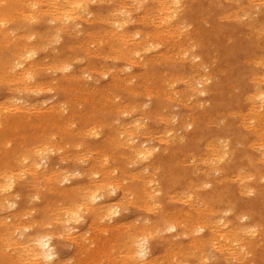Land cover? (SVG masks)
Segmentation results:
<instances>
[{
	"label": "rangeland",
	"instance_id": "374dc122",
	"mask_svg": "<svg viewBox=\"0 0 264 264\" xmlns=\"http://www.w3.org/2000/svg\"><path fill=\"white\" fill-rule=\"evenodd\" d=\"M95 2V3H93V2ZM102 1V2H101ZM87 0V5L85 6V7H87L88 6V11L87 10H85V12H83V11H80V12H78L77 13V16H78V18H76V20L75 21H73V22H75V25L73 24V22H70V26L72 27V29H71V27L69 26V23H67V25H68V30L65 28V30L63 31V32H61V31H59L58 32V30H57V28H55V30H54V27H56V25H55V23H52L49 19H46V18H40L41 20L39 21V18L38 19H36V20H34V19H29L27 16L29 15L28 13H23L24 15H25V17L26 18H24V15H22L21 13H16L15 11H12L13 13H12V16H11V13H10V16H11V20H9V21H12V22H7L8 23V26L7 25H4L5 27H4V29H6V30H9L8 32H13L12 33V36H13V34H14V36L12 37L9 33L7 34V31L6 30H2V32L3 33H5V31H6V35H3V33L0 35V42H3V44L2 43H0V51H1V49L3 50V52L2 53H5L6 55H9V57L11 56V54H9L10 52H11V49L13 48V44H15L16 43V41L18 40V38H15V37H18V35L20 34V36H19V38L21 37H23L24 35H26V33H28L29 31V34L31 33V34H33V36H31L30 37V39H29V41L28 42H30V44L31 45H33L34 46V48H35V50H36V52H38L37 50H39V48H40V50H39V52L38 53H35L33 56L35 57H32L33 59H35V60H33L32 61V58H31V60H28V62L26 63V65H28V63H32V64H34V63H36V65L38 64L39 66H40V64H41V66L39 67L38 65H37V70L39 71L41 68H43L40 72H36L37 70H36V68L34 67V70H35V72L36 73H34V78L33 79H35L36 81H33V79H32V85L33 86H31V83L30 82H28V83H30V84H28V83H23V81H21V80H18L17 78H16V76L15 75H17V74H19V72L21 71V69L22 68H17V70L16 71H14V70H12V72H10V69L8 68V66L6 65V67L5 68H3L4 66H2L1 64H0V72L1 71H3V72H5V75H4V77H3V75L2 74H4L3 72H1L0 73V76H2L4 79V81H3V83L2 82H0V111H3V113L2 112H0V118H1V120H0V126L2 127V128H0V130H1V133L2 132H4V133H2V136L3 137H1V133H0V183L2 182V183H4L6 180H8V179H6L8 176H10V175H12L13 176V178H18L17 179V181L15 182V185L14 186H16V188H14V186H13V190L11 189V190H9L8 191V193L6 192L5 193V195H6V197H5V195L4 196H0V202L2 201L3 203H0V204H2L1 206H0V210H2V207H5L6 206V203L7 202H9V201H16L17 203H18V206L16 207V208H13V209H10V208H3V210L2 211H0L1 213H0V224H2V226L0 225V235L1 234H4V235H6V232H5V230H6V228H5V225L4 224H6L7 223V225L9 224V223H14V218L16 217V216H20L21 215V213H22V215H21V218L20 217H17V219H16V222L15 223H17V222H22V220H23V222L22 223H24L25 221H27L26 223H24L23 225H24V227H25V224H27L26 226H30L31 225V223H30V221H38V223H37V225L35 224H33L34 226H36V227H34V226H32L31 225V227H30V229L28 228V229H25L24 227H22V224H21V226L19 227V231H20V229H21V231L23 232L24 230H26V231H24L25 232V234H24V232L22 233L21 231V233H19V231L17 230V234L19 233L20 235H18L17 236V234L15 233L14 234V236H13V240L15 239L16 241H18L19 239V242H21V239H22V241H23V239H24V236H27L28 234H30L32 231H35L36 229H38L37 231H39L38 233H42L43 231H51V232H53L55 235H54V239H53V241L55 242V245H56V249H57V251H58V254H59V259L57 258V260L58 261H61L60 262V264H74L75 262V264H91V262H94L93 264H97V262H98V255L102 258V262H101V260H99L100 262H98V264H100V263H102V264H111V262H112V264H116V261H118L119 263L121 262V258H123L124 257V260H122V263L124 262V264H126V263H128L127 261H128V259H127V261H125V258H127V256L125 257V251H126V249H124V251H122V245H124V244H121V243H124V242H126L125 244H127V241L126 240H129V239H127L128 237V235L131 233V232H133L132 230H134V231H139V230H137V229H140V228H142V225H141V222H143L144 223V225L147 223V227H148V230L151 228V230L154 228L155 229V231H157V232H159L160 234H159V236L162 234V237H163V239H160V237L158 236V233L157 232H155V234H157V235H155V234H153L154 232V230L153 231H151V230H149L148 232H150V233H152L153 235H155V236H153V238H152V240H153V242H152V255H154V256H152V258L155 260L156 259V261H152V263L151 264H157L158 262V264H160V262L162 261V258H163V260H164V264L165 263H167V264H171V263H169L170 262V260L172 261V264H177V262L180 260V258H182L181 260L182 261H186V259H187V262H183V263H181V262H179L180 264H236L235 263V259L236 260H238V261H236L237 262V264H240L241 262L243 263V264H264V259H263V254H264V240H263V236H264V174L262 175V173H264V164H263V162L261 163L259 160H261V161H263L264 160V148H262L264 145H259V144H257V146H256V143H260L261 144V142H262V140H263V136H262V133L264 134V123H262V121L264 120V110H262V108H259L258 109V112L256 111H253V110H251L252 108H253V106H258V101H259V99H258V97H256V95H257V91H258V88H260L262 91H263V89H264V83L262 82L263 80H264V67H262L263 65H264V54H263V52H264V49H262V47H264V6L262 5V4H264V0H232L231 2H230V0H219V2L221 3V5L219 4V2H217L218 0H216V2H214L215 0H213L212 2H210V0H179V1H182V3L181 2H179L180 4H176L175 6V9H177V11L174 9V6H171L172 5V1H169L168 2V4H166V5H169L170 7H172L173 8V11H174V15L176 16H174V20L173 19H171L172 21V23H170V21H168V22H159L160 21V18L158 17L157 19H156V17H157V14H158V12H159V10H158V12H157V6L153 3V1H148V0H146L145 2H146V4L144 3H142V1L141 0H138V2H134V1H137V0H134V1H130V0H127V2H125L126 0H113V2L111 1V3H109V1L110 0H105V3H104V0ZM239 1V2H238ZM254 1V2H253ZM258 1V2H257ZM98 2V3H97ZM130 2V3H129ZM133 2V3H132ZM139 2H141L142 3V5H140L139 4ZM151 2V3H150ZM171 2V3H170ZM191 2V3H190ZM242 2V3H241ZM251 4H250V3ZM255 3L253 6H252V4L253 3ZM116 3H119V4H117L116 5ZM121 3V4H120ZM122 3H128L127 5H129L128 6V8L129 7H131L133 4H136L133 8H136L137 7V11H136V9H133L134 10V12H132V17L130 18V20L132 21V22H130L129 24H128V26H127V28H128V30H133V31H135V30H137L136 32H138V30H141L143 33H146L147 34V38L149 37L150 39H151V41H152V45L154 44H156V46H152L151 45V41H150V39L148 38L147 40L149 41V44H148V46H152L153 48H151V46L150 47H145L144 49V51H143V49L141 50V54H138L139 56H140V58L139 57H137L138 55H136L135 54V56L133 55L132 57H135V59L133 58L132 59V57L130 58V60L128 59V58H123V59H121V56L120 55H123L122 53H123V51L124 50H126L127 48L124 46L123 48H120L119 49V44L121 45V43L118 41L117 42V40H115V37L114 36H107L106 35V38H104V35L105 34H108L109 32H110V30H108L109 29V27H108V25L104 22V20L102 21V19L101 18H106L107 16H110V14L111 13H113L114 14V11H115V13L117 14V16L118 17H121L120 15H122L123 14V4ZM132 3V4H131ZM148 3V4H147ZM170 3V4H169ZM174 3H176V1L175 2H173V5H174ZM190 3V4H189ZM210 3H211V5H210ZM215 5H214V4ZM238 3H239V6H238ZM260 3V4H259ZM111 4V6H108V5H110ZM152 4V5H151ZM188 4H189V6H188ZM217 4V5H216ZM245 5V6H243V5ZM248 4V5H247ZM251 6H250V5ZM115 5V6H114ZM118 5L120 6V8L122 7V9H120V8H118ZM131 5V6H130ZM138 5H139V10L140 11H138ZM154 5V6H153ZM180 5V6H179ZM184 5H186V6H184ZM190 5H193V6H190ZM220 5V6H219ZM257 5V6H256ZM259 5H260V7H259ZM141 6V7H140ZM168 6V7H169ZM177 6H179V7H177ZM184 7V9L182 8V7ZM195 6V7H194ZM247 6H249V7H247ZM256 6V7H255ZM149 7V8H148ZM152 7V8H151ZM168 7H166V8H168ZM183 9V11H185V9H186V11L185 12H183L182 11V9ZM208 7H210L209 9H210V11H208ZM221 7V8H220ZM245 7V8H244ZM112 8H113V10H112ZM145 8H148V9H145ZM172 8H168V10L167 11H172ZM234 8V9H233ZM255 8H257L256 10H255ZM260 8V9H259ZM132 9V8H131ZM151 9V10H150ZM154 9L156 10V13H155V11H154ZM203 9H205V10H203ZM250 9H252L251 10V13H250ZM117 10H121V12L120 11H117ZM145 10V11H144ZM149 10L152 12L151 14H149ZM153 10V11H152ZM232 10V11H231ZM243 10L245 11V12H243ZM79 11V10H78ZM99 11V12H98ZM102 12V14H101V12ZM148 11V12H147ZM170 11V12H171ZM173 11H172V13H173ZM204 11H206V13L204 12ZM226 11H228V12H226ZM235 11V12H234ZM252 11H254V13H252ZM257 11H260V12H257ZM15 12V13H14ZM97 12V13H96ZM108 12H109V15H108ZM111 12V13H110ZM118 12V13H117ZM148 13V14H146L145 16V19H144V23L142 22H139V20L138 19H140L141 17H142V15H144L145 13ZM166 12V11H165ZM181 12H183V13H181ZM205 14H204V13ZM209 12H210V15H209ZM212 12V13H211ZM234 13L236 16L234 17V15L233 16H230L231 15V13ZM250 13V15L248 16V13ZM85 13V15H86V17H85V15H83ZM100 13V14H99ZM106 13H107V16H106ZM120 13V14H119ZM154 13H155V17H153L154 16ZM161 13V12H160ZM158 14L161 18L163 17L162 15H164V13H161V14ZM181 13V14H180ZM225 13H228V15H227V17H222ZM246 13V14H245ZM28 14V15H27ZM81 16H80V15ZM99 16H98V15ZM153 14V15H152ZM178 14V15H177ZM208 14V16H210V18L208 17V16H206ZM239 15V17H238V15ZM23 16V18L25 19V24H23V26H22V23L24 22L23 20L24 19H21L19 16ZM222 15V16H221ZM13 16H17V17H19L20 19H19V21H17V17L16 18H14ZM83 16V17H82ZM90 16H91V18H90ZM104 16V17H103ZM150 16V17H149ZM207 17V19H206V17ZM79 17H82V18H79ZM97 19V20H95V18ZM153 17V18H152ZM180 17H182V18H180ZM197 17V18H196ZM230 17H232V18H230ZM237 17V18H236ZM241 17L243 18V20H241ZM13 18V19H12ZM85 18H86V20L87 21H89V22H87L86 20H85ZM153 19V20H151V19ZM199 18V19H198ZM202 18V21L200 20ZM204 18V19H203ZM220 18V19H219ZM222 18V19H221ZM226 18V19H225ZM234 18V19H233ZM240 18V19H239ZM14 19H15V21H14ZM26 19H27V21H26ZM89 19V20H88ZM135 19H137L138 20V22L139 23H136L137 22V20H135ZM148 19V20H147ZM154 19H156V20H154ZM205 19H206V22H205ZM214 19H215V21H214ZM219 19V20H218ZM232 19V20H231ZM236 19H239V20H236ZM257 19V20H256ZM20 20H21V22H20ZM31 20V21H30ZM33 20L34 21H36V23L35 22H33ZM37 20L39 21L38 23H37ZM92 20V21H91ZM93 20H95V21H93ZM101 20V21H100ZM159 20V21H158ZM177 20H179V22H182V23H179V24H181V26L179 25L178 26V22H177ZM236 20V21H235ZM17 21V22H16ZM29 21V22H28ZM50 21V22H49ZM91 21V22H90ZM97 21V22H96ZM100 21V22H99ZM146 21V22H145ZM148 21V22H147ZM184 21H185V23H184ZM195 21H197V22H195ZM199 21V22H198ZM239 21H241V22H239ZM18 22H20L19 24H18ZM32 23V25H31V23ZM158 23V24H156V23ZM175 22V23H174ZM200 22H201V24H200ZM215 22H216V25H215ZM34 23V24H33ZM132 23V24H131ZM146 23V24H145ZM152 23H153V25H152ZM167 24V23H169V24H167V25H169L168 26V28H166L167 26H164L165 24ZM197 23V24H196ZM253 23V24H252ZM257 23V24H256ZM262 25H261V24ZM31 25L30 27H31V29L30 30H28L29 29V27H28V25ZM54 24V25H53ZM76 24L77 25H79V26H77V27H75L76 26ZM164 24V25H163ZM173 24H175V26H173ZM185 24V25H184ZM212 24V25H211ZM251 24V25H250ZM17 25H18V28H17ZM25 25H27V27L25 26ZM183 25H184V27L185 26H188V27H185V28H182L183 27ZM198 25L200 26V27H198ZM214 25V26H213ZM248 25H250V27H246V26H248ZM262 26V28L260 27V28H258L259 26ZM1 26V25H0ZM13 26V27H12ZM19 26H20V29H19ZM82 26V27H81ZM103 26V27H102ZM164 28H163V27ZM172 26H173V29L175 30L174 32V34L171 32V31H173V29H171L172 28ZM203 26H205V27H203ZM70 27V28H69ZM159 27V28H158ZM171 27V28H170ZM176 27H178L177 28V30L175 29ZM179 27H181V29L179 28ZM189 27H190V29H189ZM193 27H195L193 30H192V28ZM197 27H198V29H197ZM254 28L255 30V32L258 34V37L256 38V33L254 32V33H252L253 32V29L252 28ZM17 29L18 30V33H17V30L15 31L14 29ZM26 28H27V30H26ZM48 28L49 29H51V31H49L48 30ZM83 28V29H82ZM98 30H97V29ZM99 28H101V29H99ZM155 28H158V30H157V32H156V35H157V33H158V36H156V38H155ZM163 28V29H162ZM204 28V29H203ZM215 28H216V30L218 29H220V31H218V32H216V33H221L220 35L219 34H216L214 31H215ZM222 28V29H221ZM251 28V29H250ZM1 29H3V25L0 27V30ZM23 29H24V32H23ZM70 29V30H69ZM76 29V30H75ZM95 29V30H94ZM102 29H104L103 31H102ZM165 29H167V30H169V29H171V33L169 34V31H166ZM178 29H180V31L181 32H178ZM187 29H189V31L187 30ZM257 29H258V31L259 30H262L261 32H263L262 34H261V32L259 31H257ZM12 30V31H11ZM48 30V31H47ZM75 30V31H74ZM86 30V31H85ZM96 31L97 30V34H96V37L94 36L95 35V33H94V31ZM187 30V31H186ZM199 30V31H198ZM209 30V31H208ZM223 30V31H222ZM252 32H251V31ZM37 31V32H36ZM53 31H56V32H58V34H59V39H61V40H57V38H56V36L58 35L57 33H54ZM72 33H71V32ZM77 31H79V32H77ZM91 31H93L92 32V34H94V35H92L91 34ZM99 31H101V32H99ZM107 31H109V32H107ZM140 31V32H141ZM147 31H148V33H147ZM154 31V32H153ZM163 31V32H162ZM184 31H186V32H188L189 33V35L186 33V32H184ZM193 31V32H192ZM198 31V32H197ZM204 31H206V32H204ZM212 31V32H211ZM249 33H248V32ZM15 32V33H14ZM34 32V33H33ZM39 32V33H38ZM42 32H43V34H42ZM48 32H49V34H48ZM52 32V33H51ZM61 32V33H60ZM67 32H69V33H67ZM77 32V33H76ZM80 32H82V33H80ZM90 32V33H89ZM104 32V33H103ZM106 32V33H105ZM149 32L151 33V34H149ZM152 32H153V34H152ZM176 32L177 33H180L179 34V37H178V35L176 34ZM195 32H196V34H195ZM214 32V33H213ZM245 32V33H244ZM17 33V34H16ZM40 33L42 34L41 36H42V39H43V37H45L46 35V37L42 40L40 37H39V39L37 38V34L38 35H40ZM76 33V34H75ZM85 33H87V34H85ZM91 34L92 35V37H91V35H89V34ZM100 33V34H99ZM161 33H164V34H161ZM166 33V34H165ZM167 33H168V36L167 37H165V38H168V40H170V41H173L174 39V41H173V43L174 44H176V45H174V44H172L170 41H168V40H166V39H163L164 37L163 36H165V35H167ZM182 33H183V35H182ZM190 33H193V35L192 34H190ZM200 33V34H199ZM251 33H252V35H251ZM23 34V35H22ZM54 34H56L55 35V37L54 36H51V35H54ZM69 34H71V35H69ZM102 34H104V35H102ZM175 34H176V37H175ZM224 34V35H223ZM244 34V35H243ZM261 34V35H260ZM8 35H10L9 36V38H7V36ZM61 35V36H60ZM99 35H102L103 36V38H100L99 39V37H101V36H99ZM151 35V36H150ZM174 35V36H173ZM188 35V36H187ZM205 35V36H204ZM215 35V36H214ZM249 35V36H248ZM181 36V37H180ZM182 36L183 37H186L187 36V38L189 37V39H185V38H182ZM191 36V37H190ZM196 36V37H195ZM5 39H3V38ZM36 37V38H35ZM111 39H110V38ZM160 37H162L161 39H160ZM171 37H172V39H171ZM178 37V38H177ZM229 37V38H228ZM250 37V38H249ZM261 37V38H260ZM6 38H7V40H6ZM11 38V39H10ZM20 38V39H21ZM35 38V39H34ZM51 39V41L53 42V45L51 44L52 42L49 40V39ZM92 38V39H91ZM96 38V39H95ZM180 38V39H179ZM181 38H182V40H181ZM192 38H194V39H191ZM196 38V39H195ZM201 38V39H200ZM231 38V39H230ZM258 38H259V41H257L258 40ZM4 41H3V40ZM47 39H48V41H50V42H48L47 41ZM55 41V39L57 40L56 42H54L53 40ZM106 39H109V42H108V40H106ZM158 40V41H156V40ZM177 39H179V40H177ZM261 39V40H260ZM8 40L10 41V43L8 42ZM31 40H33V41H31ZM81 40V41H80ZM86 40V44H84L83 43V41H85ZM89 40H91L90 42H89ZM97 40V42H95ZM98 40H100L101 41V43L100 42H98ZM104 42H103V41ZM135 40H139V38H137V39H135ZM154 40H155V43H154ZM177 40V41H176ZM180 40H181V42H180ZM185 40H188V42L186 41V43H187V47H186V43H185ZM199 40L201 41V42H199ZM231 40V41H230ZM93 41V42H92ZM105 41H107V43H105ZM166 41H168V42H166ZM197 41H198V43H199V45H198V43H197ZM47 42L48 43H50L49 45H47ZM88 42V43H87ZM116 44H115V43ZM179 42H180V44H179ZM184 42V43H183ZM189 42H193V43H189ZM202 42H203V44H202ZM256 42V43H255ZM6 43H8V45H6V46H9V50H8V47H6L5 46V44ZM46 43V44H45ZM55 43V44H54ZM58 43V44H57ZM94 43H97V44H93ZM100 43V44H99ZM102 43H103V45H102ZM112 43V44H111ZM160 43H162V44H160ZM166 43H168V45L166 44ZM189 43V44H188ZM194 43L195 44H197L198 45V47L199 48H196L195 47V45H194ZM201 43V44H200ZM35 44V45H34ZM39 46H38V45ZM40 44H41V46H40ZM82 44V45H81ZM114 44V45H113ZM181 44H183L184 46H182ZM190 44H192L193 46H191ZM5 47V48H7V50H5V48L3 47V46ZM45 45H47V46H45ZM75 45H79V46H75ZM101 45V46H100ZM111 45V46H110ZM114 47H113V46ZM159 45V46H158ZM161 45V46H160ZM164 45V46H163ZM179 45H181V48H180V46ZM188 45H190L191 47H189ZM196 45V46H197ZM208 45V46H207ZM255 45V46H254ZM263 45V46H262ZM38 46V48H36ZM46 47V51L44 50L45 49V47ZM70 46H72L71 48H70ZM74 46V47H73ZM81 46V47H80ZM98 46H99V48H98ZM109 46V47H108ZM116 46L118 47V48H116ZM169 47V48H166V47ZM172 46V47H171ZM176 48H175V47ZM80 47V48H79ZM85 47H87L86 49H85ZM96 47L98 48V49H96ZM104 49L103 51H102V49ZM155 47H158V49L157 48H155ZM185 47V48H184ZM259 47H261V48H259ZM11 48V49H10ZM73 48V49H72ZM84 48V49H83ZM111 48H112V50H111ZM114 48H116V49H114ZM126 48V49H125ZM150 50H149V49ZM155 48V49H154ZM166 48V49H165ZM180 48V49H179ZM190 48H192V49H190ZM194 48V49H193ZM55 49H58V50H55ZM81 49H83V50H81ZM123 49V50H122ZM154 49V50H153ZM167 49H168V52H167ZM169 49H170V51H169ZM179 49V50H178ZM185 49V50H184ZM260 49V50H259ZM48 50V51H47ZM55 50V52H53ZM61 51L60 53L58 52V51ZM114 50V51H113ZM116 50H118V52H115ZM147 50V51H146ZM149 50V51H148ZM166 50V51H165ZM174 52H173V51ZM184 50V51H183ZM189 50H191V53H192V55L194 54V55H196V56H192L191 55V53L189 52ZM193 50V51H192ZM45 51V52H44ZM50 51H52V52H50ZM57 51V52H56ZM87 51V52H86ZM89 51H91V52H89ZM97 52V54H96V52ZM102 51V52H101ZM149 52V53H146V52ZM177 51H179V52H177ZM181 51V52H180ZM186 51V52H185ZM188 51V52H187ZM208 51V52H207ZM261 52V54H259L260 52ZM7 52V53H6ZM89 52V53H88ZM121 52V53H120ZM162 52V53H161ZM171 52L174 54H171ZM176 52H177V54H176ZM2 53H0V54H2ZM93 53V54H92ZM101 54L100 56H99V54ZM120 53V54H119ZM165 54L164 56L163 55H161V54ZM166 53H168L169 54V56H168V54H166ZM178 53H179V56H178ZM186 54L185 56H183L184 57V59H185V61H183V57H181V55H183V54ZM36 54H37V56H36ZM78 54V55H77ZM97 56H96V55ZM104 56H103V55ZM113 54V55H112ZM118 54V55H117ZM154 54V55H153ZM158 54V55H157ZM171 54V55H170ZM208 54L210 55V57H208ZM6 55H4V56H6ZM53 55H54V57H53ZM57 55V56H56ZM94 55V56H93ZM116 55V56H115ZM143 55V56H142ZM145 55V56H144ZM159 56V58L161 57V58H163L164 57V59H159L157 56ZM192 57H191V56ZM207 55V56H206ZM260 55V56H259ZM263 57H262V56ZM2 56H3V54H2ZM56 56V57H55ZM78 56V60L79 61H77V59H76V57ZM99 56V57H98ZM107 57V59H106V57ZM113 56H114V58H117V57H119V59L117 58L116 60L115 59H113ZM124 56V55H123ZM122 56V57H123ZM163 56V57H162ZM167 56V58H165ZM251 56V57H250ZM258 56H259V58H258ZM73 57H75V59H76V61L75 60H71V58H73ZM142 57V58H141ZM155 57V58H154ZM176 58V59H173L172 60V58ZM179 57H181V58H179ZM188 58V60H189V62H190V64H189V62H188V60H187V58ZM189 57L190 58H194L195 59V57H201V58H196L195 60L193 59V62H191L192 60L191 59H189ZM255 57V58H254ZM7 58V57H6ZM12 58V57H11ZM49 59V58H51L49 61L47 60V59ZM56 60H55V59ZM58 58H59V60H58ZM61 58V59H60ZM81 59V61H80V59ZM103 58V59H102ZM104 58H105V60H104ZM152 58V59H151ZM213 58V59H212ZM250 58V59H249ZM256 58H258L257 59V61H256ZM45 59H46V61H45ZM52 59H54V60H52ZM64 59H65V62L66 63H68V64H70L72 61V63H71V66H72V68H70V69H72V70H68V72H66V71H63L62 72V70L59 68L58 70H57V67L59 66L60 67V65H57L56 66V64H58V63H60V62H62V61H64ZM68 59H69V61H68ZM82 59H83V61H82ZM84 59H86V60H84ZM88 59H90L89 60V63H88ZM124 59H126L129 63H133L132 61H134V60H136L137 59V61H134V63L132 64V67L130 68V69H128V68H126L127 66H128V62L126 61V60H124ZM143 59H145V60H143ZM168 59V60H167ZM179 59V60H178ZM181 59H182V61H181ZM44 60V61H43ZM112 60V61H111ZM142 60V61H141ZM149 60H150V62H149ZM160 60V63L158 62ZM163 60V61H162ZM167 60V61H166ZM177 60V61H176ZM196 60H198L197 62H196ZM199 60H200V62H202V60H203V62L202 63H204L203 65H202V67H201V63H199ZM210 60V61H209ZM212 60V61H211ZM246 60H248V61H253L252 63L251 62H246ZM30 61H32V62H30ZM40 63H39V62ZM43 61V62H42ZM143 61H145V62H143ZM147 61H148V63H147ZM51 62H53V64L51 63ZM92 62V63H91ZM170 63V64H167V63ZM55 63V64H54ZM87 63V64H86ZM103 63V64H102ZM136 63V64H135ZM143 63V64H142ZM147 63V64H146ZM151 63V64H150ZM158 63V64H157ZM198 64V66L196 67V65ZM263 63V64H262ZM61 64V63H60ZM92 66H91V65ZM135 64V65H134ZM144 64H146V65H148L147 67H145L144 66ZM161 64H163V66H161ZM192 64V65H191ZM207 64H209V65H207ZM258 64H261V65H259L258 66ZM26 65H25V67H26ZM46 65H48V66H52V67H48V66H46ZM88 65V66H87ZM95 65V66H94ZM100 65H101V68H100ZM109 65V66H108ZM152 65V66H151ZM193 65L195 66V67H193ZM54 66H56V67H54ZM84 66L87 68H84ZM103 66H104V68H103ZM115 66V68H113ZM145 68H144V67ZM151 66V67H150ZM191 66H192V68H191ZM207 66V67H206ZM46 67V68H45ZM54 67V68H53ZM88 67H90L91 69H89ZM93 67V68H92ZM96 67V68H95ZM121 67H122V69H121ZM170 67V68H169ZM260 67V68H259ZM262 67V68H261ZM39 68V69H38ZM49 68V69H48ZM82 68V69H81ZM84 68V69H83ZM99 70H98V69ZM117 68H119V70L117 69ZM194 68V69H193ZM196 68V69H195ZM198 68V69H197ZM200 68V69H199ZM202 68V69H201ZM205 68V69H204ZM5 69L7 70V71H5ZM20 71H19V70ZM45 69V70H44ZM96 70L97 72H99V73H97L96 71H94V72H92L93 70ZM106 69H107V71H106ZM109 69H111V71H112V73H111V71L109 72ZM114 69V70H113ZM126 69V70H125ZM130 70L129 72H128V70ZM49 71V72H47V71ZM53 70H55V71H53ZM60 70V71H59ZM86 70V71H85ZM101 70H102V72H101ZM104 70V71H103ZM118 70V71H117ZM166 70V71H165ZM195 70V71H194ZM198 70H200V71H198ZM212 70V72H210ZM15 73H14V72ZM18 71V72H17ZM43 71V72H42ZM45 71V72H44ZM85 71V72H84ZM88 71V72H87ZM123 71V72H122ZM125 71H127V72H125ZM145 73H144V72ZM6 72H8V73H6ZM56 72V74H54ZM72 72V73H71ZM106 73V72H109L110 74L109 75H106L105 76V74L104 75H102L101 73ZM117 72H119V73H117ZM154 72V74H152ZM158 72V73H157ZM164 72L166 73V74H164ZM169 72V73H168ZM182 72H183V74H182ZM195 72H198L197 73V75H196V73ZM204 72H206L207 74L205 75V73ZM11 73V74H10ZM17 73V74H16ZM39 73V76L37 75ZM85 73H88V75H90V76H88L87 74H85ZM116 73V74H115ZM121 73V74H120ZM128 73V74H127ZM136 73V74H135ZM138 73H140L139 75H138ZM147 73V74H146ZM164 74L163 76H162V74ZM193 73V74H192ZM195 73V74H194ZM13 74V75H12ZM69 74V75H68ZM86 76V77H84V75ZM125 74V75H124ZM131 74H133V76H131ZM145 74V75H144ZM152 74V75H151ZM161 74V75H160ZM170 74V75H169ZM172 74H174V75H172ZM181 74L183 75V76H186V77H183V76H181ZM192 76H191V75ZM208 74H210L211 75V77L208 75ZM255 74H256V77H255ZM261 74H262V79L260 78V80H262V81H260L259 80V78L258 77H261ZM8 75H10V76H8ZM35 75H37V77L35 76ZM63 75H65V76H63ZM71 75V77H69ZM72 75H74V76H72ZM78 75H80V76H78ZM104 77L105 76V78H102V76ZM115 75V76H114ZM127 75V76H126ZM128 75H130V79H129V77H128ZM150 77H149V76ZM153 75H154V77H153ZM196 75V76H195ZM203 75H204V77H207V81H205L206 79H204V77H203ZM208 75V76H207ZM258 75V76H257ZM75 76H78V77H75ZM134 76H136V77H134ZM138 76V77H137ZM143 76V77H142ZM169 76L171 77H173L174 78V81L172 80V78H171V80H169ZM175 76H177L176 78H178L177 80V83H175L176 81V78H175ZM179 76H180V78L182 79L183 78V81H185V82H180L181 81V79H179ZM8 79H7V78ZM62 77V78H61ZM63 77L64 78H66L67 80H69L68 78H70V80L69 81H67V80H62L63 79ZM68 77V78H67ZM93 77V78H92ZM95 77V78H94ZM100 77L102 78V79H100ZM120 77V78H119ZM126 77V78H125ZM147 77H149L148 78V80H147ZM165 77V78H164ZM190 78V79H186V78ZM193 77V78H192ZM203 77V78H202ZM209 77V78H208ZM250 77H252L251 78V80H249V78ZM12 78V80L10 81L11 82V86H10V82L8 81V80H10ZM72 78V79H71ZM78 79V78H80V80H75V79ZM82 78V79H81ZM115 78V80H113ZM117 78H119V79H117ZM122 78H124V80L122 79ZM135 78V79H134ZM153 78V79H152ZM186 80H188V81H186ZM195 78V79H194ZM198 78H200V79H198ZM203 80H202V79ZM255 78H257V80H259V81H257ZM2 78L0 77V81H2L1 80ZM48 79V80H47ZM60 79V80H59ZM130 81V80H132V81H130V84L128 83V80ZM151 79V80H150ZM191 79H193V80H191ZM236 79V80H235ZM42 80H43V82H45V80H47L46 82H50L51 80H53L54 82H55V80H56V82H57V80L59 81L58 83L59 84H57L56 82L54 83L53 81V83L52 82H50V84H52V85H50L49 83H45V84H47V86H48V90L45 88L44 89V87H47V86H45V85H43L44 83H41L42 82ZM75 80V83L76 84H74L73 83V81ZM109 80H111V81H109ZM123 80V81H122ZM142 80V81H141ZM151 82H150V81ZM162 80V81H161ZM166 80V81H165ZM180 80V81H179ZM196 80V81H195ZM201 81V83H199L198 81ZM7 81H8V83H7ZM15 81V82H14ZM116 81H118V82H116ZM121 81V82H120ZM168 81V82H167ZM170 81H173L174 82V84L173 85H175L176 87H172V82H170ZM256 81H257V83H256ZM13 82L14 83H17V82H19V83H17L18 85H16V84H13ZM60 82H62V83H60ZM72 82V83H71ZM78 82H80V83H78ZM113 82H115V83H113ZM122 82H126V84H122ZM154 83V85H153V83ZM165 82H167L166 84H165ZM187 82H189V83H187ZM195 82H197V86H196V84H195ZM261 82V83H260ZM34 83V84H33ZM71 83V84H70ZM78 83V84H77ZM81 83H82V85H81ZM109 83H110V85H109ZM113 85H112V84ZM138 85H137V84ZM145 85H144V84ZM146 83H148V85L146 84ZM187 83V84H186ZM206 83H208L207 84V86H205V84ZM254 83H256V84H254ZM259 83H260V86H259ZM7 84H9V86L7 85ZM36 84H38V86L39 85H42V86H40V87H38V89H37V86H36ZM118 84V85H117ZM127 84H129V85H127ZM133 84V85H132ZM135 84V85H134ZM164 84V85H163ZM192 84H194V85H192ZM199 84H201V85H199ZM232 84H234L233 86L235 87H232ZM14 85H15V87L16 86H18V87H16L17 88V90H16V88H14ZM19 85H21V86H19ZM30 85V86H29ZM34 85L36 86V88L34 87ZM58 87L57 89L55 88L56 86ZM60 85H62L63 86V89H65L64 91H65V93H63V89L62 90H60L61 89V87L62 86H60ZM73 85V86H72ZM76 85V86H75ZM79 85H80V87H79ZM139 85H142V86H139ZM152 85V86H151ZM169 85H171V87L169 86ZM192 85V87H190ZM257 85V90H256V88H255V86ZM50 86H51V88H50ZM52 86H55V87H52ZM66 86V87H65ZM77 88H75V87ZM115 86V87H114ZM121 86V87H120ZM131 86V87H130ZM136 86H137V88H136ZM154 86V87H153ZM189 86V88H185V87H188ZM193 86H195V87H193ZM201 87V88H199V87ZM204 86V87H203ZM259 86V87H258ZM11 87H13L12 89H11ZM69 87H70V89H69ZM72 87H74V88H72ZM104 87V88H103ZM109 89H108V88ZM122 87H125V88H123V90H122ZM143 87H146L145 89L143 88ZM151 87H153V91L151 90V91H149L150 90V88ZM182 87V88H181ZM199 88L200 90H198L197 88ZM237 87V88H236ZM7 88H9V89H7ZM18 88H22L21 90H22V92H21V90H20V94H19V90H18ZM23 88H25L26 90H25V92H24V89ZM29 88V89H28ZM43 88V89H42ZM50 88V89H49ZM53 88V89H52ZM60 88V89H59ZM78 88L79 89H81V91L79 90V91H77L78 90ZM117 88V89H116ZM121 88V89H120ZM133 88V89H132ZM171 88V90L173 89V91L172 92H170V91H168L169 89ZM181 88V89H180ZM196 89V90H193V89ZM204 88H206L207 89V91L204 89ZM232 88H234V89H238L237 91L236 90H232ZM10 89H11V91H10ZM15 89V92L13 91ZM32 90L33 89V91H29V90ZM38 91H37V90ZM102 89H103V91H102ZM104 89H105V91H104ZM107 89H108V91H107ZM111 89V90H110ZM132 89V90H131ZM148 89V90H147ZM156 89H158V90H156ZM165 89H166V91H165ZM174 89H176V90H174ZM179 89V90H178ZM205 90V92H207V93H205L204 95H201L200 94V92H201V90ZM212 89V90H211ZM9 90V91H8ZM43 90V91H42ZM66 90H68V91H70L71 93H69L68 92V94H66L67 93V91ZM76 90V91H75ZM109 90L110 91H112L113 93H111V92H109ZM131 90V91H130ZM134 90V91H133ZM143 90V91H142ZM181 90V91H180ZM189 90V91H188ZM193 90V91H192ZM198 90V91H197ZM256 90V92H254ZM29 92V94H28V92ZM35 91V92H34ZM38 93H37V92ZM41 91V92H40ZM54 91V92H53ZM56 91V92H55ZM99 91H101V92H99ZM138 91H141V93H143V94H141L140 92H139V94L137 93ZM146 91V92H145ZM156 91V92H155ZM158 91V92H157ZM174 91H177L176 93H178L179 91V95L177 94L176 96H173V97H170V96H172V95H175L176 93H173ZM184 91V92H183ZM192 91V92H191ZM194 91H196V92H194ZM200 91V92H199ZM215 91V92H214ZM32 92V93H31ZM76 92V93H75ZM96 92H98L97 94H96ZM102 92L103 93H105V94H102ZM108 92V93H107ZM116 92V93H115ZM129 92H131V93H129ZM135 92V93H134ZM147 92H150V93H152V94H154L153 96H151L152 94H148V95H150V96H148L146 93ZM155 92V93H154ZM167 92V93H166ZM181 92H183V94H181ZM187 92V93H186ZM197 92H198V94H197ZM253 92V93H252ZM23 93V94H22ZM26 93V94H25ZM34 93H37L36 95L34 94ZM73 93H75V94H73ZM133 93V94H132ZM138 95H137V94ZM159 95H158V94ZM169 94V97L171 98H169V100H167V98H168V95L166 96V94ZM172 95H171V94ZM230 93V94H229ZM21 94H22V96H21ZM25 94V95H24ZM76 94H77V96H76ZM117 94V95H116ZM134 94H135V96H134ZM155 94H157L158 96H155ZM191 94H192V96H193V98H192V96H191ZM228 94H229V96H228ZM15 97V99H17L16 100V102H15V99L13 98V96ZM67 95H69L70 96V98L71 99H69V96H67ZM109 97H108V96ZM112 95H114V97L112 96ZM116 95V96H115ZM122 97V98H120V96ZM129 95V96H128ZM220 95V96H219ZM246 95V96H245ZM8 96H11V97H9V98H7V99H9L8 101H10L11 100V102H13V104L14 105H17L16 107L15 106H13V104L11 103V106L9 107V105L10 104H7V102L8 101H6L7 99L5 98V97H8ZM25 96H26V99H25ZM28 96V97H27ZM76 96V97H75ZM119 96V97H118ZM166 96V97H165ZM178 96V98L176 99V97ZM197 96V98L195 99V97ZM252 96H254L253 98H252ZM19 97V98H18ZM22 97V98H21ZM53 97V98H52ZM74 97V98H73ZM93 97V98H92ZM105 97H107V98H110V99H106ZM119 99H118V98ZM180 97H182V99L180 98ZM248 99V100H246V98ZM250 97H251V99H250ZM45 98V99H44ZM51 99V102H50V100H48L49 102H48V104L49 105H44L43 104V106H42V104L41 103H43L45 100L47 101V99ZM90 98V99H89ZM98 100H97V99ZM116 98V99H115ZM151 98V99H150ZM184 98H185V100H184ZM189 98H191V100L189 99ZM258 99V100H255V99ZM5 99V100H4ZM14 99V100H13ZM19 99H21V101H23V103L24 104H22V102L19 100ZM43 101V99H44V101L43 102H41L40 103V101L41 100ZM67 99H68V101H67ZM78 99V101H76ZM85 99H89V100H85ZM96 99V100H95ZM103 99H105V101L103 100ZM118 99V100H117ZM122 99V100H121ZM176 99V100H175ZM195 99V100H194ZM253 99V101H251ZM5 101L4 103H2L3 101ZM60 100H61V102H63V103H61L60 102ZM80 100V101H79ZM94 102H93V101ZM113 102H112V101ZM120 100V101H119ZM178 100V101H177ZM180 100V101H179ZM182 100H183V103H182ZM187 100H189V102L187 101ZM198 100H200V101H198ZM202 100V101H201ZM205 102H204V101ZM251 102H250V101ZM2 101V102H1ZM26 102V104L27 103H29V104H25V102ZM34 101H35V103L37 102V104H34ZM59 101V102H58ZM67 103H72V104H70V106H69V104H65V102ZM76 101V102H75ZM96 101H100L99 103L98 102H96ZM107 101H109V102H107ZM111 101V102H110ZM115 101H116V104H115ZM119 101V102H118ZM130 101H133V102H130ZM175 101V102H174ZM194 101V102H193ZM59 103V105L57 104V103ZM137 102V103H136ZM173 102V103H172ZM187 102V103H186ZM193 102V103H192ZM197 102V103H196ZM199 102V103H198ZM203 102V103H202ZM207 102V103H206ZM220 102V103H219ZM252 102H253V104H252ZM254 102H255V104H254ZM9 103V102H8ZM21 103V104H20ZM61 103V104H60ZM99 104V106H98V104ZM107 105H106V104ZM112 103H114V104H112ZM125 103H128L127 105H125ZM134 103H136L137 105L135 106V104ZM171 103H172V105H171ZM194 103H196L195 105H194ZM209 103V104H208ZM257 103V104H256ZM6 104V105H5ZM32 104V105H31ZM56 104H57V106H56ZM65 106H64V105ZM78 104V105H77ZM96 104V105H95ZM103 104H105V105H103ZM110 104H112L113 106H109ZM122 104H124L123 106H122ZM133 104V105H132ZM164 104V105H163ZM189 104V106H187V105ZM190 104L193 106L192 108L190 107ZM204 104V105H203ZM208 104V105H207ZM249 104L251 105V106H249ZM8 105V107H6V108H8V109H2L1 110V106H3L2 108H4L5 106H7ZM29 105H31L30 107H29ZM36 105H41L40 106V109H38V106H36ZM52 106V107H49V106ZM67 105V106H66ZM72 105V106H71ZM89 105V106H88ZM93 105H94V107H93ZM116 105V106H115ZM121 105V106H120ZM129 105V106H128ZM131 105V106H130ZM141 105V106H140ZM163 105V106H162ZM198 105H199V107H200V105L202 106V107H198ZM36 106V107H35ZM59 106V107H58ZM91 106H92V108H91ZM104 106L106 107V108H104ZM120 108H119V107ZM126 106V107H125ZM133 106H135V107H133ZM140 106V107H139ZM145 107V108H141V107ZM162 106V107H161ZM168 106V107H167ZM197 108H196V107ZM204 106V107H203ZM248 106H249V110L248 111H246L247 109H248ZM15 107V108H14ZM18 107V108H17ZM27 107H29V109H27ZM42 107H43V109H42ZM48 107H49V109H48ZM61 107V108H60ZM101 107H103V108H101ZM123 107H124V109H123ZM131 107H132V109H131ZM138 109H137V108ZM167 107V108H166ZM189 107V108H188ZM11 108H14V110L13 109H11ZM25 108V109H24ZM32 108H33V110H32ZM35 108V109H34ZM36 108H37V110L38 111H40V116H38L39 114L37 113V111H36ZM55 108H57L58 110L56 111V109ZM63 108V109H62ZM65 108V109H64ZM69 110H68V109ZM77 108H79V112H78V110H77ZM97 108H99V109H97ZM116 108V109H115ZM118 108V109H117ZM127 109V111H126V109ZM131 110H130V109ZM137 109V111L135 110V109ZM164 108H166L164 111H163V109ZM46 109V110H45ZM51 109H52V111H51ZM53 109L55 110V111H53ZM63 110L62 112H60V113H58L60 110ZM75 109V110H74ZM89 111H88V110ZM92 109H94V112H92L93 110ZM96 109V110H95ZM130 111H129V110ZM149 109V111H147ZM9 110V111H8ZM18 110H20V111H18ZM43 110H45V111H48V112H46L45 113V111L44 112H42ZM49 110L51 111L50 112V114H49ZM100 110H101V112H100ZM107 111V112H103V111ZM116 110H117V112H116ZM119 110V111H118ZM143 110H144V112H143ZM161 112V118L159 117L160 115H159V111ZM167 110V111H166ZM224 110V111H223ZM232 110H234V111H232ZM238 110H241V112H242V114H241V116H240V114H239V112H238ZM8 111V112H7ZM11 111V112H10ZM14 113H13V112ZM31 113H30V112ZM34 111V112H33ZM77 111V112H76ZM84 111H87V112H85V113H83ZM99 111V112H98ZM109 111H111V112H109ZM114 111V112H113ZM133 111H134V113H133ZM229 111H231L232 113H236L235 115H233V117H232V115H231V117L229 116L230 115V113H228ZM238 113H237V112ZM6 112H7V115H6ZM17 114H16V113ZM20 112V113H19ZM24 112V113H23ZM28 112V113H27ZM63 112H65V114L63 113ZM71 112H73V113H71ZM89 112V113H88ZM91 112V113H90ZM122 112L124 113V114H122ZM129 114H128V113ZM190 112V116H188L187 114H185V113H189ZM191 112H193V113H191ZM218 112V113H217ZM221 112H223V113H221ZM254 113L255 115H257L259 112H260V114H258L257 115V117L254 115V114H250V115H254V117L252 118V116H251V118L249 119L248 118V120H246L247 119V117L248 116H250L248 113ZM262 112H263V114H262ZM2 113V114H1ZM5 113V114H4ZM10 113H12V114H10ZM33 113H34V115H33ZM37 113V114H36ZM44 113V114H43ZM53 113V114H52ZM77 113H79V114H77ZM82 113H83V115H82ZM94 113L96 114V115H94ZM103 113V116L101 115ZM117 113V114H116ZM127 113V114H126ZM130 113H131V115H130ZM133 113V114H132ZM151 113V114H150ZM164 113V114H163ZM172 113V115H170ZM205 113V114H204ZM208 113V114H207ZM246 113V114H245ZM257 113V114H256ZM9 114H10V118H9ZM14 114H16V115H14ZM22 116H20V115ZM23 114V115H22ZM28 114H30V115H28ZM32 114V115H31ZM47 114H49V115H47ZM62 114L65 116V117H63L62 116ZM74 114H76V115H74ZM110 114H113V115H110ZM118 114H120V115H118ZM138 114V115H137ZM144 115L145 114V116H141V115ZM157 114V115H156ZM181 114H183V115H181ZM184 114H185V116L186 117H184ZM202 114H204V115H202ZM216 114V115H215ZM217 114H220L219 116L221 117H223V119H222V117L220 118ZM239 114V115H238ZM4 115H6V117H4ZM17 115H19V116H17ZM44 115H46L47 117H44ZM50 115L52 116V117H50ZM56 115V116H55ZM74 117V119H73V117ZM79 115H81V116H79ZM86 115V116H85ZM89 115V116H88ZM98 115V116H97ZM122 115H124V116H122ZM126 115V116H125ZM130 115V116H129ZM181 115V116H180ZM194 115V116H193ZM227 115V116H226ZM260 115V116H259ZM263 115V116H262ZM3 116V117H2ZM8 116V117H7ZM14 116V118H12ZM17 116V117H16ZM42 116V117H41ZM54 116H55V118H54ZM63 117V119H59V121H58V119L57 118H60V117ZM66 116H68V117H66ZM69 116H71V118L73 119V120H70V122L68 121L69 119H71ZM88 116V117H87ZM119 116V117H118ZM133 116V117H132ZM157 116V117H156ZM163 116H166V117H163ZM173 116V117H172ZM179 116V117H178ZM183 116V118H181ZM197 118H196V117ZM214 116L216 117V118H218L217 119V123L213 120L212 121V117H213V119H214ZM21 119H20V118ZM29 117H31V124L29 123L28 124V122H30V119H29ZM36 117H38V118H36ZM49 117V118H48ZM57 117V118H56ZM61 117V118H62ZM83 118L84 117V119H80V118ZM100 117H103V118H100ZM135 117H138V118H135ZM139 117H141V118H139ZM149 117V119H147V118ZM154 117H156V118H154ZM159 117V118H158ZM170 117H172V121H170L169 119H170ZM189 117V118H188ZM210 117V118H209ZM243 117H244V119H243ZM257 119H256V118ZM262 118V119H260V120H262V121H260L259 120V118ZM5 118H7V120L5 119ZM20 120H19V119ZM39 118H41V119H39ZM47 118H48V120L50 121V124L49 125H47L49 122L47 121ZM67 118V119H66ZM69 118V119H68ZM95 120H94V119ZM106 118V120H103V119H105ZM133 118V119H132ZM145 118H146V120H145ZM163 118V119H162ZM164 118H166L167 120H165ZM179 118H180V121H179ZM192 118V119H191ZM193 118H194V120H193ZM196 118V119H195ZM211 120H209V119ZM216 118H215V120H216ZM254 118L256 119V121H253L254 120ZM2 119H4V120H2ZM8 119L10 120H12L11 122L10 121H8ZM44 119V120H43ZM98 119V121H99V123H98V121H96ZM121 120V121H114V120ZM135 119H138V120H140L139 121V123H141V124H146V126L144 125V127L147 129V130H149V128H150V130L147 132V130H145V128H144V130L143 129H141L142 131H140V130H137V131H135L134 129H135V123L133 122V124H130V125H134L133 126V128H131L132 126H129V123H132V120H135ZM162 119V122L160 121ZM222 119V120H221ZM253 119V120H252ZM15 120H16V122H17V124L15 125L14 123H15ZM19 121V123H18V121ZM100 120H102L101 122H100ZM144 120V121H143ZM149 120V121H148ZM166 121V122H168V121H170V122H168L169 124H168V126H167V123H165V122H163V121ZM188 120V121H187ZM190 120V121H189ZM192 120V121H191ZM197 120V121H196ZM218 120H220V121H218ZM226 120V121H225ZM244 120H246V121H248V122H251L250 124L247 122V123H245L246 121H244ZM249 120H251V121H249ZM5 121H7L6 122V124H5V122L3 123V122ZM43 121V122H42ZM56 122L57 124H55L54 123V125H56L55 127H54V125H51V124H53V122ZM58 121V122H57ZM71 124L73 121V124L71 125L72 126V128H71V126H70V124L68 123V122ZM72 121V122H71ZM77 121V122H76ZM79 121V122H78ZM83 121V122H82ZM103 121H104V123H103ZM108 121V122H107ZM131 121V122H130ZM145 121H146V123H145ZM183 121H185V122H183ZM194 121V123H192ZM241 121H243V123L245 124V126L247 127H244V124H242V122ZM254 122V124H253V122ZM259 121H260V123H259ZM38 122V123H37ZM40 122V123H39ZM42 122V123H41ZM44 122H47V124H45ZM65 122V123H64ZM76 122V123H75ZM94 122V123H93ZM100 124V127H101V125L102 124H104V125H102V127L101 128H99V125H98V127H97V124ZM115 125V126H113V124ZM125 123V124H127V122H128V124H127V126H128V130H129V132L131 131V132H133L134 133V131H135V136H137L138 138L136 139L137 141H135L134 142V145H136V144H139V143H142L143 141H146L145 143L147 144V146H152L153 147V149H156V150H154L155 152H154V154L152 155V157L149 159V160H147V161H141L140 159H138V161H139V164H138V161H136L137 162V165H136V167L134 166V163H135V158L132 156V155H130V151L126 148V147H121V148H119L120 147V145H119V141H121L123 138L125 139V136H121L119 133H118V131L117 130H119V132L121 131V129L119 128V126H122V124H120V123ZM158 122L159 123H161V124H158ZM188 123V124H185V123ZM189 122H191V124H189ZM207 122L208 123H212V124H209V125H207ZM226 122V123H225ZM264 122V121H263ZM9 123H10V125L11 126H13L12 128L11 127H8V125H9ZM13 123V124H12ZM20 123H22L21 125H20ZM43 123L46 125V126H48V128H46V126H44L43 125ZM81 123V124H80ZM106 123H108V124H106ZM110 123V124H109ZM157 123V124H156ZM215 123V124H214ZM241 123V124H240ZM255 123H257V124H255ZM26 126H25V125ZM41 124V126H39ZM58 124H59V127H58ZM63 124H64V126H63ZM90 124V125H89ZM92 124H94L93 126L94 127H92L91 125ZM119 126H118V125ZM170 124H171V126H170ZM181 124V125H180ZM197 124V125H196ZM239 124V125H238ZM247 124H249V125H247ZM259 124H261V125H259ZM6 125V130H8L7 132H6V130H5V127H4V130H3V126H5ZM9 125V126H10ZM34 125H35V128H34ZM37 125L39 126V127H37ZM77 125V126H76ZM81 125H83V126H81ZM85 125V126H84ZM243 125V126H242ZM251 125V126H250ZM252 125H254V126H252ZM31 126H33V128L34 129H32V127ZM49 126H50V128H51V126L52 127H54V128H49ZM60 126L61 127H63L62 129L60 128ZM65 126H67L68 128H65V129H68V130H64V127ZM74 126V127H73ZM88 128H87V127ZM110 126H112V127H110ZM116 126H117V128H116ZM148 126H149V128H148ZM164 126H165V128H164ZM167 126V127H166ZM207 126V127H206ZM248 126H250V127H248ZM17 127V129H15ZM26 127V128H25ZM29 127V128H28ZM37 127V128H36ZM43 127H44V129L45 130H43ZM57 127V128H56ZM95 127H97L96 128V131L95 130H92V131H90L92 128H94L95 129ZM130 127V128H129ZM170 128V131L171 132H169V128ZM174 127V128H173ZM253 127V128H252ZM255 127V128H254ZM260 127V128H259ZM9 128H11V130H14V133L12 132V131H10V129ZM20 128H21V130H20ZM25 128V129H24ZM74 128V129H73ZM76 128H77V130H76ZM81 128V129H80ZM91 128V129H90ZM103 128V129H102ZM173 128V130H171ZM36 129V130H35ZM37 129H39V131L37 130ZM47 129V130H46ZM49 129L53 132V133H51V131H50V133H49ZM83 129V130H82ZM100 129V130H99ZM163 129H164V131H163ZM168 129V130H167ZM248 129V130H247ZM250 129V130H249ZM257 129V130H256ZM261 129H263V131L261 130ZM17 130V131H16ZM58 130H60V131H58ZM62 130L64 131V132H62ZM70 130H72V132L70 131ZM76 130V131H75ZM89 130L90 131V133H86L87 131ZM99 130V131H98ZM134 130V131H133ZM254 130V131H253ZM256 130V131H255ZM34 131V132H33ZM47 131V132H46ZM66 131H68V133L66 132ZM78 131V132H77ZM86 131V132H85ZM88 131V132H89ZM96 132V134H94L95 132ZM97 131H98V133H100L101 132V134L102 135H100V134H97ZM110 131V132H109ZM117 131V132H116ZM139 131H140V135H139ZM144 131H146V133L144 132ZM157 131V132H156ZM161 131V132H160ZM167 131V132H166ZM259 131H262V132H259ZM9 132H11L10 134H9ZM19 132H20V134H19ZM33 132V133H32ZM43 132H44V134H43ZM45 132H46V134H45ZM60 132V133H59ZM70 132H71V134H70ZM76 132V133H75ZM91 132L95 135H93V134H91ZM151 132L153 133V134H151ZM162 132L163 133H165V135H166V137L164 136V134H162ZM25 133V134H24ZM27 133H28V135H27ZM34 136V135H36L35 136V139H34V137L31 135V134ZM36 133V134H35ZM41 133V135H37V134H40ZM50 134L51 136H52V134H54V136H52V138H55V139H52L51 137H50V135H48L47 136V134ZM56 133V134H55ZM61 133H65L66 134V136L65 137H63L62 138V136H64V135H62ZM118 133V134H117ZM138 133V134H137ZM143 133H145L144 135H143ZM158 133V134H157ZM202 133V134H201ZM256 133V134H255ZM260 133H261V135H260ZM24 134V135H23ZM30 134V135H29ZM45 136V138H44V136ZM58 134H60V135H58ZM73 134V135H72ZM81 134V135H80ZM82 134H83V136H82ZM91 134L92 136H94V137H90L89 135ZM108 136H107V135ZM111 134H112V136L114 135L115 137H119V138H115L114 136V138L113 137H109V136H111ZM116 134V135H115ZM158 136H157V135ZM5 135V136H4ZM10 135H12L13 136V138L12 137H10ZM19 135L21 136V135H23V138H22V136L21 137H19ZM25 135H27V136H25ZM70 135H72L73 137H75V138H73L72 136H70ZM78 135H80V137L78 138L77 136ZM97 135V136H96ZM143 135V136H142ZM146 135H148V136H146ZM150 135H152V136H150ZM154 135H155V138H154ZM258 137H256V136ZM260 135V136H259ZM32 136V137H31ZM38 136V137H37ZM41 136V137H40ZM47 136V137H46ZM61 136V137H60ZM86 136V137H85ZM157 136V137H156ZM8 137H9V139H8ZM77 137V138H76ZM83 137V138H82ZM97 137V138H96ZM123 137V138H122ZM160 139H159V138ZM162 137H163V139H162ZM167 138V140L168 141H165L164 139L165 138ZM215 137H216V139H215ZM219 137V138H218ZM15 138H21V139H23V141H24V139H25V141L24 142H27V143H24L21 139L18 141V142H16L17 141V139H15ZM62 138V139H61ZM106 138V139H105ZM169 138H172V139H170L169 140ZM192 138V139H191ZM202 138H204V139H202ZM212 138H214V139H212ZM225 139L224 140V142L223 141H219V140H221V139ZM229 138V139H228ZM254 138V139H253ZM261 138V139H260ZM14 139V140H13ZM83 142V140L82 139H84V141L86 142V144H84V143H81L80 142V140ZM121 139V140H120ZM151 139V140H150ZM161 139L162 140H164V141H161ZM202 139V140H201ZM210 139V141L208 142V140ZM218 139V140H217ZM222 139V140H223ZM261 140V142H258V140ZM3 140V141H2ZM5 140H7L8 142H9V140H10V142L8 143L7 141L5 142ZM14 141V142H11V141ZM16 140V141H15ZM42 140V141H41ZM45 140H47V141H45ZM67 140H68V142H67ZM106 140H108V141H106ZM177 140V141H176ZM230 141V143L227 145V141ZM253 140V141H252ZM259 140V141H260ZM31 141V142H30ZM36 141V142H35ZM51 141H53V142H51ZM57 143H56V142ZM124 141V140H123ZM153 141V142H152ZM171 141V142H170ZM173 141H175L176 143H174ZM217 141H219L218 143H217ZM226 141V142H225ZM236 143H235V142ZM256 141V142H255ZM23 142V143H22ZM41 142H43L42 144V146H41V144H39V143H41ZM51 142V143H50ZM60 142V143H59ZM75 142V143H74ZM80 142V143H79ZM110 142V143H109ZM115 142L117 143L116 144V146H115ZM162 142V143H161ZM170 142V143H169ZM199 142V143H198ZM224 143V145L226 146V148H225V146L223 145V143ZM240 142V144H238L237 146H236V144L237 143H239ZM3 143H5V144H3ZM8 143V144H7ZM10 143H11V147H10ZM29 143V144H28ZM35 143L39 146H36L35 145ZM46 143H48V144H55V145H57L56 147H62V151H58L57 150V152H54V151H50V150H48V151H45L43 154H42V156H44L45 155V157H39L38 156V160H39V162L41 163V162H43V163H46L47 165H46V168L48 169V168H51L52 166H53V168L54 169H58L59 168V170L60 171H62V172H58L59 170H56V173H55V170L53 171L55 174H60L61 176H59L58 177V179L57 178H54V180L53 181H51L50 183H47V184H45L46 182L45 181H42L40 178V180L39 179H36V178H34L33 177V175L30 173V172H27L26 170L28 169V167H26V166H28L29 165V167H30V164H31V162H29L28 163V161L26 162L25 160H24V157H26L31 151H30V149H33V148H35V149H41V147H42V149L43 148H45V146L47 147L48 146V144L46 145ZM67 144V147H68V144H69V146H71L72 148H69L68 147V149H63V147L65 148V146H66V144ZM80 145H78V144ZM89 143V144H88ZM111 143H113V144H111ZM207 143L209 144L210 143V145H208V146H210V147H208V148H206L205 146H207ZM211 143H213V144H211ZM231 143H235V144H232L233 146L230 148L229 146H231L230 144ZM250 143H253V144H251L250 145ZM7 144V145H6ZM22 145V146H20V145ZM24 144V145H23ZM28 144V145H27ZM58 144H60L59 146H58ZM61 144H63V145H61ZM216 144V145H215ZM219 146H218V145ZM220 144H222V146L223 147H221V145ZM242 144V145H241ZM9 145V146H8ZM15 147V148H13V146ZM15 145H17V146H15ZM26 145V146H25ZM73 145V146H72ZM77 145L79 146V148L77 147ZM82 145V146H81ZM88 145H90V147L88 146ZM103 145H105V146H103ZM213 145V146H212ZM235 145V146H234ZM248 145H250V146H248ZM8 146V147H7ZM19 146H20V148H19ZM32 146V147H31ZM34 146H36V147H34ZM41 146V147H40ZM76 146V147H75ZM91 146H94V147H91ZM115 148H114V147ZM168 146V147H167ZM217 146V148H219L218 150L219 151H217V149L215 148V147ZM253 146H255L254 148H253ZM16 147H18L19 149H17ZM28 147V148H27ZM31 147V148H30ZM38 147V148H37ZM109 147H111V148H109ZM154 147H156V148H154ZM212 147V148H211ZM229 147V148H228ZM234 147H235V149H234ZM5 148H8L7 150H10V151H8V153H7V150L5 149ZM23 148H26V149H23ZM92 148H94V149H92ZM162 148V149H161ZM164 148H166V150H164ZM227 150V148H228V151L229 150H231V151H226L227 153H224L223 151L225 150V149ZM259 149L260 148V150H258L257 151V149ZM85 149V150H84ZM98 149H100V150H98ZM103 149H108V150H104V151H102ZM117 149H119L118 151H117ZM168 149V150H167ZM180 149V150H179ZM224 149V150H223ZM234 149V150H233ZM262 149H263V151H262ZM28 150V151H27ZM56 150V149H55ZM82 150H84V151H82ZM91 150V151H90ZM96 150H98V151H96ZM121 150V151H120ZM176 150V151H175ZM213 150V151H212ZM215 150L218 152V154H216V152H215ZM222 150V151H221ZM15 151V152H14ZM17 151V152H16ZM82 151V153H84L83 155H82V153L81 154H79L80 152ZM87 151H89V152H87ZM94 151V152H93ZM96 151V152H95ZM100 151V152H99ZM114 153H113V152ZM122 152V153H120V152ZM157 151V152H156ZM164 151V152H163ZM205 151H206V153H205ZM208 151H209V153H208ZM210 151H212V152H215V153H211ZM260 151H262V156H261V153H258V152H260ZM3 152V153H2ZM47 152H48V154H47ZM51 152V153H50ZM60 152V153H59ZM63 154H62V153ZM73 154H72V153ZM99 152V153H98ZM116 152V153H115ZM182 152V153H181ZM219 152H220V154H219ZM221 152H222V154H221ZM20 153V154H19ZM28 153V154H27ZM46 153V154H45ZM76 153H78L77 154V156H73V155H76ZM92 153V154H91ZM103 153V154H102ZM105 153V154H104ZM120 154V156H119V154ZM174 153H175V155H174ZM190 153V154H189ZM200 153V154H199ZM9 156H8V155ZM15 154V155H14ZM19 154V155H18ZM26 156H25V155ZM60 154H61V156L63 157H61L60 156ZM85 154H88V155H85ZM91 154V155H90ZM98 154V155H97ZM109 154V155H108ZM118 154V155H117ZM169 154V155H168ZM189 154V155H188ZM199 154V155H198ZM216 155V159H213V158H215L214 156ZM224 154H225V156H224ZM229 154V155H228ZM231 154H233V156L231 155ZM244 154H248V156L251 158V161H252V165L250 164V158H248L247 157V155H246V158L244 157L245 155ZM250 154V155H249ZM13 155V156H12ZM17 155V156H16ZM22 155H24V156H22ZM68 155V156H67ZM79 155V156H78ZM89 155H90V157H89ZM94 155H97V157H96V159H95V156ZM104 155V156H106L107 158H101L102 156ZM122 155H124V156H122ZM188 155V156H187ZM193 155V156H192ZM205 155H209V157L208 156H205ZM213 155V156H212ZM220 155L222 156V157H220ZM244 155V156H243ZM2 156H3V158H2ZM16 156V157H15ZM81 156V157H80ZM85 156H87L88 158H86ZM94 156V157H93ZM102 159V160H100L99 159V161H98V158L99 157ZM110 156V157H109ZM126 156V157H125ZM127 156H129V157H127ZM198 157V158H196V157ZM211 156V157H210ZM223 156H224V158H223ZM229 156H231V157H229ZM61 157V159H59ZM78 157L80 158V159H78ZM91 157H92V159H91ZM134 159H133V158ZM187 157V158H186ZM208 157V158H207ZM213 157V158H212ZM227 157H229V158H227ZM259 157H260V159H259ZM263 158V160H262V158ZM11 158H12V160H11ZM19 158V159H18ZM21 158H23V160L21 159ZM43 159V160H40V159ZM44 158H46V160H47V162H45L44 161ZM110 158V159H109ZM111 158H113V159H111ZM129 158H131V160L132 161H130L129 160ZM182 158H183V160H182ZM196 160H195V159ZM242 158H244V159H242ZM248 158V159H247ZM3 159V160H2ZM5 159V160H4ZM17 159V160H16ZM22 161H21V160ZM63 159V160H62ZM82 159V160H81ZM87 159H88V161H87ZM108 160L107 161V163H105V164H103V166H106V167H103V166H100L101 164H102V162L104 163L105 161L104 160ZM114 159H116L117 161H119L120 159V161L119 162H117L116 160H114ZM128 159V160H127ZM173 161V162H171V160ZM191 159V160H190ZM198 159V160H197ZM202 159H206L205 161H206V163L208 162V163H210L211 162V164H213V163H216L217 165H214V166H212L211 164H208L207 163V165H204L203 163L205 162L204 160H202ZM212 159V160H211ZM218 159H219V162H222V163H217L218 162ZM229 159H231V160H229ZM14 160H15V163L13 164V162H14ZM94 160H95V162H94ZM115 161V162H112V161ZM137 160V159H136ZM158 162H157V161ZM208 160H210V161H208ZM222 160V161H221ZM224 160V161H223ZM85 161H87V163L85 162ZM98 161V162H97ZM102 161V162H101ZM126 161H127V163H126ZM134 161V162H133ZM182 161V162H181ZM195 161V162H194ZM201 161V162H200ZM212 161H214V162H212ZM217 161V162H216ZM228 161V162H227ZM250 161V162H249ZM255 161H257V162H255ZM7 162V163H6ZM84 162V163H83ZM97 162V163H96ZM101 162V163H100ZM123 162V163H122ZM227 162V163H226ZM4 163H5V165H4ZM8 163H10V164H8ZM19 163V164H18ZM22 163H24V164H22ZM26 163V164H25ZM43 163H41L42 165H41V169H46L44 166H45V164L43 165ZM86 163V164H85ZM94 165H93V164ZM131 163H133V165H130ZM167 163V164H166ZM169 163V164H168ZM178 163V164H177ZM193 163V164H192ZM195 163H197L198 165L201 163V166H199L198 168L196 167L197 166V164H195ZM205 163V164H206ZM28 164V165H27ZM96 164V165H95ZM97 164H99V166L97 165ZM109 165L110 164V166H107V165ZM122 164V165H121ZM130 166H132V167H130ZM142 164V165H141ZM146 164H148V166L146 165ZM7 165L9 166V168L7 167ZM20 165V166H19ZM116 165H119V166H116ZM121 165V166H120ZM126 165H128V167L126 166ZM171 165V166H170ZM196 165V166H195ZM207 166L206 168H203L202 166ZM210 165V166H209ZM243 166V167H240V166ZM256 165V166H255ZM12 166V167H11ZM15 166H17V167H15ZM48 166V167H47ZM90 166V167H89ZM94 166V167H93ZM96 166V167H95ZM128 168H126V167ZM143 166V167H142ZM157 166H159L158 168H157ZM209 166V167H208ZM221 166H223L222 168H221ZM237 166H238V169H237ZM11 167V168H10ZM25 167V168H24ZM100 169V167H101V169H102V171L101 170H98V168ZM112 167H114V169H117V170H115V172H114V169L112 170ZM118 167H119V169H118ZM121 167V168H120ZM142 167V168H141ZM147 167H149V169H147ZM171 167V168H170ZM211 167V168H210ZM213 167V168H212ZM214 167H217L216 168V170L218 169V167H219V169H218V171H219V173L217 174V172H216V170H215V168ZM15 168V169H14ZM21 168V169H20ZM67 170V169H69L70 171H66V172H63L65 169ZM97 168V169H96ZM111 168V169H110ZM144 168H146L147 169V173H151V175H149V174H147L146 173V170L144 169ZM156 168V169H155ZM194 168V169H193ZM199 169L198 171L197 170H195V169ZM201 168V169H200ZM202 168H203V170H202ZM212 169V170H209L208 171V169ZM245 168V169H244ZM256 168V169H255ZM3 169H6V170H4L3 171ZM22 169H24L25 170V172H24V170H23V172L22 173H20L21 171H22ZM93 169H95L94 171H100V173L102 174V172H104V173H106V172H111V178L113 177V180H115V181H117L118 180V177H121L120 179H119V181H121V179L123 180V181H121V182H119V184L121 183V184H124L125 182H126V187L127 188H124V190H125V192L126 193H128V194H124L123 196H124V198H123V196L122 197H120V198H118L120 195H122L123 193H121V191L119 190V189H117V191H114L113 193H112V191H110L111 190V188L110 187H105V189L103 188L102 190V192L101 193H103L104 191H106V193L104 194V196H106L105 198H104V201L106 202V205H111L112 204V201H113V204H117V205H119L120 206V208L122 209H120V215L119 216H116V217H114L112 220H105L104 222L105 223H102V221H101V223H102V225H100V221H96V222H94L93 220H92V218L93 217H91V214L90 213H86L85 214V219H84V221L82 222V221H80L78 224H76V226L78 227L77 228V230H74L75 232H73V234L71 235V237H73L74 235V238H80V237H83V236H85L86 238H85V241H81V240H79V243H78V240H75V241H77V242H74V240H72V239H69L67 236L68 235H66V236H64V237H66L67 238V240L65 239L64 240V238L62 239V238H60V236H56V235H58V233L57 232H61L62 231V229H63V227H61V226H64V225H66V224H68V228L70 227V225L71 224H69V223H66V224H64V225H62V224H59L58 222H56L57 220L55 219L54 220V218H57V217H55V215H57L58 216V214H54V212L53 211H57L55 208L56 207H59L58 205L61 203V201L64 203V201H65V203L63 204V203H61V205L64 207V205H65V207L68 205V201L67 200H65V198H62L60 195H59V193H60V191H61V189L62 188H68V187H70V186H74L75 188H84V187H86L87 185H88V183H89V185L91 184V182H93L92 180L96 177V176H93L92 174H90V175H88L89 174V172L91 173V171H92V173H94L93 172ZM120 169H123L122 171L120 170ZM141 170V172H140V170ZM143 169L145 170V171H143ZM155 169V170H154ZM158 169V170H157ZM169 169V170H168ZM207 169V170H206ZM9 170V171H8ZM10 170H11V172H10ZM20 172H19V171ZM105 170V171H104ZM109 170V171H108ZM112 170V171H111ZM125 170V171H124ZM132 170V171H131ZM137 170V172H135ZM157 170V171H156ZM200 170H202L203 172L206 170L207 172H201ZM213 170H215V171H213ZM222 170H224V172L222 171ZM247 170V171H246ZM3 171V172H2ZM42 171V170H41ZM72 171V172H71ZM154 171H156V172H154ZM171 173H173V174H171ZM200 171V172H199ZM262 172V173H258V172ZM3 174H2V173ZM4 172H8V173H6V175H8L7 177L4 175L5 173ZM13 172V174H11ZM78 172H80V173H83L84 172V175H81L80 173H78ZM131 172V173H130ZM132 172L135 174V177L137 176L136 174H138V176L136 177V179H135V177L134 176H132V175H134V174H132ZM140 172V173H139ZM144 172H145V174L147 175H145L144 174ZM154 172V173H153ZM166 172V173H165ZM184 172V173H183ZM208 172H209V174H208ZM212 172V173H211ZM247 174H246V173ZM248 172H250L251 174H253V172H255L256 173V175H255V173L253 174L254 176H255V179H254V176L251 178V175H250V177H249V175H248ZM17 173V174H16ZM63 173L66 175V176H68V177H72L71 179H70V182L68 181V182H63V181H61L62 182V184H61V182L58 184V181L59 180H63V178L62 177H64V176H62L63 175ZM74 175H73V174ZM113 173V174H112ZM127 173L129 174V175H127ZM156 173V174H155ZM168 173V174H167ZM197 173V174H196ZM215 173V174H214ZM237 173H240V174H238L237 175ZM243 173V174H242ZM10 174V175H9ZM23 176H22V175ZM28 174V175H27ZM30 174V175H29ZM80 174V176H78ZM86 174V175H85ZM116 174V175H115ZM125 174V175H124ZM142 176V177H140V178H138L140 175ZM144 174V175H143ZM166 174V175H165ZM183 174V175H182ZM206 174V175H205ZM216 174H217V176H216ZM257 174H261L260 176L258 175V177H256L257 176ZM14 175H15V177H14ZM77 177H76V176ZM119 175V176H118ZM123 175V176H122ZM154 177H153V176ZM165 175V176H164ZM171 175H174L175 177H173V176H171ZM209 177H208V176ZM235 176V178H233V177H230V176ZM244 175H246L245 177H246V180H245V177H244ZM19 176H22V177H20L19 178ZM25 176H31L30 178L29 177H25ZM82 176V177H81ZM115 176H117V178H115ZM152 176V177H151ZM163 176V177H162ZM169 176V177H168ZM185 176V177H184ZM187 176V177H186ZM238 176H240V177H238ZM6 177V178H5ZM73 177H75V178H73ZM88 177H90V178H88ZM94 177V178H93ZM125 177V178H124ZM134 177V178H133ZM148 177H151V178H149V180H148ZM229 177V178H228ZM242 177V179H243V181L245 182V184H244V182L242 181V179L241 180H239V178H241ZM261 177V178H260ZM4 178H5V181H3L4 180ZM24 178V179H23ZM62 178V179H61ZM100 177H97L96 179H94V181L95 180H98ZM124 178V179H123ZM132 178V179H131ZM145 178H147V179H145ZM152 178H155L153 181L154 182H151L150 183V185L151 186H149V185H147V187H149V188H147L146 187V189H148V190H146L145 188H142L143 186V183L145 182V181H152L151 179ZM191 178H193V179H191ZM227 178V179H229V180H227L226 179V181H225V179ZM230 178H233V179H231V180H233L232 182H230ZM250 180V181H248V179ZM34 179V181H32ZM36 179V180H35ZM131 180V182H130V180ZM133 179H134V181H135V183H134V185H133ZM144 179V182H142V180ZM187 179H189V180H191L190 182H193V180H194V182L193 183H190L189 182V180H187ZM237 179V180H236ZM27 180H28V182L30 183H28L27 182ZM39 180V182L41 183V184H39V182H37ZM127 180V181H126ZM128 180H129V182L131 183H129L128 182ZM234 180H236V181H234ZM239 180V181H238ZM252 180V181H251ZM57 181V182H56ZM136 181H137V183H136ZM159 181V182H158ZM201 181H204V182H201ZM206 181V182H205ZM217 181V182H216ZM240 181H242V182H240ZM263 181V182H262ZM7 182V181H6ZM45 182V183H44ZM124 182V183H123ZM157 182V183H156ZM198 184H196V183ZM32 183H34L33 184V186L35 187H32L31 185H32ZM35 183H38V184H35ZM187 183H189V184H187ZM204 183H210V184H208L207 186H205L204 185ZM217 183V184H216ZM221 183H223V184H221ZM241 183V184H240ZM25 184V185H24ZM51 185L50 187L49 186H47V187H45V185ZM52 184H54V186H52ZM64 184V185H63ZM121 184H120V187H121ZM159 184V185H158ZM201 184V185H200ZM239 184V185H238ZM37 185H38V187H37ZM44 185V186H43ZM56 185H58V186H56ZM62 185V186H61ZM129 185H131L132 187L134 186L135 187V189H133V188H131V186L130 187H128ZM192 185H193V187H192ZM195 185H196V187H195ZM205 187H204V186ZM211 185V186H210ZM241 185V186H240ZM245 186V187H248L249 189L251 188V190H249L248 188H245V190L243 189L242 190V186ZM249 185V186H248ZM39 186H41V189L39 188ZM56 186V187H55ZM142 186V187H141ZM154 186H159L158 188L157 187H154ZM197 186H198V188L200 187V186H203V187H200L199 189L197 188ZM211 188H210V187ZM225 186V187H224ZM18 187V188H17ZM31 187V188H30ZM42 187H45L44 189H45V191H44V189L42 188ZM58 187V188H57ZM123 187H125L124 185H122V189H123ZM152 187H153V189H152ZM192 187V189H190ZM195 187V188H194ZM207 187V188H206ZM229 187H230V189H229ZM37 188H39V189H37ZM49 188V189H48ZM57 188V189H56ZM108 188V190L110 191V194H109V196H108V198H107V195H108V193H109V191L108 190H106ZM110 188V189H109ZM130 188H131V190L132 191H130ZM140 188H141V190H140ZM159 188H160V191H159V193H161L160 195H158L159 193H155V192H152V191H155V190H159ZM186 188H188V193H192L191 195H189L188 193H186ZM193 188H194V190H193ZM197 188V189H196ZM214 188V189H213ZM222 188V189H221ZM224 188V189H223ZM43 189V190H42ZM52 189H53V191L54 192H52ZM54 189H56V190H54ZM144 189V190H143ZM152 191H151V190ZM181 189H185L184 190V192H182V195H184V196H181V198L179 197L180 196V193H181ZM248 189V190H247ZM256 189V190H255ZM38 190V191H37ZM57 190H58V192H57ZM129 192H128V191ZM152 192V194H153V196H155V195H157V196H155L154 198L155 199H158V200H154V198H152V197H149V195H148V193L150 194V191ZM176 190V191H175ZM182 190V191H183ZM223 190V191H222ZM49 191V192H48ZM56 191V192H55ZM138 191H139V194H138ZM143 191H145V192H143ZM174 191H175V193H174ZM195 191H197V192H195ZM229 192V194H228V192ZM245 192V193H243V192ZM254 191V193H253V195L251 194L252 192ZM44 192V193H43ZM108 192V193H107ZM130 192H131V194H130ZM172 192L174 193V194H172ZM196 193V195H199V196H195L194 194ZM216 192H218V194L216 193ZM219 192H221V193H219ZM224 192H225V194H224ZM246 192H251V193H246ZM1 194H2V192H0ZM4 193V192H3ZM10 193V194H9ZM14 193H16V194H14ZM33 193V194H32ZM34 193H35V195L37 194L38 195V198L34 195ZM43 193V194H42ZM112 193V194H111ZM133 193V194H132ZM143 193H145V194H147V196H144L143 195ZM169 195H168V194ZM184 193V194H183ZM240 193H242V194H240ZM0 194V195H1ZM41 194V195H40ZM115 194V195H114ZM167 194V195H166ZM172 194V195H171ZM175 194H177L176 195V197H175ZM179 194V195H178ZM188 194V195H187ZM247 194V195H246ZM250 194V195H249ZM7 195H11V196H7ZM32 195V196H31ZM77 195V196H76ZM76 195H74V198H76V197H79L80 195H78V194H76ZM125 195H126V197H125ZM130 196L132 199H131V201H130V197H128V196ZM133 195V196H132ZM137 195V196H136ZM143 195V197H141ZM170 195H171V198H170ZM224 195H226V196H224ZM249 195V196H248ZM260 195V196H259ZM22 196V197H21ZM27 196H29V197H27ZM36 197V198H34L35 200H33V197ZM191 196L193 197L192 199H194V197H195V199H194V203H192L193 202V200L191 199ZM6 199H5V198ZM8 197V198H7ZM14 197H15V199H14ZM145 197V198H144ZM179 198V200L181 199V201L179 202V200H177L176 198ZM183 197L185 198V199H183ZM190 198L191 200H189V199H187V198ZM205 197V198H204ZM212 197L213 198H216V199H212ZM1 198H3V199H5L7 202H5L4 200H1ZM28 198V199H27ZM32 198V199H31ZM73 198V199H74ZM122 198H123V201H122ZM129 198V199H128ZM144 198V199H143ZM146 198H149V199H151V200H153V201H151V200H148V199H146ZM171 200H170V199ZM173 198H175L174 200H173ZM198 198H201V199H199V200H201V201H203L205 204H207L206 206H205V204L203 203V202H199V200H198ZM204 198V199H203ZM19 199V200H18ZM26 199V200H25ZM32 200V202H31V200ZM53 199L54 200H56V201H54L53 203H52V201H53ZM117 199V200H116ZM121 199V200H120ZM143 199V200H142ZM168 199L170 200V201H168ZM197 199V200H196ZM206 199V200H205ZM230 199V200H229ZM9 200V201H8ZM58 200H60V202L58 201ZM75 201H78V202H80V197L79 198H76V199H74ZM120 200V201H119ZM126 200V201H125ZM130 201V202H127V201ZM133 200V201H132ZM134 200H136V205H135V203H133L134 202ZM144 200H145V202H144ZM186 200H189V201H191V203L193 204V205H195V206H191L190 205V202L189 201H187L186 202ZM195 200H196V202H195ZM205 200V201H204ZM233 200V201H232ZM28 201H30V202H28ZM35 201V202H34ZM48 201V202H47ZM115 201H117L116 203H114ZM124 202V203H122V202ZM157 201V202H156ZM168 201V202H167ZM185 201V202H184ZM214 201V202H213ZM221 201V202H220ZM237 201V202H236ZM5 202V203H4ZM78 202H77V204H78ZM109 202V203H108ZM122 204H121V203ZM148 202H149V204H148ZM156 202V204L154 205V203ZM220 202V203H219ZM228 203L229 202V204H227V205H225L224 203ZM108 203V204H107ZM128 203H130V204H128ZM142 203V204H141ZM144 203L145 204H147V205H151L153 208L157 205V203H158V206L160 205V207H158V206H156L155 207V209L153 210V209H149V207H147V205H144ZM151 203H153V205L151 204ZM182 203H184V204H182ZM187 203V204H186ZM196 203H198L197 205L199 206L198 207V209H196ZM233 203V204H232ZM236 203V204H235ZM3 204H4V206H3ZM46 204V205H45ZM126 204V205H125ZM140 204V208H138L137 207V205H139ZM188 204H189V206H191V207H189L188 206ZM204 204V205H203ZM221 204H223V205H221ZM49 207H48V206ZM56 205V206H55ZM105 205V204H104ZM143 205L146 207H143ZM203 205V206H202ZM210 205V206H209ZM233 205H235V206H233ZM62 206H60L61 208H63ZM207 206L208 207H210L211 208V206L213 207L212 209L214 210V211H216V212H213L214 214H211L210 213V208H207ZM6 207H8V206H6ZM22 207V208H21ZM36 207H39V208H36ZM48 209H50L51 211H52V214H51V211L50 210H48ZM59 207V208H60ZM64 207V208H65ZM144 209H143V208ZM195 207V208H194ZM201 207H205V208H207V209H205V208H201ZM231 207V209H232V213L230 212V210H229V208ZM19 208V209H18ZM20 208H21V210H20ZM27 208H29V209H27ZM33 208V209H32ZM46 208V209H45ZM51 208H54V210H52ZM59 208H57L58 210H60ZM64 208L61 210L62 212H63V210H64ZM147 208H148V210L150 211H148L147 210ZM161 208H163L162 210H161ZM181 208V209H180ZM217 208H219V209H217ZM220 208H222V209H220ZM224 208V209H223ZM226 208V209H225ZM10 209V210H9ZM40 209V210H39ZM45 209V210H44ZM175 209V211H173ZM179 209V210H178ZM28 210H30V211H28ZM35 210V211H34ZM42 210V211H41ZM46 210L48 211V212H46ZM151 210L153 211V212H151ZM164 210V211H163ZM167 210L169 211L168 212V214H167ZM177 210V211H176ZM181 210H183L182 211V213L181 212H179V211H181ZM185 210H186V212H188V210H189V212H191L190 213V217H187V216H189V213H186L185 212ZM194 210H196L198 213H200V215H198V213L196 212V211H194ZM200 210H201V212H205V210H207L208 212H206V214L207 213H209V214H211V215H209V214H207L209 217L211 216V219H213V220H218V218H220L221 216H225V217H228V218H230V220H231V222L235 225V226H237V225H241V227H239V226H237L238 228H241V229H243L242 228V225L244 226L245 225V227H249V228H245V229H248V230H246V231H242V232H238V233H233V232H231V235H230V232H229V228L227 229V228H223V230L222 231H219L220 232V234H227V236L229 237V240H228V237L226 236V234H225V236L224 237H219L218 235H220L219 233H216V234H218L217 236H215V234L214 235H212L210 238H209V235L208 236H206V231H201V232H198V234L196 233H194L193 234V236H192V234H188L189 235V237H187V236H184L185 234H183V232H185V233H188V232H186L187 231V226L188 227H190V225H192L193 226V228L192 229H196L199 225H197V222L198 223H200L201 221V219H203V218H205L207 215H204V213H201L200 212ZM217 210L219 211L218 213H217ZM226 210H227V212H226ZM229 210V211H228ZM242 210V211H241ZM247 210H249V213H248V211ZM18 211V212H17ZM25 211V212H24ZM26 211H28L27 213V215H26ZM32 211V212H31ZM34 211V212H33ZM45 211V212H44ZM155 211L156 212H158V213H156L155 214ZM162 213H161V212ZM172 211V212H171ZM241 211V212H240ZM58 212V211H57ZM163 212H164V214H163ZM171 212V213H170ZM185 212V213H184ZM16 213V214H15ZM33 215H32V214ZM144 213H146V214H144ZM181 213V214H180ZM217 213V214H216ZM223 213V214H222ZM240 213V215H241V217H242V215L243 216H247L248 215V217H249V219L248 220H242L241 219V217H240V219H238L237 220V218L236 217H239V215L238 214ZM242 213H244V214H242ZM8 214V215H7ZM13 214V215H12ZM25 214V215H24ZM51 214V215H50ZM169 214H172V216L171 215H169ZM177 214L178 215H181V217H179L178 218V216H177ZM182 214H183V216H184V219L185 220H187L188 219V221H185L182 217ZM187 216H186V215ZM191 214H192V216H191ZM203 214V217L201 216ZM236 214V215H235ZM24 215V216H23ZM32 215V216H31ZM43 215V216H42ZM48 215H50L49 217H48ZM143 215V216H142ZM161 215H165L164 217H167V218H169V220H170V222L173 220V219H175L174 221H180L181 220V222L183 221V224L181 223V225H183V226H180V230L179 231H181V232H179L180 234L179 235H176V232L175 231H170V230H168V232H167V228H166V225L161 221L162 220V217L163 216H161ZM198 215V216H197ZM7 216H11V218H12V220L10 221V222H8V221H6L5 223H3L4 221H5V219L4 218H6ZM62 216V215H61ZM138 216H139V218H138ZM145 216V218H143ZM176 216H177V218H176ZM186 216V217H185ZM200 216V217H199ZM205 216V217H204ZM253 216V217H252ZM4 217V218H3ZM22 217H24V218H22ZM32 217V218H31ZM41 217V218H40ZM20 218V219H19ZM31 220H30V219ZM42 218L43 219H45V220H43L42 221ZM47 218H49V220L47 219ZM53 218V219H52ZM131 218V219H130ZM133 218V219H132ZM135 218H136V220H135ZM142 218H143V220H142ZM187 218V219H186ZM192 219V221H191V219ZM195 218H196V220L197 219H199V218H201V219H199L197 222L195 221ZM39 219V220H38ZM137 219H138V221L139 220H141V221H139L140 222V224L139 223H137L138 221H137ZM183 219V220H182ZM2 220V221H1ZM49 222H48V221ZM52 220V221H51ZM54 220V221H53ZM92 220V221H91ZM129 220V221H128ZM153 220V221H152ZM241 220V221H240ZM13 221V222H12ZM47 221V222H46ZM65 221V220H64ZM94 222V223H89V222ZM123 221V223H124V225H123V223H119V222H122ZM133 221V222H132ZM135 221H136V223H135ZM145 221V222H144ZM191 221V222H190ZM195 221V222H194ZM200 221V222H199ZM39 222H40V224L42 225V227H41V225L39 224ZM47 223V224H49V223H51V222H53V224H51V225H49L50 227H48V225L47 224H44V223ZM56 222V224H54ZM97 222H99V223H97ZM110 222L112 223L111 224V226H110ZM115 224H114V223ZM119 223L118 225H117V223ZM125 222H126V224L127 225H129V223L131 222V224H130V227L129 226H126V224H125ZM156 222V227L157 228H159V229H156L155 228V225H153L152 226V224H154V223ZM190 222V223H189ZM258 222V223H257ZM29 223H30V225H29ZM83 223V224H82ZM135 223V225H133ZM142 223V224H143ZM150 223V226H148V224ZM152 223V224H151ZM193 223V224H192ZM196 223V224H195ZM38 224H39V226H38ZM60 226H59V225ZM89 224V225H88ZM93 224V225H92ZM95 224V225H94ZM139 224V225H138ZM249 226H248V225ZM254 226H256V227H253V225ZM257 224H260V225H257ZM56 225H58L59 227L58 228H56L55 226ZM89 227H88V226ZM98 225H99V227H98ZM119 225H122V226H120V227H118ZM158 225V226H157ZM186 226V228H184L185 226ZM195 225V226H194ZM252 225V226H251ZM38 226V227H37ZM45 228H44V227ZM52 226V227H51ZM94 226V227H93ZM100 226H102V227H100ZM104 226V227H103ZM109 226H110V230H108L109 229ZM123 226H124V228H123ZM126 226V227H125ZM134 226V227H133ZM139 226V227H138ZM41 227V228H40ZM48 227V228H47ZM53 227H55L54 228V230H53ZM66 227V226H65ZM87 227V228H86ZM95 228V229H93V228ZM106 227V228H105ZM117 227V228H116ZM137 227V228H136ZM150 227V228H149ZM260 227V228H259ZM261 227L263 228L262 229V231H260L261 230ZM22 228H24V230L22 229ZM59 228H61V230L59 229ZM92 228V229H91ZM106 230H104V229ZM108 228V229H107ZM120 228V229H119ZM125 228H128L129 229V231H130V233H129V231L128 230H124ZM131 228V229H130ZM133 228H135V229H133ZM143 228H146V226H144ZM142 228V229H143ZM221 228H222V226H221ZM250 228H252V229H250ZM254 228V229H253ZM2 229V230H1ZM4 229V230H3ZM51 229V230H50ZM93 231H91V230ZM96 229H100V232H98L97 233V231L98 230H96ZM104 230V232L105 233H107V234H105V233H103V230ZM142 229H140V230H142ZM166 229V230H165ZM255 229H256V231H255ZM55 230H57V232L55 231ZM58 230H60V231H58ZM94 230H95V232H94ZM101 230H102V232H101ZM120 231V232H118V231ZM123 230H124V232H123ZM159 230V231H158ZM164 230H165V232H164ZM221 230V229H220ZM227 230V231H226ZM255 231V233L254 234H252L253 232H248V231ZM81 231V233H79ZM88 233H86V232ZM260 232L259 234H258V232ZM83 232H85L83 235H78V234H82ZM90 232H92V233H90ZM121 232H122V237H121ZM162 232V233H161ZM222 232H225V233H222ZM229 234H228V233ZM77 233V234H76ZM90 233V234H89ZM94 233H96L95 235H94ZM100 233V234H99ZM101 233H103V234H101ZM117 233H118V235H117ZM129 233V234H128ZM135 233V232H134ZM200 233V234H199ZM240 233H242L241 235H240ZM244 233H245V237H244ZM249 235H248V234ZM257 233V234H256ZM86 234L88 235V236H86ZM114 235V236H110V235ZM237 234L241 237V239H240V237H237ZM251 234L252 235H254V236H251ZM24 235V236H23ZM90 235V236H89ZM103 237H102V236ZM106 235V236H105ZM132 235V233L129 235V238H130V236ZM171 235V236H170ZM233 235H235V237L233 236ZM243 235V236H242ZM257 235H261L260 237L259 236H257ZM263 235V236H262ZM3 236V235H2ZM0 236V239L2 238V240H0V245H1V243H2V246H0V264H17V262H18V258H16L17 256V254H16V251L15 250H17L18 251V249H15V245L14 246H12V244H10V242L8 241V243L11 245H8V243H7V241L6 240H4L5 239V236ZM78 236V237H77ZM80 236V237H79ZM94 236H97V238L96 237H94ZM101 236V237H100ZM115 236H117L115 239H114V237ZM123 236H125V237H123ZM177 236V237H176ZM179 236H180V238H179ZM195 236H199V237H197V238H200L201 240H202V238H203V240L205 241V242H207V240H208V238H209V241H208V243L207 244H209L208 246H205V247H203L204 246V243L203 244H201V245H198V246H201L200 248H201V250L202 249H204V250H200V248L197 246V245H195V244H197V243H200V241L201 240H199L198 239V241H196L197 239H195L196 237ZM201 236V237H200ZM248 236V240L247 241H250L249 239H251V241L252 242H254V241H256V242H254V243H257V244H255V246H253V243L251 244V248H250V244L249 245H247V243L248 242H245V240H244V238H246ZM250 236V237H249ZM20 237V238H19ZM90 237H92L93 238V241H91L90 239H88L89 241H87L86 242V239L87 238H90ZM111 238V240L109 239V238ZM195 237V238H194ZM217 238V237H219V239L217 238V240H218V242H217V240L215 239V240H213V238ZM234 237V238H233ZM256 237V238H255ZM84 238V237H83ZM91 238V239H92ZM177 238H179L178 239V241H177ZM191 238V239H190ZM192 238H194V239H192ZM225 238H227L226 239V241L224 240ZM255 238V239H254ZM258 238H259V240H261V241H259L258 240ZM95 239V240H94ZM97 239V240H96ZM114 239V240H113ZM126 239V240H125ZM166 239H168V241L169 242H167V240ZM173 239H175V241H176V243L173 241ZM207 239V240H206ZM222 239L224 240L223 242H222ZM240 241H239V240ZM14 240V241H15ZM102 240V241H101ZM103 240H104V242H103ZM105 240H109L108 242L107 241H105ZM192 240H195L194 241V243H192L191 241ZM202 240V241H203ZM211 240H212V242L213 243H215V244H213V246L211 245ZM231 240H237V241H232L233 243L231 244ZM4 241H6L4 244H3V242ZM81 241V242H80ZM114 241H115V243L116 242H118V243H120L119 245H118V243H116V245H114L115 243H114ZM187 241L189 242H191V243H188V244H185V243H187ZM220 241V242H219ZM228 241H229V243H228ZM250 241V242H251ZM83 242V243H82ZM90 242V243H89ZM93 242H94V244H93ZM103 242V243H102ZM113 242V243H112ZM177 244V242H179L178 243V245L176 246L175 244ZM196 242V243H195ZM227 242V243H226ZM235 242V243H234ZM243 242V243H242ZM259 242V243H258ZM84 243H89V244H84ZM97 243V244H96ZM171 243V244H170ZM182 243V244H181ZM202 243V242H201ZM219 243V244H218ZM225 243V244H224ZM239 243H241V244H244V249L246 248H250L251 249V252H248V250L246 251V249H245V251L246 252H243V250L242 251H240L239 252V247H240V244ZM5 244H7V246H5ZM75 244H77V246L75 245ZM90 244H92V247H91V245ZM107 244V245H106ZM185 245L186 247H188V248H186L185 246H183V248H182V246H180V245ZM194 244L195 245V247L197 248V250H198V253L196 252L197 250H195L196 248H194V245L192 246V245ZM221 244H223L224 245V247H226V248H224L223 246H221ZM231 245V247H230V245ZM233 244H235V246L233 245ZM237 244L239 245V246H237ZM260 244V246H258ZM65 245H66V247H65ZM81 245V246H80ZM82 245H84V246H82ZM98 245V246H97ZM117 245H118V247H117ZM170 245V246H169ZM172 245V246H171ZM188 245V246H187ZM219 245H220V247H219ZM229 245V246H228ZM256 245H257V247H256ZM262 245V246H261ZM8 246H9V248H8ZM85 246H89L88 248H90L89 250H88V248L87 247H85ZM94 246V247H93ZM97 246V247H96ZM102 246L103 247H106L105 248V250H104V248H102ZM121 248H120V247ZM125 246V245H124ZM127 246V245H126ZM125 246V248H127ZM166 246H167V248H166ZM180 246V247H179ZM219 248H218V247ZM235 248L236 246V249H234L233 247ZM5 247V248H4ZM10 247H12V248H10ZM14 247V248H13ZM80 247V248H79ZM96 247V248H95ZM99 247V248H98ZM118 248L119 250H120V253L121 252H123V253H118V250H116V248ZM169 247V248H168ZM174 248V249H172V248ZM177 247V248H176ZM190 247V248H189ZM209 247V248H208ZM211 247H212V249H211ZM223 247V248H222ZM254 247L256 248L255 250H254ZM262 247V248H261ZM7 248V249H6ZM77 248H79V249H77ZM83 248L84 249H86L87 250V252H86V250L84 251L83 250ZM97 248H98V250H102V251H104V253L106 252L107 254L105 255H103V252H102V254H101V252L99 253V251L97 250ZM124 248V247H123ZM165 248H166V250H165ZM193 248V249H192ZM221 248V249H220ZM230 248V249H229ZM231 248H233V249H231ZM108 249V250H107ZM177 249H179V250H177ZM206 249V250H205ZM217 249V250H216ZM227 249H229L228 250V252H226L227 251ZM250 249H249V251H250ZM253 249V250H252ZM260 249H261V251H260ZM2 250V251H1ZM5 250H7L6 251V254H4L5 252ZM82 250V252H80ZM92 250H94L93 252H92ZM112 251V253L114 252V253H116V254H114L113 253V255L111 254V252L110 251ZM176 250H177V252H176ZM184 250V251H183ZM186 250H188V251H190V253L189 254H192L193 252H194V255H189L188 253H186ZM213 252V250H214V254L211 252V251ZM219 250V251H218ZM235 250H238V251H236L235 252ZM10 251H11V254L14 252V254H15V256L13 257L12 255H10ZM91 251V252H90ZM166 251H167V253H166ZM174 252V254H173V252ZM192 251V252H191ZM199 251H201V252H199ZM206 251L207 252H209V255H208V253H206ZM230 251H231V253L232 254H235V255H232L231 253H230ZM8 252V253H7ZM80 252V253H79ZM97 252L99 253V254H97ZM110 252V253H109ZM180 254H179V253ZM239 252V253H238ZM260 252V253H259ZM263 254H262V253ZM82 253H83V255H82ZM158 253V254H157ZM195 253H196V255H200V256H198V258H197V256L195 255ZM220 253V254H219ZM223 253V254H222ZM228 253H230V255H228ZM243 255H242V254ZM251 254V253H253V254H249V255H247V254ZM83 256H81V255ZM86 255V257H85V255ZM97 254V255H96ZM110 254V255H109ZM120 254V255H119ZM125 254V255H124ZM166 254V255H165ZM173 254V255H172ZM178 254V255H177ZM244 254H246L247 255V257H246V255L244 256ZM90 255V256H89ZM96 255V256H95ZM108 255H109V257H108ZM123 255V256H122ZM155 255H156V257H155ZM162 255V256H161ZM165 255V256H164ZM179 257V258H177V259H175L177 256ZM179 255H181V256H179ZM187 255V256H186ZM204 255V256H203ZM207 255L209 256L208 258H207ZM218 257H216V256ZM228 255V256H227ZM238 255V256H237ZM252 255L254 256V258L252 257ZM4 256V257H3ZM11 256V257H10ZM75 256H78V257H75ZM81 256V257H80ZM89 256V257H88ZM93 256V257H92ZM97 258H95V257ZM104 257V259H103V257ZM113 257V260H112V257ZM120 257V259H118L119 257ZM159 256V258L157 259V257ZM167 256H168V258H167ZM171 256V257H170ZM185 256V257H184ZM211 256V257H210ZM233 256V257H232ZM239 256H241V258H242V260L244 261H240L239 260ZM249 256H251L250 258H249ZM260 256V257H259ZM75 257V258H74ZM99 257V258H100ZM110 257H111V259H110ZM116 258V260H115V258ZM155 257V258H154ZM174 257V258H173ZM194 257V258H193ZM203 257V258H202ZM214 257V258H213ZM223 257V258H222ZM226 257H230V258H226ZM236 257V258H235ZM247 258V260L246 259H244V258ZM7 258V259H6ZM10 258V259H9ZM65 258L66 259H68V261L67 260H65ZM80 260H78V259ZM85 258V259H84ZM89 258H94L93 259V261L91 260V259H89ZM100 258V259H101ZM171 258V259H170ZM172 258L173 259H175V260H172ZM185 258V259H184ZM196 258V259H195ZM204 258H205V260H204ZM215 258H216V260H215ZM240 258V259H241ZM261 258L263 259V261L261 260ZM4 259V260H3ZM6 259V260H5ZM14 260V262H12L13 260ZM70 259V260H69ZM89 260V262H87L88 260ZM96 259V260H95ZM165 259H166V261H165ZM169 259V260H168ZM179 259V260H178ZM184 259V260H183ZM202 259V260H201ZM213 259V260H212ZM234 259V260H233ZM2 260H3V262H2ZM176 260H178L177 262H175ZM200 260V261H199ZM211 260V261H210ZM225 260H230L229 262H226ZM63 261H64V263H63ZM70 261V262H69ZM71 261H72V263H71ZM80 263H79V262ZM82 261V262H81ZM108 261V262H107ZM175 263H174V262ZM201 261H205V263L204 262H201ZM206 261H208V263L206 262ZM215 261V262H214ZM239 261H240V263H239ZM251 261H253V262H251ZM78 262V263H77ZM87 262V263H86ZM96 262V263H95ZM118 262H117V264H118ZM155 262V263H154ZM163 262V261H162ZM161 262V264H163ZM200 262V263H199ZM211 262V263H210ZM231 262V263H230ZM121 263V264H122ZM27 264V263H26Z\"/></svg>",
	"mask_w": 264,
	"mask_h": 264
},
{
	"label": "bare ground",
	"instance_id": "6f19581e",
	"mask_svg": "<svg viewBox=\"0 0 264 264\" xmlns=\"http://www.w3.org/2000/svg\"><path fill=\"white\" fill-rule=\"evenodd\" d=\"M88 1H89V0H88ZM100 1H101V0H100ZM111 1L113 2V0H110L109 3H111ZM130 1H131V0H130ZM132 1H134V0H132ZM141 1H142V3L144 2V3L146 4V2H145L146 0H141ZM148 1H153V3L157 6V12H158V10H159L158 14H159L160 12H161V13H164V15H162V16H163L162 18L157 14L156 19L159 17V18H160V21H159V20H158V21H159L160 23H161V22H168V21H170V23H172V22H171V21H172L171 19H173L174 16H175V15H174L173 8L170 7L169 5H166V4H168L169 1H172V5H171V6H174V9H175V7H176V6H175L176 4H180L179 2L182 3V1H179V0H148ZM175 1H176V3H174V5H173V2H175ZM178 1H179V2H178ZM212 1H213V0H210V2H212ZM231 1H232V0H230V2H231ZM234 1H235V0H234ZM248 1H249V0H248ZM254 1H255V0H254ZM254 1H253V2H254ZM260 1H261V0H260ZM92 2H93V1H92ZM101 2H102V1H101ZM125 2H127V0H126ZM134 2H138V0H137V1H134ZM214 2H216V0H215ZM217 2H219V0H218ZM238 2H239V1H238ZM253 2H252V3H253ZM257 2H258V1H257ZM93 3H95V2H93ZM97 3H98V2H97ZM104 3H105V0H104ZM129 3H130V2H129ZM132 3H133V2H132ZM132 3H131V4H132ZM142 3L139 2L140 5H142ZM144 3H143V4H144ZM150 3H151V2H150ZM170 3H171V2H170ZM170 3H169V4H170ZM190 3H191V2H190ZM190 3H189V4H190ZM241 3H242V2H241ZM249 3H250V2H249ZM255 3H256V2H255ZM255 3H253L252 6H253ZM117 4H119V3H116V5H117ZM120 4H121V3H120ZM122 4H123V10H124V11H123V14L120 15L121 17H118L117 14H116L115 11H114V14L110 12V13H111L110 16H107V13H106V16H107V17H106L105 19H104V18H101L102 21L104 20V22L108 25V27H109L108 30H110V32L107 31V32H109L108 34H105V35L102 34V35H104V38H106V35H107V36H110V37H111V36H114V37H115V40H117V42L119 41V42L121 43V45L119 44L120 47L118 46L119 49H120V48H123L124 46L127 48V49L125 48L126 50H124L123 53H122L124 56H123V55H120V56H121V59H123V58H128V59L130 60V58H131L133 55L135 56V54H136V55L141 54V53H140L141 50L143 49V51H144V50L146 49L145 47H150V46L152 45V41H151V39L148 37V38L150 39V41H151V45L148 46L149 41L147 40L148 38H147V34H146V33H143L141 30H138V32H136L137 30H135V31H133V30H128V28H127L128 24H129L130 22L133 21V20H132V21L130 20V18L132 17V12H134L133 9H136V11H137V7H136V8H133L136 4H133L134 6H133V5H132V6L130 5L131 7H129V8H128L129 5H127L128 3H125V4L122 3ZM147 4H148V3H147ZM189 4H188V6H189ZM213 4H214V3H213ZM219 4L221 5L220 2H219ZM250 4H251V3H250ZM250 4H249V5H250ZM256 4H257V3H256ZM259 4H260V3H259ZM86 5H87V0H0V25H1V26L3 25V29L0 30V35L3 33L2 30H6V29H4V27H5L4 25H7V26H8V23H7V22H12V21H13V20H12V21H9V20H11L10 18H11L12 13H13L12 11H15L16 13H21L22 15H24L23 13H25V14L28 13L29 15L27 14V15H28L27 17H28L29 19H34V20H36V19L39 18V21L41 20L40 18H46V19H49L52 23H55V25H56V27H54V30H55V28H57L58 32H59V31L63 32V31L65 30L66 27L68 28L67 23H69V26H70V22H73V21L76 20V18H78V16H77V13H78V12H80V11L85 12V10L88 11V9H87L88 6L85 7ZM151 5H152V4H151ZM210 5H211V3H210ZM214 5H215V4H214ZM216 5H217V4H216ZM220 5H219V6H220ZM242 5H243V4H242ZM247 5H248V4H247ZM257 5H258V4H257ZM257 5H256V6H257ZM262 5L264 6V4H262ZM108 6H111V4L108 5ZM114 6H115V5H114ZM136 6H137V5H136ZM153 6H154V5H153ZM168 6H169V7H168ZM179 6H180V5H179ZM179 6H177V7H179ZM184 6H186V5H184ZM190 6H193V5H190ZM238 6H239V3H238ZM243 6H245V5H243ZM250 6H251V5H250ZM256 6H255V7H256ZM140 7H141V6H140ZM166 7H168V8H172L173 13H172L171 10H170L171 12H170V11H167L168 8H166ZM181 7H182V6H181ZM181 7H180V8H181ZM194 7H195V6H194ZM247 7H249V6H247ZM259 7H260V5H259ZM118 8H120L119 5H118ZM131 8H132V9H131ZM148 8H149V7H148ZM148 8H145V9H148ZM151 8H152V7H151ZM182 8L184 9V7H182ZM182 8H181V9H182ZM209 8H210V7H208V11H210ZM220 8H221V7H220ZM244 8H245V7H244ZM120 9H122V7H121ZM183 9H182V11H183ZM233 9H234V8H233ZM256 9H257V8H255V10H256ZM259 9H260V8H259ZM78 10H79V11H78ZM112 10H113V8H112ZM150 10H151V9H150ZM150 10H149V14L152 13ZM175 10L177 11V9H175ZM203 10H205V9H203ZM251 10H252V9H250V13H251ZM117 11H120V12H121V10H117ZM138 11H140V10H139V5H138ZM144 11H145V10H144ZM152 11H153V10H152ZM154 11H155V13H156V10H155V9H154ZM165 11H166V12H165ZM185 11H186V9H185ZM185 11H183V12H185ZM231 11H232V10H231ZM263 11H264V10H263ZM15 12H14V13H15ZM98 12H99V11H98ZM100 12H101V11H100ZM147 12H148V11H147ZM183 12H181V13H183ZM204 12L206 13V11H204ZM204 12H203V13H204ZM226 12H228V11H226ZM234 12H235V11H234ZM243 12H245V11L243 10ZM257 12H260V11H257ZM10 13H11V16H10ZM80 13H81V12H80ZM96 13H97V12H96ZM117 13H118V12H117ZM121 13H122V12H121ZM144 13H145V12H144ZM155 13H154V16H153V17H155ZM161 13H160V14H161ZM181 13H180V14H181ZM205 13H204V14H205ZM211 13H212V12H211ZM228 13H229V12H228ZM228 13H225L223 16H222V15H221V16H222V17H224V16L227 17ZM247 13H248V12H247ZM250 13H248V16L250 15ZM252 13H254V11H252ZM99 14H100V13H99ZM101 14H102V12H101ZM119 14H120V13H119ZM146 14H148V13H145L144 15H142V17H141L140 19H138L139 22H141V23L143 22V23H144V19H145V17H146V16H145ZM149 14H148V15H149ZM245 14H246V13H245ZM22 15H21V16L18 15V16H19L20 18L22 17L21 19L26 18L25 15H24V18H23ZM79 15H80V14H79ZM81 15H82V14H81ZM81 15H80V16H81ZM83 15H85V13H84ZM97 15H98V14H97ZM102 15H103V14H102ZM108 15H109V12H108ZM152 15H153V14H152ZM177 15H178V14H177ZM209 15H210V12H209ZM233 15H234V17L236 16V15L232 12L230 16H233ZM237 15H238V14H237ZM98 16H99V15H98ZM206 16H208V14H207ZM206 16H205V17H206ZM13 17L16 18L17 16H16V17L13 16ZM19 17H17V18H18L17 21H19V19H20ZM82 17H83V16H82ZM82 17H79V18H82ZM85 17H86V15H85ZM103 17H104V16H103ZM149 17H150V16H149ZM153 17H152V18H153ZM175 17H176V16H175ZM208 17L210 18V16H208ZM238 17H239V15H238ZM86 18H87V17H86ZM86 18H85V20H86ZM90 18H91V16H90ZM94 18H95V17H94ZM96 18H97V17H96ZM96 18H95V20H97ZM180 18H182V17H180ZM196 18H197V17H196ZM230 18H232V17H230ZM236 18H237V17H236ZM12 19H13V18H12ZM150 19H151V18H150ZM156 19H154V20H156ZM198 19H199V18H198ZM203 19H204V18H203ZM206 19H207V17H206ZM206 19H205V22H206ZM219 19H220V18H219ZM219 19H218V20H219ZM221 19H222V18H221ZM225 19H226V18H225ZM233 19H234V18H233ZM239 19H240V18H239ZM239 19H236V20H239ZM34 20H33V22L36 23V21H34ZM88 20H89V19H88ZM95 20H93V21H95ZM135 20H137V19H135ZM138 20H137L136 23H139ZM147 20H148V19H147ZM151 20H153V19H151ZM173 20H174V19H173ZM200 20L202 21V18H201ZM231 20H232V19H231ZM236 20H235V21H236ZM241 20H243L242 17H241ZM256 20H257V19H256ZM14 21H15V19H14ZM17 21H16V22H17ZM23 21H24V22L22 23V26H23V24L26 23V22H25V19H24ZM26 21H27V19H26ZM30 21H31V20H30ZM39 21L37 20V23H38ZM50 21H49V22H50ZM76 21H77V20H76ZM86 21H87V20H86ZM91 21H92V20H91ZM91 21H90V22H91ZM100 21H101V20H100ZM100 21H99V22H100ZM214 21H215V19H214ZM20 22H21V20H20ZM20 22H18V24H19ZM28 22H29V21H28ZM87 22H89V21H87ZM96 22H97V21H96ZM145 22H146V21H145ZM147 22H148V21H147ZM177 22H178V26H179V25L181 26V24H179V23H182V22H179V20H177ZM195 22H197V21H195ZM198 22H199V21H198ZM239 22H241V21H239ZM30 23H31V22H30ZM155 23H156V22H155ZM174 23H175V22H174ZM184 23H185V21H184ZM33 24H34V23H33ZM73 24L75 25V22H73ZM131 24H132V23H131ZM145 24H146V23H145ZM156 24H158V23H156ZM164 24H165V23H164ZM164 24H163V25H164ZM167 24H169V23H167ZM167 24L164 25V26H167L166 28H168V26H169V25H167ZM196 24H197V23H196ZM200 24H201V22H200ZM252 24H253V23H252ZM256 24H257V23H256ZM260 24H261V23H260ZM27 25H28V24H27ZM27 25H25V26L27 27ZM31 25H32V23H31ZM31 25H28V27H29L28 30L31 29V27H30ZM53 25H54V24H53ZM152 25H153V23H152ZM184 25H185V24H184ZM184 25H183L182 28L188 27V26H185V27H184ZM211 25H212V24H211ZM215 25H216V22H215ZM250 25H251V24H250ZM250 25H248V26H246V27H250ZM261 25H262V24H261ZM261 25H260L258 28H260V27L262 28ZM1 26H0V27H1ZM77 26H79V25L76 24L75 27H77ZM173 26H175V24H173ZM173 26H172V28H171V27H170V28L173 29ZM200 26H201V25H200ZM200 26L198 25V27H200ZM213 26H214V25H213ZM216 26H217V25H216ZM12 27H13V26H12ZM23 27H24V26H23ZM28 27H27V28H28ZM70 27H71V26H70ZM70 27H69V28H70ZM81 27H82V26H81ZM102 27H103V26H102ZM162 27H163V26H162ZM198 27H197V29H198ZM203 27H205V26H203ZM17 28H18V25H17ZM27 28H26V30H27ZM67 28H66V29H67ZM158 28H159V27H158ZM158 28H155V30H156V31H155V38H156V36H158V33H157V35H156V32H157ZM163 28H164V27H163ZM163 28H162V29H163ZM177 28H178V27H176L175 29L177 30ZM179 28L181 29V27H179ZM194 28H195V27H193L192 30H193ZM251 28H252V27H251ZM251 28H250V29H251ZM19 29H20V26H19ZM71 29H72V27H71ZM82 29H83V28H82ZM96 29H97V28H96ZM99 29H101V28H99ZM171 29H169V30L165 29V30H166V31H169V34H170L171 32L174 34V33H175V32H174L175 30L173 29V31H171ZM180 29H178V32H181V31H182V30L180 31ZM189 29H190V27H189ZM189 29H187V30L189 31ZM203 29H204V28H203ZM221 29H222V28H221ZM252 29H253V32H252L251 30H250V31H251L252 33H254V32H255V31H254L255 29H254V28H252ZM14 30L16 31L17 29L15 28ZM48 30L51 31V29H49V28H48ZM48 30H47V31H48ZM67 30H68V29H67ZM69 30H70V29H69ZM72 30H73V29H72ZM75 30H76V29H75ZM75 30H74V31H75ZM94 30H95V29H94ZM94 30H93V31H94ZM97 30H98V29H97ZM97 30L94 31V33L96 32L95 35L92 34L93 31H91V34L94 35L95 37H96V34H97ZM103 30H104V29H102V31H103ZM187 30H186V31H187ZM217 30H218V29H217ZM217 30H216V28H215V31H214V32L216 33V32H218V31H220V29H219L218 31H217ZM6 31H7V34L9 33V34L12 36V33H13V32H12V33H11V32H8L9 30H6ZM6 31H5V33H6ZM11 31H12V30H11ZM85 31H86V30H85ZM140 31H141V32H140ZM170 31H171V32H170ZM186 31H184V32H186ZM198 31H199V30H198ZM198 31H197V32H198ZM208 31H209V30H208ZM222 31H223V30H222ZM257 31H258V29H257ZM259 31L261 32L262 30H259ZM259 31H258V32H259ZM263 31H264V30H263ZM23 32H24V29H23ZM29 32H30V31H29ZM29 32L26 33V35H24L22 38L20 37L21 39L19 38L20 34L18 35V37H15V38H18V40L16 41L15 44H13V48H12V49L10 48V49H11V52L9 53V54H11L10 57H9V55H6L5 53H2V52H3L2 49H1V51H0V53L3 54V56H2V54H0V64H1L2 66H4L3 68H5L6 65H7L8 68L10 69V72H12V70L16 71L17 68H19V69L22 68L21 71L18 69L20 72H19V74L16 73L17 75H15V76H16V78H17L18 80L23 81V83H28V82H30V81L32 82V79L34 78V73H36V72H40V71L43 69V68H41V69L38 71L37 68H36L38 64L36 65V63H34V64H32V63H28V65H26V63L28 62V60H31V58L34 57L33 55H34L35 53H38L39 50H40V48H39V50H37L38 52H36L34 46L31 45L30 42H28L29 39H30V37L33 36V34H31V33L29 34ZM36 32H37V31H36ZM53 32L58 34V32H56V31H53ZM61 32H60V33H61ZM70 32H71V31H70ZM72 32H73V31H72ZM72 32H71V33H72ZM77 32H79V31H77ZM77 32H76V33H77ZM99 32H101V31H99ZM153 32H154V31H153ZM153 32H152V34H153ZM162 32H163V31H162ZM189 32H190V31H189ZM192 32H193V31H192ZM204 32H206V31H204ZM211 32H212V31H211ZM214 32H213V33H214ZM247 32H248V31H247ZM5 33H3V35H6ZM14 33H15V32H14ZM17 33H18V30H17ZM17 33H16V34H17ZM33 33H34V32H33ZM38 33H39V32H38ZM51 33H52V32H51ZM67 33H69V32H67ZM76 33H75V34H76ZM80 33H82V32H80ZM89 33H90V32H89ZM89 33H88V34H89ZM103 33H104V32H103ZM105 33H106V32H105ZM147 33H148V31H147ZM172 33H171V34H172ZM186 33L189 35L188 32H186ZM244 33H245V32H244ZM248 33H249V32H248ZM252 33H251V35H252ZM255 33H256V32H255ZM262 33H263V32H261V34H262ZM42 34H43V32H42ZM42 34H41V33H40V35L37 34V38L39 39V37H40ZM48 34H49V32H48ZM85 34H87V33H85ZM91 34H89V35H91ZM99 34H100V33H99ZM149 34H151V33L149 32ZM161 34H164V33H161ZM165 34H166V33H165ZM176 34H177L178 37H179V34H180V33H177V32H176ZM176 34H175V37H176ZM190 34L193 35V33H190ZM195 34H196V32H195ZM199 34H200V33H199ZM216 34H219V35H220L221 33L219 32V33H216ZM261 34H260V35H261ZM10 35H8L7 38H9ZM22 35H23V34H22ZM55 35H56V34L51 35V36H54V37H55ZM69 35H71V34H69ZM92 35H91V37H92ZM102 35H99V36H101V37H99V39H100V38H103ZM182 35H183V33H182ZM188 35H187V36H188ZM223 35H224V34H223ZM243 35H244V34H243ZM256 35H257V36H256V38H257V37H258V34L256 33ZM1 36H2V35H1ZM13 36H14V34H13ZM13 36H12V37H13ZM46 36H47V35H46ZM46 36H45V37H46ZM60 36H61V35H60ZM71 36H72V35H71ZM150 36H151V35H150ZM167 36H168V33H167V35L163 36V37H164L163 39L168 40V38H165V37H167ZM173 36H174V35H173ZM187 36H186V37H183V36H182V38L189 39V37L187 38ZM204 36H205V35H204ZM214 36H215V35H214ZM248 36H249V35H248ZM45 37H43V39H44ZM57 37H58V38H57ZM97 37H98V36H97ZM97 37H96V38H97ZM110 37H109V38H110ZM178 37H177V38H178ZM180 37H181V36H180ZM190 37H191V36H190ZM195 37H196V36H195ZM2 38H3V37H2ZM7 38H6V40H7ZM35 38H36V37H35ZM35 38H34V39H35ZM40 38L42 39V36H41ZM56 38H57V40L60 38V37H59V34L56 36ZM96 38H95V39H96ZM137 38H139V40H135V39H137ZM161 38H162V37H160V39H161ZM182 38H181V40H182ZM228 38H229V37H228ZM249 38H250V37H249ZM260 38H261V37H260ZM3 39H4V38H3ZM3 39H2V40H3ZM10 39H11V38H10ZM43 39H42V40H43ZM48 39H49V38H48ZM48 39H47V41H48ZM91 39H92V38H91ZM110 39H111V38H110ZM171 39H172V37H171ZM179 39H180V38H179ZM179 39H177V40H179ZM190 39H191V38H190ZM192 39H194V38H192ZM192 39H191V40H192ZM195 39H196V38H195ZM200 39H201V38H200ZM230 39H231V38H230ZM4 40H5V39H4ZM4 40H3V41H4ZM49 40L51 41V39H49ZM52 40H53V39H52ZM57 40L55 39V41H54V40H53V41L56 42ZM59 40H61V39H59ZM100 40H101V39H100ZM100 40H98V42L101 43ZM106 40H108V42H109V39H106ZM155 40H156V39H155ZM155 40H154V43H155ZM174 40H175V39H174ZM174 40H173V41H174ZM177 40H176V41H177ZM181 40H180V42H181ZM260 40H261V39H260ZM31 41H33V40H31ZM43 41H44V40H43ZM50 41H48V42H50ZM80 41H81V40H80ZM90 41H91V40H89V42H90ZM102 41H103V40H102ZM156 41H158V40H156ZM168 41H170V40H168ZM168 41H166V42H168ZM173 41H170V42H171L172 44H174L175 42L173 43ZM186 41L188 42V40H185V43H186ZM192 41H193V40H192ZM230 41H231V40H230ZM257 41H259V38H258ZM8 42L10 43L9 40H8ZM48 42H47V45H49L52 41H51L50 43H48ZM84 42H85V43H84ZM92 42H93V41H92ZM95 42H97V40H96ZM103 42H104V41H103ZM117 42H116V43H117ZM180 42H179V44H180ZM193 42H194V41H193ZM193 42H189V43H193ZM199 42H201V41L199 40ZM0 43L3 44V42H0ZM83 43L86 44V40L83 41ZM87 43H88V42H87ZM100 43H99V44H100ZM105 43H107V41H105ZM114 43H115V42H114ZM116 43H115V44H116ZM183 43H184V42H183ZM189 43H188V44H189ZM197 43H198V41H197ZM255 43H256V42H255ZM4 44H5V43H4ZM10 44H11V43H10ZM45 44H46V43H45ZM51 44L53 45V42H52ZM54 44H55V43H54ZM57 44H58V43H57ZM92 44H93V43H92ZM94 44H97V43H94ZM94 44H93V45H94ZM107 44H108V43H107ZM111 44H112V43H111ZM160 44H162V43H160ZM166 44L168 45V43H166ZM200 44H201V43H200ZM202 44H203V42H202ZM6 45H8V43H6L5 46H6ZM34 45H35V44H34ZM37 45H38V44H37ZM47 45H45V46H47ZM81 45H82V44H81ZM102 45H103V43H102ZM113 45H114V44H113ZM113 45H112V46H113ZM153 45H154V44H153ZM153 45H152V46H153ZM174 45H176V44H174ZM181 45L184 46L183 44H181ZM181 45H179L180 48H181ZM190 45L193 46L192 44H190ZM190 45H188V46L191 47ZM194 45H195L196 48H199V47H198L199 43H198V45L194 43ZM196 45H197V46H196ZM2 46H3V45H2ZM38 46H39V45H38ZM38 46H37L36 48H38ZM40 46H41V44H40ZM45 46H44V47H45ZM75 46H79V45H75ZM100 46H101V45H100ZM110 46H111V45H110ZM152 46H151V48H153L154 46H156V44H155L153 47H152ZM158 46H159V45H158ZM160 46H161V45H160ZM163 46H164V45H163ZM207 46H208V45H207ZM254 46H255V45H254ZM262 46H263V45H262ZM3 47H4V46H3ZM6 47H8V50H9V46H6ZM71 47H72V46H70V48H71ZM73 47H74V46H73ZM80 47H81V46H80ZM80 47H79V48H80ZM108 47H109V46H108ZM113 47H114V46H113ZM118 47L116 46V48H118ZM171 47H172V46H171ZM174 47H175V46H174ZM176 47H177V46H176ZM176 47H175V48H176ZM186 47H187V43H186ZM4 48H5V47H4ZM86 48H87V47H85V49H86ZM98 48H99V46H98ZM98 48L96 47V49H98ZM100 48H101V47H100ZM116 48H114V49H116ZM144 48H145V49H144ZM151 48H150V49H151ZM155 48L158 49V47H155ZM155 48H154V49H155ZM166 48H169V47L167 46ZM166 48H165V49H166ZM180 48H179V49H180ZM184 48H185V47H184ZM259 48H261V47H259ZM72 49H73V48H72ZM83 49H84V48H83ZM83 49H81V50H83ZM87 49H88V48H87ZM101 49H102V48H101ZM148 49H149V48H148ZM150 49H149V50H150ZM154 49H153V50H154ZM179 49H178V50H179ZM190 49H192V48H190ZM193 49H194V48H193ZM262 49H264V47H262ZM5 50H7V48H5ZM44 50L46 51V47H45ZM55 50H58V49H55ZM55 50H54L53 52H55ZM88 50H89V49H88ZM103 50H104V49H102V51H103ZM111 50H112V48H111ZM122 50H123V49H122ZM149 50H148V51H149ZM184 50H185V49H184ZM184 50H183V51H184ZM259 50H260V49H259ZM40 51H41V50H40ZM45 51H44V52H45ZM47 51H48V50H47ZM102 51H101V52H102ZM113 51H114V50H113ZM146 51H147V50H146ZM146 51H145V52H146ZM165 51H166V50H165ZM169 51H170V49H169ZM172 51H173V50H172ZM192 51H193V50H192ZM50 52H52V51H50ZM56 52H57V51H56ZM58 52L60 53L61 51L59 50ZM86 52H87V51H86ZM89 52H91V51H89ZM89 52H88V53H89ZM95 52H96V51H95ZM103 52H104V51H103ZM115 52H118V50H116ZM167 52H168V49H167ZM173 52H174V51H173ZM177 52H179V51H177ZM177 52H176V54H177ZM180 52H181V51H180ZM185 52H186V51H185ZM187 52H188V51H187ZM189 52L191 53V50H189ZM207 52H208V51H207ZM259 52H260V51H259ZM6 53H7V52H6ZM120 53H121V52H120ZM120 53H119V54H120ZM146 53H149V52H146ZM161 53H162V52H161ZM161 53H160V54H161ZM192 53H193V52H192ZM192 53H191V55H192ZM92 54H93V53H92ZM96 54H97V52H96ZM96 54H95V55H96ZM98 54H99V53H98ZM166 54H168V53H166ZM171 54H173V53L171 52ZM171 54H170V55H171ZM186 54H187V53H186ZM186 54L184 53L183 55H181V57L185 56ZM188 54H189V53H188ZM188 54H187V55H188ZM259 54H261V52H260ZM263 54H264V52H263ZM4 55H6V56H4ZM77 55H78V54H77ZM100 55H101V54H99V56H100ZM102 55H103V54H102ZM112 55H113V54H112ZM117 55H118V54H117ZM153 55H154V54H153ZM157 55H158V54H157ZM157 55H156V56H157ZM161 55L164 56L165 54H161ZM173 55H174V54H173ZM191 55H190V56H191ZM36 56H37V54H36ZM56 56H57V55H56ZM56 56H55V57H56ZM93 56H94V55H93ZM96 56H97V55H96ZM99 56H98V57H99ZM103 56H104V55H103ZM115 56H116V55H115ZM120 56H119V57H120ZM122 56H123V57H122ZM142 56H143V55H142ZM144 56H145V55H144ZM159 56H160V55H159ZM159 56H157V57L159 58ZM163 56H162V57H163ZM168 56H169V54H168ZM178 56H179V53H178ZM192 56H196V55L193 54ZM192 56H191V57H192ZM206 56H207V55H206ZM259 56H260V55H259ZM259 56H258V58H259ZM261 56H262V55H261ZM6 57H7V58H6ZM11 57H12V58H11ZM53 57H54V55H53ZM75 57H76V56H75ZM75 57L71 58V60H75V61H76V59L78 58V56L76 57V59H75ZM105 57H106V56H105ZM119 57H117V58L119 59ZM137 57L140 58L139 55H138ZM181 57H179V58H181ZM208 57H210L209 54H208ZM250 57H251V56H250ZM262 57H263V56H262ZM34 58H35V57H34ZM117 58H114V56H113V59L116 60ZM133 58L135 59V57H132V59H133ZM141 58H142V57H141ZM154 58H155V57H154ZM165 58H167V56H166ZM171 58H172V57H171ZM186 58H187V57H186ZM196 58H201V57H195V59H196ZM210 58H211V57H210ZM254 58H255V57H254ZM258 58H256V61H257ZM263 58H264V57H263ZM46 59H47V58H46ZM46 59H45V61H46ZM50 59H51V58H49V59H47V60L49 61ZM54 59H55V58H54ZM54 59H52V60H54ZM60 59H61V58H60ZM79 59H80V58H79ZM102 59H103V58H102ZM106 59H107V57H106ZM151 59H152V58H151ZM159 59H160V60H161V59H164V57H163V58L160 57ZM173 59H176V58L174 57V58H172V60H173ZM189 59H191V60H192L191 62H193V59H194V58L192 59V58L189 57ZM195 59H194V60H195ZM212 59H213V58H212ZM249 59H250V58H249ZM33 60H35V59L32 58V61H33ZM55 60H56V59H55ZM58 60H59V58H58ZM84 60H86V59H84ZM89 60H90V59H88V63H89ZM104 60H105V58H104ZM124 60H126V59H124ZM129 60H128V61H129ZM143 60H145V59H143ZM160 60L158 61L159 63H160ZM167 60H168V59H167ZM167 60H166V61H167ZM178 60H179V59H178ZM187 60H188V58H187ZM32 61H30V62H32ZM43 61H44V60H43ZM43 61H42V62H43ZM68 61H69V59H68ZM77 61H79V60L77 59ZM80 61H81V59H80ZM82 61H83V59H82ZM111 61H112V60H111ZM126 61H127V60H126ZM128 61H127V62H128ZM134 61H137V59L134 60ZM134 61H132V62L134 63ZM141 61H142V60H141ZM162 61H163V60H162ZM176 61H177V60H176ZM181 61H182V59H181ZM183 61H185L184 57H183ZM197 61H198V60H196V62H197ZM209 61H210V60H209ZM211 61H212V60H211ZM247 61H248V60H246V62H247ZM38 62H39V61H38ZM72 62H73V61H72ZM72 62H71V63H72ZM129 62H130V61H129ZM129 62H128V63H129ZM143 62H145V61H143ZM149 62H150V60H149ZM188 62H189V60H188ZM202 62H203V60H202ZM202 62H200V60H199V63H201V67H202V65L204 64V63H202ZM248 62H251V61H248ZM248 62H247V63H248ZM252 62H253V61H252ZM252 62H251V63H252ZM263 62H264V61H263ZM39 63H40V62H39ZM51 63L53 64V62H51ZM60 63H61V64H60ZM60 63L56 64V66H57V65H60V67H59V66L57 67V70L60 68V69L62 70V72H63V71L68 72V70H69L70 68H72L71 63H70V64L66 63V62H65V59H64V61H62V62H60ZM91 63H92V62H91ZM133 63H129L128 66H127L126 68L130 69V68L132 67V64H133ZM147 63H148V61H147ZM147 63H146V64H147ZM166 63H167V62H166ZM54 64H55V63H54ZM86 64H87V63H86ZM102 64H103V63H102ZM135 64H136V63H135ZM135 64H134V65H135ZM142 64H143V63H142ZM146 64H144V66H145ZM150 64H151V63H150ZM157 64H158V63H157ZM167 64H170V63H167ZM189 64H190V62H189ZM196 64H197V63H196ZM262 64H263V63H262ZM25 65H26V67H25ZM34 65H35L36 67H35ZM90 65H91V64H90ZM191 65H192V64H191ZM204 65H205V64H204ZM207 65H209V64H207ZM259 65H261V64H258V66H259ZM38 66H39V65H38ZM40 66H41V64H40ZM40 66H39V67H40ZM46 66H48V65H46ZM56 66H54V67H56ZM87 66H88V65H87ZM91 66H92V65H91ZM94 66H95V65H94ZM108 66H109V65H108ZM144 66H143V67H144ZM147 66H148V65H146L145 67H147ZM151 66H152V65H151ZM151 66H150V67H151ZM161 66H163V64H161ZM197 66H198V64L196 65V67H197ZM261 66H262V65H261ZM34 67H35L36 70H37L36 72H35V70H34ZM48 67L50 68V67H52V66H48ZM54 67H53V68H54ZM145 67H144V68H145ZM193 67H195V66L193 65ZM206 67H207V66H206ZM262 67H264V65H263ZM262 67H261V68H262ZM45 68H46V67H45ZM49 68H48V69H49ZM84 68H86V67L84 66ZM84 68H83V69H84ZM88 68L91 69L90 67H88ZM92 68H93V67H92ZM95 68H96V67H95ZM100 68H101V65H100ZM103 68H104V66H103ZM113 68H115V66H114ZM169 68H170V67H169ZM191 68H192V66H191ZM259 68H260V67H259ZM38 69H39V68H38ZM81 69H82V68H81ZM86 69H87V68H86ZM97 69H98V68H97ZM117 69L119 70V68H117ZM121 69H122V67H121ZM128 69H127V70H128ZM193 69H194V68H193ZM195 69H196V68H195ZM197 69H198V68H197ZM199 69H200V68H199ZM201 69H202V68H201ZM204 69H205V68H204ZM44 70H45V69H44ZM70 70H72V69H70ZM70 70H69V71H70ZM98 70H99V69H98ZM113 70H114V69H113ZM118 70H117V71H118ZM125 70H126V69H125ZM130 70H131V69H130ZM130 70H128V72H129ZM5 71H7V70L5 69ZM14 71H13V72H14ZM46 71H47V70H46ZM49 71H50V70H49ZM49 71H47V72H49ZM53 71H55V70H53ZM59 71H60V70H59ZM85 71H86V70H85ZM85 71H84V72H85ZM94 71H96V70L94 69L92 72H94ZM103 71H104V70H103ZM106 71H107V69H106ZM110 71H111V69H109V72H110ZM165 71H166V70H165ZM194 71H195V70H194ZM198 71H200V70H198ZM1 72H3V71H1ZM1 72H0V73H1ZM17 72H18V71H17ZM42 72H43V71H42ZM44 72H45V71H44ZM87 72H88V71H87ZM96 72H97V71H96ZM101 72H102V70H101ZM101 72H100V73H101ZM109 72L104 73L105 76H106V75H109V74H110ZM122 72H123V71H122ZM125 72H127V71H125ZM143 72H144V71H143ZM145 72H146V71H145ZM145 72H144V73H145ZM210 72H212V70H211ZM3 73H4V74H2V75H3V77H4L5 72H3ZM6 73H8V72H6ZM14 73H15V72H14ZM49 73H50V72H49ZM71 73H72V72H71ZM97 73H99V72H97ZM111 73H112V71H111ZM117 73H119V72H117ZM129 73H130V72H129ZM157 73H158V72H157ZM168 73H169V72H168ZM195 73H196V75H197L198 72H195ZM195 73H194V74H195ZM204 73H205V75L207 74L206 72H204ZM10 74H11V73H10ZM54 74H56V72H55ZM85 74L88 75V73H85ZM101 74L104 75L103 73H101ZM115 74H116V73H115ZM120 74H121V73H120ZM127 74H128V73H127ZM135 74H136V73H135ZM139 74H140V73H138V75H139ZM146 74H147V73H146ZM152 74H154V72H153ZM152 74H151V75H152ZM161 74H162V73H161ZM161 74H160V75H161ZM164 74H166V73L164 72ZM164 74H162V76H163ZM182 74H183V72H182ZM182 74H181V76H183ZM192 74H193V73H192ZM6 75H7V74H6ZM6 75H5V76H6ZM12 75H13V74H12ZM37 75L39 76V73H38ZM37 75H35V76L37 77ZM68 75H69V74H68ZM83 75H84V74H83ZM102 75H101V76H102ZM124 75H125V74H124ZM140 75H141V74H140ZM144 75H145V74H144ZM169 75H170V74H169ZM172 75H174V74H172ZM190 75H191V74H190ZM196 75H195V76H196ZM208 75L211 77L210 74H208ZM208 75H207V76H208ZM8 76H10V75H8ZM63 76H65V75H63ZM72 76H74V75H72ZM78 76H80V75H78ZM78 76H75V77H78ZM88 76H90V75H88ZM105 76H104V77L102 76V78H105ZM114 76H115V75H114ZM126 76H127V75H126ZM131 76H133V74H131ZM148 76H149V75H148ZM186 76H187V75H186ZM186 76H183V77H186ZM191 76H192V75H191ZM257 76H258V75H257ZM0 77L2 78V79H1L2 81H0V82L3 83V81H4L3 79H4V78H3L2 76H0ZM10 77H11V76H10ZM69 77H71V75H70ZM84 77H86V76L84 75ZM128 77H129V79H130V75H128ZM134 77H136V76H134ZM137 77H138V76H137ZM142 77H143V76H142ZM149 77H150V76H149ZM149 77H147V80H148ZM153 77H154V75H153ZM176 77H177V76H175V78H176ZM203 77H204V75H203ZM203 77H202V78H203ZM255 77H256V74H255ZM263 77H264V76H263ZM6 78H7V77H6ZM61 78H62V77H61ZM67 78H68V77H67ZM92 78H93V77H92ZM94 78H95V77H94ZM102 78L100 77V79H102ZM119 78H120V77H119ZM119 78H117V79H119ZM125 78H126V77H125ZM164 78H165V77H164ZM171 78H172V80L174 81V78H173L172 76H171V77L169 76V80H171ZM190 78H191V77H190ZM190 78L188 77V78H186V79H190ZM192 78H193V77H192ZM202 78H201V79H202ZM208 78H209V77H208ZM251 78H252V77H250L249 80H251ZM258 78H259V80H260V78L262 79V74H261V77H258ZM7 79H8V78H7ZM35 79H36V78H35ZM35 79H33V81H36ZM68 79L70 80V78H68ZM71 79H72V78H71ZM74 79H75V78H74ZM81 79H82V78H81ZM122 79L124 80V78H122ZM134 79H135V78H134ZM152 79H153V78H152ZM177 79H178V78H176V80H175L176 82H175V83H177V81H178ZM179 79H181L180 76H179ZM184 79H185V78H184ZM186 79H185V80H186ZM194 79H195V78H194ZM198 79H200V78H198ZM204 79H206L205 81H207V77H204ZM252 79H253V78H252ZM255 79L257 80V78H255ZM11 80H12V78H11L10 80H8V81L10 82ZM47 80H48V79H47ZM47 80H45V82H43V80H42L41 83H44L43 85L47 86V84H45V83H49V84H50V82L53 81V80H51L50 82H46ZM59 80H60V79H59ZM62 80H67V79L63 77ZM69 80H67V81H69ZM75 80H80V78L75 79ZM75 80L73 81L74 84H76V83H75ZM113 80H115V78H114ZM123 80H122V81H123ZM127 80H128V79H127ZM132 80H133V79H132ZM132 80H130V81H132ZM150 80H151V79H150ZM150 80H149V81H150ZM191 80H193V79H191ZM202 80H203V79H202ZM235 80H236V79H235ZM259 80H257V81H259ZM5 81H6V80H5ZM5 81H4V82H5ZM8 81H7V83H8ZM109 81H111V80H109ZM130 81L128 80V83H129V84H130ZM141 81H142V80H141ZM161 81H162V80H161ZM165 81H166V80H165ZM173 81H170V82H172V83H171V84H172V87H176V86H175L176 84L173 85V84H174ZM179 81H180V80H179ZM182 81H183V78L181 79L180 82H182ZM186 81H188V80H186ZM193 81H194V80H193ZM195 81H196V80H195ZM197 81H198V80H197ZM257 81H256V83H257ZM260 81H262V80H260ZM14 82H15V81H14ZM14 82H13V84H16V85H18L17 83H19V82H17V83H14ZM31 82H30V83H31ZM36 82H37V81H36ZM53 82H54V81H53ZM53 82H52V83H53ZM55 82H56V80H55ZM55 82H54V83H55ZM58 82H59V81L57 80L56 83L59 84ZM116 82H118V81H116ZM120 82H121V81H120ZM150 82H151V81H150ZM167 82H168V81H167ZM167 82H165V84H166ZM183 82H185V81H183ZM198 82L201 83V81H198ZM262 82L264 83V80H263ZM30 83H28V84H30ZM37 83H38V82H37ZM60 83H62V82H60ZM71 83H72V82H71ZM71 83H70V84H71ZM78 83H80V82H78ZM78 83H77V84H78ZM113 83H115V82H113ZM123 83H124V82H122V84H123ZM152 83H153V82H152ZM187 83H189V82H187ZM187 83H186V84H187ZM256 83H254V84H256ZM260 83H261V82H260ZM260 83H259V86H260ZM19 84H20V83H19ZM33 84H34V83H33ZM111 84H112V83H111ZM115 84H116V83H115ZM124 84H126V82H125ZM124 84H123V85H124ZM129 84H127V85H129ZM136 84H137V83H136ZM143 84H144V83H143ZM146 84L148 85V83H146ZM195 84H196V86H197V82H195ZM207 84H208V83H206L205 86H207ZM7 85L9 86V84H7ZM50 85H52V84H50ZM81 85H82V83H81ZM109 85H110V83H109ZM112 85H113V84H112ZM117 85H118V84H117ZM132 85H133V84H132ZM134 85H135V84H134ZM137 85H138V84H137ZM144 85H145V84H144ZM153 85H154V83H153ZM163 85H164V84H163ZM192 85H194V84H192ZM192 85H191L190 87H192ZM199 85H201V84H199ZM233 85H234V84H232V87H234ZM10 86H11V82H10ZM19 86H21V85H19ZM29 86H30V85H29ZM31 86H33L32 83H31ZM36 86H37V89H38V87H40V86H42V85H39V86H38V84H36ZM36 86L34 85L35 88H36ZM48 86H49V85H48ZM48 86H47V87H44V89L46 88V89L48 90ZM55 86H56V85H55ZM55 86H52V87H55ZM57 86H58V85H57ZM57 86L55 87L56 89L58 88ZM60 86H62V85H60ZM72 86H73V85H72ZM75 86H76V85H75ZM75 86H74V87H75ZM124 86H125V85H124ZM139 86H142V85H139ZM148 86H149V85H148ZM151 86H152V85H151ZM169 86L171 87V85H169ZM259 86H258V87H259ZM16 87H18V86H16ZM16 87H15V85H14V88H16ZM65 87H66V86H65ZM74 87H72V88H74ZM79 87H80V85H79ZM114 87H115V86H114ZM120 87H121V86H120ZM130 87H131V86H130ZM153 87H154V86H153ZM153 87H151L149 91H151V90L153 91ZM193 87H195V86H193ZM198 87H199V86H198ZM203 87H204V86H203ZM256 87H257V85L255 86V88H256ZM12 88H13V87H11V89H12ZM40 88H41V87H40ZM50 88H51V86H50ZM50 88H49V89H50ZM75 88H76V87H75ZM103 88H104V87H103ZM107 88H108V87H107ZM123 88H125V87H122V90H123ZM136 88H137V86H136ZM143 88L145 89L146 87H143ZM181 88H182V87H181ZM181 88H180V89H181ZM185 88L187 89V88H189V86H188V87H185ZM196 88H197V87H196ZM199 88H201V87H199ZM199 88H197V89L200 90ZM234 88H235V87H234ZM234 88H232V90H233ZM236 88H237V87H236ZM7 89H9V88H7ZM11 89H10V91H11ZM21 89H22V88H21ZM21 89L18 88V90H19V94H20V90H21ZM23 89H24V92H25L26 89H25V88H23ZM28 89H29V88H28ZM37 89H36V90H37ZM42 89H43V88H42ZM52 89H53V88H52ZM59 89H60V88H59ZM62 89H63V86L61 87L60 90H62ZM65 89H66V88H65ZM65 89H63V93H65V91H64ZM69 89H70V87H69ZM76 89H77V88H76ZM108 89H109V88H108ZM108 89H107V91H108ZM116 89H117V88H116ZM120 89H121V88H120ZM132 89H133V88H132ZM132 89H131V90H132ZM137 89H138V88H137ZM201 89H202V88H201ZM204 89L207 91L206 88H204ZM204 89L201 90V92L199 91L201 95H204L205 93H207V92H205ZM16 90H17V88H16ZM57 90H58V89H57ZM79 90L81 91V89L78 88L77 91H79ZM110 90H111V89H110ZM110 90H109V92L113 93V92L110 91ZM131 90H130V91H131ZM145 90H146V89H145ZM147 90H148V89H147ZM156 90H158V89H156ZM170 90H171V88H170L168 91H170ZM174 90H176V89H174ZM178 90H179V89H178ZM193 90H196V89L194 88ZM193 90H192V91H193ZM198 90H197V91H198ZM211 90H212V89H211ZM234 90L237 91L238 89H234ZM256 90H257V88H256ZM256 90H255L254 92H256ZM8 91H9V90H8ZM13 91L15 92V89H14ZM29 91H33V89H32V90L30 89ZM37 91H38V90H37ZM37 91H36V92H37ZM42 91H43V90H42ZM66 91H67L66 94H68V92L71 93V92H70L71 90H70V91L66 90ZM75 91H76V90H75ZM102 91H103V89H102ZM104 91H105V89H104ZM123 91H124V90H123ZM133 91H134V90H133ZM142 91H143V90H142ZM165 91H166V89H165ZM172 91H173V89H172L170 92H172ZM180 91H181V90H180ZM180 91H179V92H180ZM188 91H189V90H188ZM192 91H191V92H192ZM21 92H22V90H21ZM27 92H28V91H27ZM34 92H35V91H34ZM40 92H41V91H40ZM53 92H54V91H53ZM55 92H56V91H55ZM99 92H101V91H99ZM136 92H137V91H136ZM139 92L141 93V91H138L137 93L139 94ZM145 92H146V91H145ZM155 92H156V91H155ZM155 92H154V93H155ZM157 92H158V91H157ZM176 92H177V91H174L173 93H176ZM179 92L176 93L175 95H172V94L170 93V94L172 95V96H170V97L176 96L177 94L179 95ZM183 92H184V91H183ZM183 92H181V94H183ZM194 92H196V91H194ZM214 92H215V91H214ZM257 92H258V93H257ZM257 92H256V93H257L256 97H258V99H259V101H258V102H259V103H258V106H253V108L251 109V110H253V111H255V112H256V111L258 112V109H259V108H262V110H264V89H263V91H262L260 88H258V91H257ZM31 93H32V92H31ZM37 93H38V92H37ZM37 93H34V94L36 95ZM75 93H76V92H75ZM75 93H73V94H75ZM97 93H98V92H96V94H97ZM107 93H108V92H107ZM115 93H116V92H115ZM129 93H131V92H129ZM134 93H135V92H134ZM137 93H136V94H137ZM149 93H150V92H147L146 94L148 95ZM166 93H167V92H166ZM166 93H165V94H166ZM186 93H187V92H186ZM252 93H253V92H252ZM22 94H23V93H22ZM22 94H21V96H22ZM25 94H26V93H25ZM25 94H24V95H25ZM28 94H29V92H28ZM102 94H105V93L102 92ZM132 94H133V93H132ZM138 94H137V95H138ZM141 94H143V93H141ZM150 94H152V93H150ZM157 94H158V93H157ZM157 94H155V96H158V95H159V94H158V95H157ZM197 94H198V92H197ZM229 94H230V93H229ZM229 94H228V96H229ZM105 95H106V94H105ZM116 95H117V94H116ZM116 95H115V96H116ZM153 95H154V94H152L151 96H153ZM167 95H168L167 100H169V98H170V97H169V94H166V96H167ZM12 96H13V95H12ZM67 96H69V95H67ZM76 96H77V94H76ZM76 96H75V97H76ZM107 96H108V95H107ZM112 96L114 97V95H112ZM119 96H120V95H119ZM119 96H118V97H119ZM128 96H129V95H128ZM134 96H135V94H134ZM148 96H150V95H148ZM166 96H165V97H166ZM191 96H192V94H191ZM219 96H220V95H219ZM245 96H246V95H245ZM9 97H11V96H8V97H5V98L7 99V98H9ZM27 97H28V96H27ZM77 97H78V96H77ZM108 97H109V96H108ZM118 97H117V98H118ZM135 97H136V96H135ZM194 97H195V96H194ZM253 97H254V96H252V98H253ZM11 98H12V97H11ZM13 98L15 99L14 96H13ZM18 98H19V97H18ZM21 98H22V97H21ZM52 98H53V97H52ZM52 98H51V99H52ZM73 98H74V97H73ZM92 98H93V97H92ZM105 98H106V99H110V98H107V97H105ZM120 98H122V97L120 96ZM177 98H178V96L176 97V99H177ZM180 98L182 99V97H180ZM192 98H193V96H192ZM196 98H197V96L195 97V99H196ZM245 98H246V97H245ZM247 98H248V97H247ZM247 98H246V100H248ZM14 99H13V100H14ZM25 99H26V96H25ZM44 99H45V98H44ZM44 99H43V101H44ZM51 99L49 98V99H47V101L45 100L44 102L40 99V100H41L40 103L43 102V103H41L42 106H43V104L47 106V105L50 104V103L48 104V102H49L48 100H50V102H51ZM69 99H71L70 96H69ZM89 99H90V98H89ZM89 99H85V100H89ZM96 99H97V98H96ZM96 99H95V100H96ZM115 99H116V98H115ZM118 99H119V98H118ZM118 99H117V100H118ZM150 99H151V98H150ZM170 99H171V98H170ZM176 99H175V100H176ZM189 99L191 100V98H189ZM195 99H194V100H195ZM250 99H251V97H250ZM258 99L256 98L255 100H258ZM4 100H5V99H4ZM8 100H9V99H7L6 101H8ZM16 100H17V99H15V102H16ZM19 100L21 101V99H19ZM97 100H98V99H97ZM103 100L105 101V99H103ZM121 100H122V99H121ZM184 100H185V98H184ZM2 101H3V100H2ZM2 101H1V102H2ZM67 101H68V99H67ZM76 101H78V99H77ZM76 101H75V102H76ZM79 101H80V100H79ZM92 101H93V100H92ZM111 101H112V100H111ZM111 101H110V102H111ZM119 101H120V100H119ZM119 101H118V102H119ZM177 101H178V100H177ZM179 101H180V100H179ZM187 101L189 102V100H187ZM198 101H200V100H198ZM201 101H202V100H201ZM203 101H204V100H203ZM249 101H250V100H249ZM251 101H253V99H252ZM251 101H250V102H251ZM4 102H5V101H3L2 103H4ZM8 102H9V103H8ZM8 102H7V104H10V105H9V107H10V106H11V103L13 104V102H11V100L8 101ZM21 102H22V104H24L23 101H21ZM24 102H25V101H24ZM58 102H59V101H58ZM60 102H61V100H60ZM64 102H65V101H64ZM93 102H94V101H93ZM96 102H98V101H96ZM99 102H100V101H99ZM99 102H98V103H99ZM107 102H109V101H107ZM112 102H113V101H112ZM130 102H133V101H130ZM174 102H175V101H174ZM193 102H194V101H193ZM193 102H192V103H193ZM204 102H205V101H204ZM56 103H57V102H56ZM61 103H63V102H61ZM61 103H60V104H61ZM98 103H97V104H98ZM100 103H101V102H100ZM136 103H137V102H136ZM136 103H134L135 106L137 105ZM172 103H173V102H172ZM172 103H171V105H172ZM182 103H183V100H182ZM186 103H187V102H186ZM189 103H190V102H189ZM196 103H197V102H196ZM196 103H194V105H195ZM198 103H199V102H198ZM202 103H203V102H202ZM206 103H207V102H206ZM219 103H220V102H219ZM0 104H1V103H0ZM20 104H21V103H20ZM25 104H26V102H25ZM27 104H29V103H27ZM27 104H26V105H27ZM34 104H37V102L35 103V101H34ZM57 104L59 105V103H57ZM57 104H56V106H57ZM65 104H69V106H70V104H72V103H68V102L66 103V102H65ZM105 104H106V103H105ZM105 104H103V105H105ZM112 104H114V103H112ZM112 104H110L109 106H113ZM115 104H116V101H115ZM127 104H128V103H125V105H127ZM208 104H209V103H208ZM208 104H207V105H208ZM252 104H253V102H252ZM254 104H255V102H254ZM256 104H257V103H256ZM5 105H6V104H5ZM31 105H32V104H31ZM31 105H29V107H30ZM63 105H64V104H63ZM72 105H73V104H72ZM72 105H71V106H72ZM77 105H78V104H77ZM95 105H96V104H95ZM106 105H107V104H106ZM123 105H124V104H122V106H123ZM132 105H133V104H132ZM163 105H164V104H163ZM163 105H162V106H163ZM186 105H187V104H186ZM192 105H193V104H192ZM192 105L190 104V107H191V108L193 107ZM203 105H204V104H203ZM13 106L16 107L17 105H14V104H13ZM36 106H38V109H40V106H41V105H36ZM36 106H35V107H36ZM52 106H53V105H52ZM52 106L50 105L49 107H52ZM64 106H65V105H64ZM66 106H67V105H66ZM88 106H89V105H88ZM98 106H99V104H98ZM115 106H116V105H115ZM120 106H121V105H120ZM128 106H129V105H128ZM130 106H131V105H130ZM135 106H133V107H135ZM140 106H141V105H140ZM140 106H139V107H140ZM162 106H161V107H162ZM187 106H189V104H188ZM249 106H251V105L249 104ZM249 106H248V109H247L246 111L249 110ZM2 107H3V106H1V110H2V109H5L6 107H8V105L5 106L4 108H2ZM15 107H14V108H15ZM29 107H27V109H29ZM31 107H32V106H31ZM49 107H48V109H49ZM58 107H59V106H58ZM93 107H94V105H93ZM118 107H119V106H118ZM125 107H126V106H125ZM139 107H138V108H139ZM167 107H168V106H167ZM167 107H166V108H167ZM195 107H196V106H195ZM198 107H199V105H198ZM200 107H202V106L200 105ZM200 107H199V108H200ZM203 107H204V106H203ZM14 108H11V109L14 110ZM17 108H18V107H17ZM60 108H61V107H60ZM91 108H92V106H91ZM101 108H103V107H101ZM104 108H106V107L104 106ZM119 108H120V107H119ZM136 108H137V107H136ZM138 108H137V109H138ZM141 108L143 109V108H145V107L142 106ZM166 108H164L163 111H164ZM188 108H189V107H188ZM196 108H197V107H196ZM6 109H8V108H6ZM24 109H25V108H24ZM34 109H35V108H34ZM42 109H43V107H42ZM55 109H56V111L58 110L57 108H55ZM62 109H63V108H62ZM62 109H61L58 113L62 112V111H63ZM64 109H65V108H64ZM67 109H68V108H67ZM97 109H99V108H97ZM115 109H116V108H115ZM117 109H118V108H117ZM123 109H124V107H123ZM125 109H126V108H125ZM129 109H130V108H129ZM129 109H128V110H129ZM131 109H132V107H131ZM131 109H130V110H131ZM134 109H135V108H134ZM137 109H135V110L137 111ZM139 109H140V108H139ZM200 109H201V108H200ZM32 110H33V108H32ZM45 110H46V109H45ZM45 110H43L42 112H44ZM68 110H69V109H68ZM74 110H75V109H74ZM77 110H78V112L80 111L79 108H77ZM87 110H88V109H87ZM92 110H93L92 112H94V109H92ZM95 110H96V109H95ZM130 110H129V111H130ZM259 110H260V109H259ZM3 111H4V110H3ZM3 111H0V112L3 113ZM8 111H9V110H8ZM8 111H7V112H8ZM18 111H20V110H18ZM36 111H37V113H38V112L40 113L41 110L38 111L37 108H36ZM51 111H52V109H51ZM51 111L49 110V114H50ZM53 111H55V110L53 109ZM88 111H89V110H88ZM118 111H119V110H118ZM126 111H127V109H126ZM147 111H149V109H148ZM158 111H159V110H158ZM166 111H167V110H166ZM223 111H224V110H223ZM232 111H234V110H232ZM260 111H261V110H260ZM7 112H6V115H7ZM10 112H11V111H10ZM12 112H13V111H12ZM29 112H30V111H29ZM33 112H34V111H33ZM46 112H48V111H45V113H46ZM76 112H77V111H76ZM85 112H87V111H84L83 113H85ZM98 112H99V111H98ZM100 112H101V110H100ZM103 112L105 113V112H107V111L105 110V111H103ZM109 112H111V111H109ZM113 112H114V111H113ZM116 112H117V110H116ZM143 112H144V110H143ZM164 112H165V111H164ZM230 112H231V111H229L228 113H230ZM236 112H237V111H236ZM238 112H239V114H240V116H241V114H242L241 110H238ZM238 112H237V113H238ZM2 113H1V114H2ZM13 113H14V112H13ZM15 113H16V112H15ZM19 113H20V112H19ZM23 113H24V112H23ZM27 113H28V112H27ZM30 113H31V112H30ZM37 113H36V114H37ZM39 113H38V114H39ZM63 113L65 114V112H63ZM71 113H73V112H71ZM83 113H82V115H83ZM88 113H89V112H88ZM90 113H91V112H90ZM127 113H128V112H127ZM127 113H126V114H127ZM133 113H134V111H133ZM133 113H132V114H133ZM191 113H193V112H191ZM217 113H218V112H217ZM221 113H223V112H221ZM4 114H5V113H4ZM10 114H12V113H10ZM10 114H9V118L11 117ZM16 114H17V113H16ZM16 114H14V115H16ZM43 114H44V113H43ZM49 114H47V115H49ZM52 114H53V113H52ZM60 114H61V113H60ZM77 114H79V113H77ZM116 114H117V113H116ZM122 114H124V113L122 112ZM128 114H129V113H128ZM150 114H151V113H150ZM160 114H161V112L159 111V115H160ZM163 114H164V113H163ZM185 114H187L188 116H190V115H189L190 112H189V113H185ZM185 114H184V117H186ZM204 114H205V113H204ZM204 114H202V115H204ZM207 114H208V113H207ZM232 114L235 115L236 113H235V112H234V113L231 112L229 116L231 117ZM239 114H238V115H239ZM245 114H246V113H245ZM248 114L250 115V114H254V113H251V112H250V113H248ZM256 114H257V113H256ZM258 114H260V112H259ZM258 114H257V115H258ZM262 114H263V112H262ZM6 115H4V117H6ZM12 115H13V114H12ZM19 115H20V114H19ZM19 115H17V116H19ZM22 115H23V114H22ZM28 115H30V114H28ZM31 115H32V114H31ZM33 115H34V113H33ZM74 115H76V114H74ZM94 115H96V114L94 113ZM101 115L103 116V113H102ZM110 115H113V114H110ZM118 115H120V114H118ZM130 115H131V113H130ZM130 115H129V116H130ZM137 115H138V114H137ZM140 115H141V114H140ZM156 115H157V114H156ZM170 115H172V113H171ZM181 115H183V114H181ZM181 115H180V116H181ZM215 115H216V114H215ZM217 115L219 116L220 114H217ZM233 115H232V117H233ZM242 115H243V114H242ZM254 115H255V114H254ZM254 115H250V116H248L246 120H248L249 117L251 118V116H252V118H253ZM257 115H255V116L257 117ZM17 116H16V117H17ZM20 116H21V115H20ZM38 116H40V114H39ZM55 116H56V115H55ZM55 116H54V118H55ZM62 116L65 117L63 114H62ZM62 116H61V117H62ZM71 116H72V115H71ZM71 116H69V117L71 118ZM79 116H81V115H79ZM85 116H86V115H85ZM88 116H89V115H88ZM88 116H87V117H88ZM97 116H98V115H97ZM122 116H124V115H122ZM125 116H126V115H125ZM141 116H145V114H144V115H141ZM193 116H194V115H193ZM226 116H227V115H226ZM259 116H260V115H259ZM262 116H263V115H262ZM2 117H3V116H2ZM7 117H8V116H7ZM21 117H22V116H21ZM41 117H42V116H41ZM44 117H47V116L44 115ZM50 117H52V116L50 115ZM61 117H60V118H57V117H56V118H57L58 121H59V119H63V117H62V118H61ZM66 117H68V116H66ZM72 117H73V116H72ZM118 117H119V116H118ZM132 117H133V116H132ZM156 117H157V116H156ZM156 117H154V118H156ZM159 117L161 118L162 116L160 115ZM159 117H158V118H159ZM163 117H166V116H163ZM172 117H173V116H172ZM172 117H170V119H169L170 121L173 120ZM178 117H179V116H178ZM190 117H191V116H190ZM195 117H196V116H195ZM197 117H198V116H197ZM197 117H196V118H197ZM219 117H220V116H219ZM221 117H222V116H221ZM221 117H220V118H221ZM256 117H255V118H256ZM12 118H14V116H13ZM19 118H20V117H19ZM19 118H18V119H19ZM36 118H38V117H36ZM48 118H49V117H48ZM48 118H47V121H48L49 123L47 124V122H44V123L47 124V125L50 124V121L48 120ZM100 118H103V117H100ZM135 118H138V117H135ZM139 118H141V117H139ZM146 118H147V117H146ZM146 118H145V120H146ZM181 118H183V116H182ZM188 118H189V117H188ZM196 118H195V119H196ZM209 118H210V117H209ZM209 118H208V119H209ZM215 118H216L215 116H214V119H213V117H212V121L214 120V121L217 123V119H218V118H216V120H215ZM250 118H249V119H250ZM255 118H254V120H253V119H252V120H253V121H256L257 118H256V119H255ZM263 118H264V117H263ZM5 119L7 120V118H5ZM14 119H15V118H14ZM20 119H21V118H20ZM20 119H19V120H20ZM29 119H30V122H28V124H29V123L31 124V117H29ZM39 119H41V118H39ZM66 119H67V118H66ZM68 119H69V118H68ZM73 119H74V117H73ZM73 119L71 118V119H69L68 121L70 122V120H73ZM80 119H84V117H83V118L81 117ZM93 119H94V118H93ZM132 119H133V118H132ZM147 119H149V117H148ZM162 119H163V118H162ZM162 119L160 120L161 122H162ZM164 119L167 120L166 118H164ZM191 119H192V118H191ZM222 119H223V117H222ZM222 119H221V120H222ZM243 119H244V117H243ZM260 119H262V118L260 117L259 120H260ZM0 120H1V118H0ZM2 120H4V119H2ZM43 120H44V119H43ZM84 120H85V119H84ZM94 120H95V119H94ZM103 120H106V118L103 119ZM165 120H164L163 122L167 123V126H168V124H169L168 122H170V121L166 122ZM193 120H194V118H193ZM209 120H210V119H209ZM223 120H224V119H223ZM246 120H244V121H246ZM8 121L11 122L12 120H11V119H10V120L8 119ZM17 121H18V120H17ZM58 121H57V122H58ZM68 121H67V122H68ZM96 121H98V119H97ZM101 121H102V120H100V122H101ZM114 121L117 122V121H121V120H118V119H117V120H114ZM139 121H140V120H138V119L132 120V123H129V126H132V125H130V124H133V122H134V123H135V129H134L135 131H137V130L142 131L141 129L144 130V128H145L144 125L146 126V124H147L146 121H145L146 124H144V125L141 124V123H139ZM143 121H144V120H143ZM148 121H149V120H148ZM179 121H180V118H179ZM187 121H188V120H187ZM189 121H190V120H189ZM191 121H192V120H191ZM194 121H195V120H194ZM194 121H193L192 123H194ZM196 121H197V120H196ZM210 121H211V120H210ZM218 121H220V120H218ZM225 121H226V120H225ZM249 121H251V120H249ZM253 121H252V122H253ZM260 121H262V120H260ZM260 121H259V123H260ZM263 121H264V120H263ZM263 121H262V123H264ZM2 122H3V121H2ZM4 122H5V121H4ZM4 122H3V123H4ZM6 122H7V121H6ZM6 122H5V124H6ZM12 122H13V121H12ZM42 122H43V121H42ZM42 122H41V123H42ZM52 122H53V121H52ZM69 122H68V123H69ZM71 122H72V121H71ZM73 122H74V121H73ZM73 122H72L71 124L69 123L70 126L73 124ZM76 122H77V121H76ZM76 122H75V123H76ZM78 122H79V121H78ZM82 122H83V121H82ZM107 122H108V121H107ZM130 122H131V121H130ZM183 122H185V121H183ZM241 122H242V124H244L243 121H241ZM247 122H248V121H246L245 123H247ZM18 123H19V121H18ZM37 123H38V122H37ZM39 123H40V122H39ZM44 123H43V125L46 126ZM54 123L57 124L56 122H53V124H51V125H54ZM64 123H65V122H64ZM93 123H94V122H93ZM95 123H96V122H95ZM98 123H99V121H98ZM103 123H104V121H103ZM111 123H112V122H111ZM113 123H114V122H113ZM113 123H112V124H113ZM225 123H226V122H225ZM248 123L250 124L251 122H248ZM12 124H13V123H12ZM14 124H15V125L17 124L16 120H15V123H14ZM21 124H22V123H20V125H21ZM80 124H81V123H80ZM96 124H97V123H96ZM100 124H101V123H100ZM100 124H97V127H98V125H99V128H101L102 125H104V124H102L101 127H100ZM106 124H108V123H106ZM109 124H110V123H109ZM120 124H122V126H119ZM120 124H119V125L117 124V125L119 126V128L121 129V131H120V132H119V130H117V131H118V133H119L121 136H122V135L125 136V139H124L123 137H122V138H123L122 140L120 139L121 141H119V145H120L119 148H121V147H126V148L130 151V155H132V156L135 158V160H134V161H135V163H134V166H135V167H136V165H137V162H136V161H138V159H140L142 162H143V161H147V160H149V159L152 157V155L154 154V152H155L154 150H156V149H153L152 146H147V144L145 143L146 141H143L142 143H139V144L134 145V142L137 141L136 139L138 138L137 136H135V134H136L135 131L133 130L135 134H134L133 132H131V131L129 132L130 129L128 130V126H127L128 122H127V124H125V123L123 124L122 122H121ZM156 124H157V123H156ZM158 124H161V123L158 122ZM185 124H188V123L186 122ZM189 124H191V122H189ZM209 124H212V123H208V122H207V125H209ZM214 124H215V123H214ZM240 124H241V123H240ZM249 124H247V125H249ZM253 124H254V122H253ZM255 124H257V123H255ZM2 125H3V124H2ZM2 125H1V126H2ZM9 125H10V123H9ZM9 125H8V127H11V128L13 127V126H11V125L9 126ZM24 125H25V124H24ZM26 125H27V124H26ZM26 125H25V126H26ZM89 125H90V124H89ZM93 125H94V124H92L91 126L94 127L95 125H94V126H93ZM180 125H181V124H180ZM196 125H197V124H196ZM238 125H239V124H238ZM257 125H258V124H257ZM259 125H261V124H259ZM1 126H0V128H2ZM39 126H41V124H40ZM39 126L37 125V127H39ZM55 126H56V125H54V127H55ZM63 126H64V124H63ZM76 126H77V125H76ZM81 126H83V125H81ZM84 126H85V125H84ZM104 126H105V125H104ZM113 126H115V125L113 124ZM133 126H134V125H133ZM133 126H132L131 128H133ZM167 126H166V127H167ZM170 126H171V124H170ZM242 126H243V125H242ZM250 126H251V125H250ZM250 126H248V127H250ZM252 126H254V125H252ZM4 127H5V130H6V129H7V128H6V125L3 126V130H4ZM31 127H32V129H34V128H35V125H34V128H33V126H31ZM37 127H36V128H37ZM54 127L51 126V128H54ZM58 127H59V124H58ZM73 127H74V126H73ZM86 127H87V126H86ZM88 127H89V126H88ZM88 127H87V128H88ZM97 127H95V129H94V128H92V129L90 128V129H91L90 131H92V130H95V131H96V128H97ZM110 127H112V126H110ZM146 127H147V126H146ZM206 127H207V126H206ZM244 127H246L245 124H244ZM11 128H9L10 131H12V132L14 133V130H11ZM25 128H26V127H25ZM25 128H24V129H25ZM28 128H29V127H28ZM46 128H48V126H46ZM49 128H50V126H49ZM51 128H50V129H51ZM56 128H57V127H56ZM60 128L62 129L63 127L60 126ZM65 128H68L67 126L64 127V130H68V129H65ZM71 128H72V126H71ZM116 128H117V126H116ZM129 128H130V127H129ZM148 128H149V126H148ZM164 128H165V126H164ZM168 128H169V127H168ZM173 128H174V127H173ZM173 128H172L171 130H173ZM246 128H247V127H246ZM252 128H253V127H252ZM254 128H255V127H254ZM259 128H260V127H259ZM15 129H17V127H16ZM50 129H49V133H50V131H51ZM73 129H74V128H73ZM80 129H81V128H80ZM102 129H103V128H102ZM20 130H21V128H20ZM35 130H36V129H35ZM37 130L39 131V129H37ZM43 130H45L44 127H43ZM46 130H47V129H46ZM76 130H77V128H76ZM76 130H75V131H76ZM82 130H83V129H82ZM99 130H100V129H99ZM99 130H98V131H99ZM145 130H147V129L145 128ZM149 130H150V128H149ZM149 130H147V132H148ZM167 130H168V129H167ZM247 130H248V129H247ZM249 130H250V129H249ZM256 130H257V129H256ZM256 130H255V131H256ZM261 130L263 131V129H261ZM7 131H8V130H6V132H7ZM16 131H17V130H16ZM58 131H60V130H58ZM68 131H69V130H68ZM68 131H66V132L68 133ZM70 131L72 132V130H70ZM86 131H87V130H86ZM86 131H85V132H86ZM88 131H89V130H88ZM88 131H87L86 133H90V131H89V132H88ZM95 131H94V132H95ZM98 131H97V134L102 135L101 132L98 133ZM117 131H116V132H117ZM140 131H139V135H140ZM163 131H164V129H163ZM253 131H254V130H253ZM262 131H259V132H262ZM4 132H5V131H4ZM4 132H2V133H4ZM33 132H34V131H33ZM33 132H32V133H33ZM46 132H47V131H46ZM46 132H45V134H46ZM62 132H64V131L62 130ZM71 132H70V134H71ZM77 132H78V131H77ZM109 132H110V131H109ZM137 132H138V131H137ZM144 132L146 133V131H144ZM156 132H157V131H156ZM160 132H161V131H160ZM166 132H167V131H166ZM169 132H171V131H170V128H169ZM0 133H1V130H0ZM2 133H1V137H3V136H2ZM10 133H11V132H9V134H10ZM49 133L47 134V136L50 135V134L53 133V132L51 131V133H50V134H49ZM59 133H60V132H59ZM75 133H76V132H75ZM118 133H117V134H118ZM145 133H143V135H144ZM148 133H149V132H148ZM153 133H154V132H153ZM153 133L151 132V134H153ZM4 134H5V133H4ZM19 134H20V132H19ZM24 134H25V133H24ZM24 134H23V135H24ZM30 134H31V133H30ZM30 134H29V135H30ZM35 134H36V133H35ZM43 134H44V132H43ZM43 134H42V135H43ZM55 134H56V133H55ZM61 134L64 135L65 133H61ZM91 134H93V133L91 132ZM91 134H90V135H91ZM94 134H96V132H95ZM94 134H93V135H94ZM137 134H138V133H137ZM149 134H150V133H149ZM157 134H158V133H157ZM157 134H156V135H157ZM162 134H164V136L166 137L165 133L162 132ZM201 134H202V133H201ZM255 134H256V133H255ZM23 135H21L22 138H23ZM27 135H28V133H27ZM27 135H25V136H27ZM31 135H32V134H31ZM37 135L39 136V135H41V133H40V134H37ZM58 135H60V134H58ZM72 135H73V134H72ZM72 135H70V136H72ZM80 135H81V134H80ZM80 135H78V136L80 137ZM88 135H89V134H88ZM90 135H89V136H90ZM106 135H107V134H106ZM115 135H116V134H115ZM143 135H142V136H143ZM260 135H261V133H260ZM260 135H259V136H260ZM263 135H264V134L262 133V136H263ZM4 136H5V135H4ZM21 136L19 135V137H21ZM32 136H33V135H32ZM32 136H31V137H32ZM35 136H36V135L33 136L34 139H35ZM38 136H37V137H38ZM43 136H44V135H43ZM47 136H46V137H47ZM52 136H54V134H52ZM52 136L50 135L51 138H52ZM65 136H66V134H65L64 136H62V138L65 137ZM76 136H77V135H76ZM78 136H77V137H78ZM82 136H83V134H82ZM94 136H95V135H94ZM94 136L91 135L90 137H94ZM96 136H97V135H96ZM107 136H108V135H107ZM113 136H114V135H113ZM113 136H112V134H111V136H109V137H113ZM146 136H148V135H146ZM150 136H152V135H150ZM157 136H158V135H157ZM157 136H156V137H157ZM255 136H256V135H255ZM10 137L13 138L12 135H10ZM40 137H41V136H40ZM48 137H49V136H48ZM60 137H61V136H60ZM72 137H73V136H72ZM77 137H76V138H77ZM79 137H78V138H79ZM85 137H86V136H85ZM114 137H115V136H114ZM114 137H113V138H114ZM165 137H164V138H165ZM256 137H257V136H256ZM44 138H45V136H44ZM62 138H61V139H62ZM73 138H75V137H73ZM82 138H83V137H82ZM96 138H97V137H96ZM115 138H119V137H115ZM154 138H155V135H154ZM158 138H159V137H158ZM218 138H219V137H218ZM257 138H258V137H257ZM262 138H263L262 142H261V140H260L261 138L259 139L260 141L258 140V142H261V144H260V143H256V146H257V144H259L260 146H261V145H264V136H263ZM8 139H9V137H8ZM15 139H17V138H15ZM18 139H19V138H18ZM18 139H17V141H16V140H15V141L18 142L21 138H20L19 140H18ZM52 139H55V138H52ZM105 139H106V138H105ZM159 139H160V138H159ZM162 139H163V137H162ZM162 139H161V141H164V140H165V141H168L167 138H165L164 140H162ZM170 139H172V138H169V140H170ZM191 139H192V138H191ZM202 139H204V138H202ZM202 139H201V140H202ZM212 139H214V138H212ZM215 139H216V137H215ZM222 139H223V138H222ZM222 139L219 140V141H220V142H221V141L224 142L225 139H223V140H222ZM228 139H229V138H228ZM253 139H254V138H253ZM13 140H14V139H13ZM13 140H12L11 142H14ZM21 140L23 141V139H21ZM35 140H36V139H35ZM79 140H80V139H79ZM82 140H83V142H82L81 140H80V142H81V143H84V142H85L84 139H82ZM123 140H124V141H123ZM150 140H151V139H150ZM172 140H173V139H172ZM217 140H218V139H217ZM2 141H3V140H2ZM6 141H7V140H5V142H6ZM24 141H25V139H24ZM24 141H23V142H24ZM41 141H42V140H41ZM45 141H47V140H45ZM106 141H108V140H106ZM176 141H177V140H176ZM209 141H210V139L208 140V142H209ZM219 141H217V143H218ZM252 141H253V140H252ZM7 142H8V141H7ZM9 142H10V140H9ZM9 142H8V143H9ZM19 142H20V141H19ZM23 142H22V143H23ZM30 142H31V141H30ZM35 142H36V141H35ZM47 142H48V141H47ZM51 142H53V141H51ZM51 142H50V143H51ZM55 142H56V141H55ZM67 142H68V140H67ZM80 142H79V143H80ZM152 142H153V141H152ZM170 142H171V141H170ZM170 142H169V143H170ZM173 142L176 143L175 141H173ZM223 142H222V143H223ZM225 142H226V141H225ZM234 142H235V141H234ZM255 142H256V141H255ZM8 143H7V144H8ZM24 143H27V142H24ZM42 143H43V142H41V143H39V144H41V146H42V145H43ZM56 143H57V142H56ZM59 143H60V142H59ZM74 143H75V142H74ZM109 143H110V142H109ZM117 143H118V142H117ZM117 143L115 142V146H116ZM161 143H162V142H161ZM198 143H199V142H198ZM229 143H230V141L228 140V141H227V145H228ZM235 143H236V142H235ZM235 143H231V144H230L231 146H229V147L231 148V147L233 146L232 144H235ZM3 144H5V143H3ZM7 144H6V145H7ZM28 144H29V143H28ZM28 144H27V145H28ZM47 144H48V143H46V145H47ZM65 144H66V143H65ZM69 144H70V143H69ZM69 144H68V147H69V148H72L71 146H69ZM77 144H78V143H77ZM84 144H86V142H85ZM88 144H89V143H88ZM111 144H113V143H111ZM211 144H213V143H211ZM238 144H240V142L237 143L236 146H237ZM251 144H253V143H250V145H251ZM19 145H20V144H19ZM23 145H24V144H23ZM35 145L38 146L36 143H35ZM59 145H60V144H58V146H59ZM61 145H63V144H61ZM78 145H79V144H78ZM78 145H77V147L79 148L80 145H79V146H78ZM208 145H210V143H209V144L207 143V146H205V147H206V148L210 147V146H208ZM215 145H216V144H215ZM217 145H218V144H217ZM220 145H221V147H223L222 144H220ZM223 145H224V143H223ZM241 145H242V144H241ZM250 145H248V146H250ZM8 146H9V145H8ZM8 146H7V147H8ZM12 146H13V145H12ZM15 146H17V145H15ZM20 146H22V145H20ZM20 146H19V148H20ZM25 146H26V145H25ZM36 146H34V147H36ZM41 146H40V147H41ZM56 146H57V145H55V144H48V146H47V147L45 146V148H43V149H42V147H41V149H35V148L30 149L31 152H30L29 154L27 153V154H28V155L26 154L27 156L24 154V155L26 156V157H24V160H25V161L27 160L28 163L31 162L30 167H29V165L27 164L28 166H26V167H28V169H27L26 171H27V172H30V173L33 175L34 178H36V179H39V178H40L42 181H45V182H46V183L44 182L45 184L50 183L51 181L54 180V178H57V179H58V177L61 176V175H60L61 173H60V174H55V173H56V170H59V168H58V169H54L53 166H52L51 168H48V169H47V168H46V165H47V164H46V163H43V162H41V163H43V165L45 164L44 167H45L46 169H44V170L41 169L40 167H41L42 164L39 162V160H38V156H39V157L41 156L42 158L45 157V155L42 156V154H43L45 151H48V150H50L51 152H52V151L57 152V150H58V151H62V147H56ZM72 146H73V145H72ZM81 146H82V145H81ZM88 146L90 147V145H88ZM103 146H105V145H103ZM212 146H213V145H212ZM218 146H219V145H218ZM224 146H225V145H224ZM234 146H235V145H234ZM238 146H239V145H238ZM10 147H11V143H10ZM31 147H32V146H31ZM31 147H30V148H31ZM38 147H39V146H38ZM38 147H37V148H38ZM68 147H67V144H66L65 148L63 147V149H64V150H65V149H68ZM75 147H76V146H75ZM91 147H94V146H91ZM113 147H114V146H113ZM167 147H168V146H167ZM214 147H215V146H214ZM229 147H228V148H229ZM254 147H255V146H253V148H254ZM13 148H15V147L13 146ZM16 148L19 149L18 147H16ZM27 148H28V147H27ZM109 148H111V147H109ZM114 148H115V147H114ZM154 148H156V147H154ZM211 148H212V147H211ZM215 148L217 149V151L220 150L219 148H217V146H216ZM225 148H226V146H225ZM225 148H224V149H225ZM228 148H227V150H226V149H225V150L223 149V150H224L223 152H224V153H227L226 151H228ZM262 148H264V146H263ZM5 149L7 150L8 148H5ZM23 149H26V148H23ZM55 149H56V150H55ZM92 149H94V148H92ZM161 149H162V148H161ZM218 149H219V150H218ZM234 149H235V147H234ZM234 149H233V150H234ZM256 149H257V148H256ZM84 150H85V149H84ZM84 150H82V151H84ZM98 150H100V149H98ZM98 150H96V151H98ZM104 150H108V149H103L102 151H104ZM118 150H119V149H117V151H118ZM164 150H166V148H164ZM167 150H168V149H167ZM179 150H180V149H179ZM258 150H260V148L257 149V151H258ZM8 151H10V150H7V153H8ZM27 151H28V150H27ZM82 151H81L79 154H81ZM90 151H91V150H90ZM96 151H95V152H96ZM120 151H121V150H120ZM120 151H119V152H120ZM175 151H176V150H175ZM212 151H213V150H212ZM212 151H210V152H211V153H215V152H216V154H218V152H217L216 150H215V152H212ZM221 151H222V150H221ZM229 151H231V150H229ZM229 151H228V152H229ZM262 151H263V149H262ZM262 151L258 152V153H261V156H262ZM14 152H15V151H14ZM16 152H17V151H16ZM48 152H49V151H48ZM48 152H47V154H48ZM51 152H50V153H51ZM62 152H63V151H62ZM62 152H61V153H62ZM87 152H89V151H87ZM93 152H94V151H93ZM99 152H100V151H99ZM99 152H98V153H99ZM112 152H113V151H112ZM156 152H157V151H156ZM163 152H164V151H163ZM2 153H3V152H2ZM57 153H58V152H57ZM59 153H60V152H59ZM71 153H72V152H71ZM113 153H114V152H113ZM115 153H116V152H115ZM120 153H122V152H120ZM181 153H182V152H181ZM205 153H206V151H205ZM208 153H209V151H208ZM8 154H9V153H8ZM8 154H7V155H8ZM19 154H20V153H19ZM19 154H18V155H19ZM45 154H46V153H45ZM62 154H63V153H62ZM72 154H73V153H72ZM77 154H78V153H76V155H73V156H77ZM83 154H84V153H82V155H83ZM91 154H92V153H91ZM91 154H90V155H91ZM102 154H103V153H102ZM104 154H105V153H104ZM118 154H119V153H118ZM118 154H117V155H118ZM189 154H190V153H189ZM189 154H188V155H189ZM199 154H200V153H199ZM199 154H198V155H199ZM219 154H220V152H219ZM221 154H222V152H221ZM263 154H264V153H263ZM14 155H15V154H14ZM24 155H22V156H24ZM85 155H88V154H85ZM90 155H89V157H90ZM97 155H98V154H97ZM97 155H94V156H95V159H96ZM108 155H109V154H108ZM168 155H169V154H168ZM174 155H175V153H174ZM188 155H187V156H188ZM214 155H215V154H214ZM228 155H229V154H228ZM231 155L233 156V154H231ZM244 155H245V156H244ZM244 155H243V156H244L245 158H246V155H247L248 158H250V157L248 156V154H244ZM249 155H250V154H249ZM8 156H9V155H8ZM12 156H13V155H12ZM16 156H17V155H16ZM16 156H15V157H16ZM60 156H61V154H60ZM67 156H68V155H67ZM78 156H79V155H78ZM94 156H93V157H94ZM101 156H102V155H101ZM106 156H107V155H106ZM106 156L103 155L101 158H107ZM119 156H120V154H119ZM122 156H124V155H122ZM175 156H176V155H175ZM192 156H193V155H192ZM205 156H208V157H209V155H205ZM212 156H213V155H212ZM224 156H225V154H224ZM224 156H223V158H224ZM61 157H62V156H61ZM61 157H60L59 159H61ZM80 157H81V156H80ZM85 157L88 158L87 156H85ZM98 157H99V156H98ZM109 157H110V156H109ZM125 157H126V156H125ZM127 157H129V156H127ZM133 157H132V158H133ZM195 157H196V156H195ZM208 157H207V158H208ZM210 157H211V156H210ZM214 157H215V158H213V157H212V158H213V159H216V158H217L216 155H215ZM220 157H222V156L220 155ZM225 157H226V156H225ZM229 157H231V156H229ZM229 157H227V158H229ZM2 158H3V156H2ZM62 158H63V157H62ZM101 158L99 157V158H98V161H99V159L102 160ZM134 158H133V159H134ZM186 158H187V157H186ZM196 158H198V157H196ZM248 158H247V159H248ZM261 158H262V157H261ZM18 159H19V158H18ZM21 159L23 160V158H21ZM21 159H20V160H21ZM39 159H40V158H39ZM78 159H80V158L78 157ZM91 159H92V157H91ZM109 159H110V158H109ZM111 159H113V158H111ZM136 159H137V160H136ZM194 159H195V158H194ZM198 159H199V158H198ZM198 159H197V160H198ZM242 159H244V158H242ZM259 159H260V157H259ZM2 160H3V159H2ZM4 160H5V159H4ZM11 160H12V158H11ZM16 160H17V159H16ZM22 160H21V161H22ZM24 160H23V161H24ZM40 160H43V159H40ZM62 160H63V159H62ZM81 160H82V159H81ZM103 160H104V159H103ZM114 160H116V159H114ZM114 160H113L112 162H115ZM120 160H121V159H120ZM120 160H119V161H120ZM127 160H128V159H127ZM129 160L132 161L131 158H129ZM170 160H171V159H170ZM172 160H173V159H172ZM172 160H171V162H173ZM182 160H183V158H182ZM190 160H191V159H190ZM195 160H196V159H195ZM202 160H204V159H202ZM205 160H206V159H205ZM205 160H204V161H205ZM211 160H212V159H211ZM229 160H231V159H229ZM262 160H263V158H262ZM27 161H26V162H27ZM44 161L47 162L46 158H44ZM87 161H88V159H87ZM87 161H85V162L87 163ZM98 161H97V162H98ZM104 161H105L104 163L101 161L102 164H101L100 166H103V164L107 163L108 160H107V161L104 160ZM116 161H117V160H116ZM119 161H117V162H119ZM134 161H133V162H134ZM156 161H157V160H156ZM208 161H210V160H208ZM221 161H222V160H221ZM223 161H224V160H223ZM250 161H251V158H250ZM250 161H249V162H250ZM259 161H260L261 163L263 162V164H264V160H263V161L259 160ZM94 162H95V160H94ZM97 162H96V163H97ZM101 162H100V163H101ZM157 162H158V161H157ZM181 162H182V161H181ZM194 162H195V161H194ZM200 162H201V161H200ZM212 162H214V161H212ZM216 162H217V161H216ZM227 162H228V161H227ZM227 162H226V163H227ZM255 162H257V161H255ZM6 163H7V162H6ZM14 163H15V160H14L13 164H14ZM83 163H84V162H83ZM86 163H85V164H86ZM122 163H123V162H122ZM126 163H127V161H126ZM205 163H206V161H205L203 164H204V165H207L208 162H207L206 164H205ZM217 163H222V162H219V159H218V162H217ZM251 163H252V161L250 162V164H251ZM8 164H10V163H8ZM18 164H19V163H18ZM22 164H24V163H22ZM25 164H26V163H25ZM92 164H93V163H92ZM107 164H108V163H107ZM107 164H106V165H107ZM135 164H136V165H135ZM138 164H139V161H138ZM166 164H167V163H166ZM168 164H169V163H168ZM177 164H178V163H177ZM192 164H193V163H192ZM195 164H197V163H195ZM208 164H211V162L208 163ZM213 164H214V165H217L216 163H213ZM213 164H211V165L214 166ZM4 165H5V163H4ZM93 165H94V164H93ZM95 165H96V164H95ZM97 165L99 166V164H97ZM121 165H122V164H121ZM121 165H120V166H121ZM128 165H129V164H128ZM128 165H126V166L128 167ZM130 165H133V163H131ZM130 165H129V166H130ZM141 165H142V164H141ZM146 165L148 166V164H146ZM204 165H203L202 167H203V168H206L207 166L205 167ZM251 165H252V164H251ZM19 166H20V165H19ZM107 166H110V164L107 165ZM116 166H119V165H116ZM126 166H125V167H126ZM170 166H171V165H170ZM195 166H196V165H195ZM199 166H201V163H200L199 165L197 164L196 167L198 168ZM209 166H210V165H209ZM209 166H208V167H209ZM239 166H240V165H239ZM255 166H256V165H255ZM7 167L9 168L8 165H7ZM11 167H12V166H11ZM11 167H10V168H11ZM15 167H17V166H15ZM47 167H48V166H47ZM89 167H90V166H89ZM93 167H94V166H93ZM95 167H96V166H95ZM103 167H106V166H103ZM127 167H126V168H127ZM130 167H132V166H130ZM142 167H143V166H142ZM142 167H141V168H142ZM158 167H159V166H157V168H158ZM222 167H223V166H221V168H222ZM240 167H243V166H240ZM24 168H25V167H24ZM97 168H98V167H97ZM97 168H96V169H97ZM120 168H121V167H120ZM128 168H129V167H128ZM128 168H127V169H128ZM170 168H171V167H170ZM197 168H196L195 170L198 171L199 169H197ZM203 168H202V170H203ZM210 168H211V167H210ZM210 168L208 169V171H209V170H212V169H210ZM212 168H213V167H212ZM214 168H215V170H216L217 167H214ZM14 169H15V168H14ZM20 169H21V168H20ZM53 169L55 170V173L53 172V171H54ZM64 169H65V168H64ZM110 169H111V168H110ZM113 169H114V167H112V170H113ZM118 169H119V167H118ZM144 169L146 170V173H147V169H149V167H147V169H146V168H144ZM144 169H143V171H145ZM155 169H156V168H155ZM155 169H154V170H155ZM158 169H159V168H158ZM158 169H157V170H158ZM193 169H194V168H193ZM200 169H201V168H200ZM218 169H219V167H218ZM218 169L216 170V172L218 171ZM237 169H238V166H237ZM244 169H245V168H244ZM255 169H256V168H255ZM4 170H6V169H3V171H4ZM23 170H24V169H22V171L20 170L21 172H20L19 170H18V171H19L20 173H22ZM41 170H42V171H41ZM94 170H95V169H93V172H94V173H92V171H91V173L89 172L88 175L92 174L93 176H96L95 178L93 177L94 179H96L97 177H100V178H99L98 180H95V181H94V179H93V180H92L93 182H91L90 185H89V183H88V185H87L86 187H84V188H75V187H74L75 185H74V186H70V187H68V188H62V189H61L59 195H60L62 198H65V200L68 201V205H67L66 207H65V205H64V207H65V208H64V207L61 205V203H63V202L61 201V203H60L58 206H59V207L62 206V207L64 208V210H63V212H62L61 210H62L63 208H61V207H60V208H59V207H56L55 209H56L58 212H57V211H56V212L53 211V212H54V214H55V213L58 214V216L55 215V217H57V218H54V220L56 219V220H57L56 222H58V223L60 222L59 224H62V225L66 224V223H69V224H71V225H70L69 228H68V224H66V225H64V226H61V227H63V229H62V231H61L60 233L57 232V230H55V231L58 233V235H56V236H60V238L63 237L64 240H65V239L67 240V238L64 237V236L68 235L67 237H68L69 239L74 240V242H77V241H75V240H78V243H79V240H81V241H85V238H86V237L83 236V237H84V238H83V237H80V236H79L80 238L77 239V238H74L75 235H74L73 237H71V235L73 234V232H75L74 230H77V228H78V227L76 226V224H78L80 221H82V222L84 221V219H85V214H86V213H90V214H91V217H93L92 220H93L94 222H96V221H100V225H102V223H105V222H104L105 220H112L114 217L120 215V209H121L120 206L117 205V204H113V201H112V204H111V205H106V202L104 201V198L106 197V196H104V194L106 193V191L103 192L104 194L101 193V192L103 191V190H102L103 188L105 189V187H110V188H111L110 191H112V193H113L114 191H117V189H119V190L121 191V193H123L122 195H120V196L118 197V198H120V197H122L124 194H128V193H126L125 190H124V188H127V187H126V182H125V183L123 182L124 184H121V183H120V184H121V187H122V185L125 186V187H123V189H122V188L120 187V184H119V182L123 181L122 179H121V181H119V179H120L121 177H118V180L115 181L116 179L113 180V177L111 178V176H112V175H111V172H106V173L102 172V174H101L100 171H97V170L94 171ZM98 170H101V171H102L101 167H100V169L98 168ZM112 170H111V171H112ZM115 170H117V169H114V172H115ZM120 170L122 171L123 169H120ZM139 170H140V169H139ZM157 170H156V171H157ZM168 170H169V169H168ZM202 170H200V171L203 172ZM206 170H207V169H206ZM206 170H205L204 172H207ZM215 170H213V171H215ZM3 171H2V172H3ZM6 171H7V170H6ZM8 171H9V170H8ZM66 171H70V170H69V169H67V170L65 169L63 172H66ZM104 171H105V170H104ZM108 171H109V170H108ZM124 171H125V170H124ZM131 171H132V170H131ZM156 171H154V172H156ZM200 171H199V172H200ZM219 171H220V170H219ZM219 171L217 172V174L219 173ZM222 171L224 172V170H222ZM246 171H247V170H246ZM2 172H1V173H2ZM10 172H11V170H10ZM24 172H25V170H24ZM58 172H62V171L59 170ZM71 172H72V171H71ZM135 172H137V170H136ZM140 172H141V170H140ZM140 172H139V173H140ZM154 172H153V173H154ZM169 172H170V171H169ZM171 172H172V171H171ZM171 172H170V173H171ZM204 172H203V173H204ZM257 172H258V171H257ZM4 173H5L4 175L7 177L8 175H6V173H8V172H4ZM66 173H67V172H66ZM78 173H80V172H78ZM130 173H131V172H130ZM137 173H138V172H137ZM165 173H166V172H165ZM183 173H184V172H183ZM211 173H212V172H211ZM245 173H246V172H245ZM254 173H255V172H253V174H254ZM258 173H262V172H258ZM2 174H3V173H2ZM11 174H13V172H12ZM16 174H17V173H16ZM72 174H73V173H72ZM80 174H81V175H84V172H83V173H80ZM80 174H79L78 176H80ZM112 174H113V173H112ZM132 174H134V173L132 172ZM144 174H145V172H144ZM144 174H143V175H144ZM147 174H149V173H147ZM155 174H156V173H155ZM167 174H168V173H167ZM171 174H173V173H171ZM196 174H197V173H196ZM208 174H209V172H208ZM214 174H215V173H214ZM217 174H216V176H217ZM238 174H240V173H237V175H238ZM242 174H243V173H242ZM246 174H247V173H246ZM253 174H251L250 172H248V175H249V177H250V175H251V178L254 176ZM263 174H264V173H262V175H263ZM9 175H10V174H9ZM21 175H22V174H21ZM23 175H24V174H23ZM23 175H22V176H23ZM27 175H28V174H27ZM29 175H30V174H29ZM66 175H67V174H66ZM66 175L63 173V175H62V176H64V177H62L63 180H59V181H58V184H59L61 181H63V182H65V181L68 182V181H69V182H70V179H71L72 177L70 178V177H68V176H66ZM73 175H74V174H73ZM85 175H86V174H85ZM115 175H116V174H115ZM124 175H125V174H124ZM127 175H129V174L127 173ZM136 175L138 176V174H136ZM139 175H140V174H139ZM145 175H146V174H145ZM149 175H151V173H150ZM165 175H166V174H165ZM165 175H164V176H165ZM182 175H183V174H182ZM205 175H206V174H205ZM252 175H253V176H252ZM255 175H256V173H255ZM258 175H259V174H257L256 177H258ZM260 175H261V174H260ZM260 175H259V176H260ZM22 176H19V178L22 177ZM75 176H76V175H75ZM118 176H119V175H118ZM122 176H123V175H122ZM132 176L135 177V174L132 175ZM137 176H136V177H137ZM146 176H147V175H146ZM152 176H153V175H152ZM152 176H151V177H152ZM171 176L175 177L174 175H171ZM207 176H208V175H207ZM209 176H210V175H209ZM209 176H208V177H209ZM245 176H246V175H244V177H245ZM263 176H264V175H263ZM6 177H5V178H6ZM14 177H15V175H14ZM25 177H29V178H30L31 176H25ZM76 177H77V176H76ZM81 177H82V176H81ZM134 177H133V178H134ZM136 177H135V179H136ZM140 177H142V176L140 175L138 178H140ZM151 177H148V180H149V178H151ZM153 177H154V176H153ZM162 177H163V176H162ZM168 177H169V176H168ZM184 177H185V176H184ZM186 177H187V176H186ZM230 177L235 178V176H233V175L230 176ZM238 177H240V176H238ZM5 178H4L3 181H5ZM62 178H61V179H62ZM73 178H75V177H73ZM88 178H90V177H88ZM115 178H117V176H115ZM124 178H125V177H124ZM124 178H123V179H124ZM228 178H229V177H228ZM233 178H230V182L233 181V180H231V179H233ZM260 178H261V177H260ZM263 178H264V177H263ZM6 179H8V180H6L7 182L5 181L4 183H2V182L0 183V192H2V194L0 193V194H1L0 196H4L5 193H6V192L8 193V191L11 190V189L13 190V186L15 185V182L17 181L18 178H16V177L13 178V176L10 175V176H8ZM23 179H24V178H23ZM36 179H35V180H36ZM40 179H39V180H40ZM131 179H132V178H131ZM140 179H141V178H140ZM145 179H147V178H145ZM154 179H155V178H152V179H151L152 181H148V180H147V181H145V182H144V179H143L142 182H144V183H143V185H142L143 187H142V186H141V187L146 189L147 185L151 186L150 183H151V182H154V181H153ZM191 179H193V178H191ZM224 179H225V178H224ZM226 179H227V178H226ZM226 179H225V181H226ZM241 179H242V177L239 178V180H241ZM247 179H248V178H247ZM252 179H253V178H252ZM254 179H255V176H254ZM15 180H16V181H15ZM39 180H38L37 182H39ZM41 180H40V181H41ZM129 180H130V179H129ZM129 180H128V182H129ZM187 180H189V179H187ZM227 180H229V179H227ZM236 180H237V179H236ZM236 180H234V181H236ZM239 180H238V181H239ZM245 180H246V177H245ZM245 180H244V181H245ZM32 181H34V179H33ZM118 181H119V182H118ZM126 181H127V180H126ZM190 181H191V180H189V182H190ZM242 181H243V179H242ZM242 181H240V182H242ZM244 181H243V182H244ZM248 181H250V180L248 179ZM251 181H252V180H251ZM27 182H28V180H27ZM34 182H35V181H34ZM56 182H57V181H56ZM130 182H131V180H130ZM130 182H129V183H130ZM158 182H159V181H158ZM193 182H194V180H193ZM193 182H190V183H193ZM201 182H204V181H201ZM205 182H206V181H205ZM216 182H217V181H216ZM245 182H246V181H245ZM245 182H244V184H245ZM262 182H263V181H262ZM28 183H29V182H28ZM134 183H135V181H134V179H133V185H134ZM136 183H137V181H136ZM156 183H157V182H156ZM195 183H196V182H195ZM29 184H30V183H29ZM33 184H34V183H32V185H31L32 187H34ZM35 184H38V183H35ZM39 184H41V183L39 182ZM45 184H44V185H45ZM61 184H62V182H61ZM130 184H131V183H130ZM187 184H189V183H187ZM196 184H197V183H196ZM208 184H210V183H204L205 186H207ZM216 184H217V183H216ZM221 184H223V183H221ZM240 184H241V183H240ZM24 185H25V184H24ZM44 185H43V186H44ZM63 185H64V184H63ZM158 185H159V184H158ZM189 185H190V184H189ZM197 185H198V184H197ZM200 185H201V184H200ZM204 185H203V186H204ZM238 185H239V184H238ZM47 186H49V185H45V187H47ZM50 186H51V185H50ZM50 186H49V187H50ZM52 186H54V184H52ZM56 186H58V185H56ZM56 186H55V187H56ZM61 186H62V185H61ZM127 186H128V185H127ZM130 186H131V185H129L128 187H130ZM134 186H135V185H134ZM134 186H133V187L131 186V188L135 189ZM203 186H200V187H203ZM205 186H204V187H205ZM210 186H211V185H210ZM210 186H209V187H210ZM240 186H241V185H240ZM248 186H249V185H248ZM37 187H38V185H37ZM45 187H42V188L44 189ZM154 187H157V186H154ZM158 187H159V186H158ZM158 187H157V188H158ZM192 187H193V185H192ZM192 187H191L190 189H192ZM195 187H196V185H195ZM195 187H194V188H195ZM200 187H199V188H200ZM224 187H225V186H224ZM14 188H16V186H14ZM17 188H18V187H17ZM30 188H31V187H30ZM34 188H35V187H34ZM39 188L41 189V186H39ZM39 188H37V189H39ZM50 188H51V187H50ZM57 188H58V187H57ZM57 188H56V189H57ZM110 188H109V189H110ZM131 188H130V191L133 190V189L131 190ZM147 188H149V187H147ZM194 188H193V190H194ZM197 188H198V186H197ZM197 188H196V189H197ZM199 188H198V189H199ZM206 188H207V187H206ZM210 188H211V187H210ZM241 188H242V190H243V189L245 190V188H248V187H245V186L243 185ZM40 189H39V190H40ZM43 189H42V190H43ZM48 189H49V188H48ZM56 189H54V190H56ZM152 189H153V187H152ZM200 189H201V188H200ZM213 189H214V188H213ZM221 189H222V188H221ZM223 189H224V188H223ZM229 189H230V187H229ZM248 189H249V188H248ZM248 189H247V190H248ZM106 190H108V188H107ZM140 190H141V188H140ZM143 190H144V189H143ZM146 190H148V189H146ZM150 190H151V189H150ZM150 190H149V191H150ZM182 190H183V189L180 190V191H181L180 196H179L180 198H181V196H184V195H182V192H184L185 189H184L183 191H182ZM249 190H251V188H250ZM255 190H256V189H255ZM37 191H38V190H37ZM44 191H45V189H44ZM108 191H109V190H108ZM110 191H109V193L107 192V193H108L107 198H108V196H109V194H110ZM127 191H128V190H127ZM151 191H152V190H151ZM151 191H150V194L148 193V195H149V197L154 198V197L157 196V195L153 196L152 192L159 193L160 188H159V190H155V191H152V192H151ZM175 191H176V190H175ZM175 191H174V193H175ZM187 191H188V188H186V193H188ZM222 191H223V190H222ZM245 191H246V190H245ZM3 192H4V193H3ZM48 192H49V191H48ZM52 192H54L53 189H52ZM55 192H56V191H55ZM57 192H58V190H57ZM128 192H129V191H128ZM143 192H145V191H143ZM195 192H197V191H195ZM195 192H194V193H195ZM227 192H228V191H227ZM242 192H243V191H242ZM251 192H252V191H251ZM251 192H246V193L248 194V193H251ZM43 193H44V192H43ZM43 193H42V194H43ZM112 193H111V194H112ZM145 193H146V192H145ZM145 193H143V195H144ZM161 193H162V192H161ZM161 193H159L158 195H160ZM174 193L172 192V194H174ZM192 193H193V192H192ZM192 193H188V194L191 195ZM216 193L218 194V192H216ZM219 193H221V192H219ZM243 193H245V192H243ZM253 193H254V191H253L251 194L253 195ZM3 194H4V195H3ZM9 194H10V193H9ZM14 194H16V193H14ZM32 194H33V193H32ZM76 194L80 195V196H79L80 199H81L80 202L74 200V199H76V198H79V197L74 198V195H76ZM130 194H131V192H130ZM132 194H133V193H132ZM138 194H139V191H138ZM167 194H168V193H167ZM167 194H166V195H167ZM172 194H171V195H172ZM183 194H184V193H183ZM188 194H187V195H188ZM224 194H225V192H224ZM228 194H229V192H228ZM240 194H242V193H240ZM247 194H246V195H247ZM34 195H35V193H34ZM36 195H37V194H36ZM36 195H35V196H36ZM40 195H41V194H40ZM114 195H115V194H114ZM143 195H142L141 197H143ZM168 195H169V194H168ZM171 195H170V198H171ZM176 195H177V194H175V197H176ZM178 195H179V194H178ZM194 195H195V196H199V195H196V193H195ZM249 195H250V194H249ZM249 195H248V196H249ZM7 196L9 197V196H11V195H7ZM31 196H32V195H31ZM35 196L33 197V200H35L34 198H36V197L38 198V195H37L36 197H35ZM76 196H77V195H76ZM127 196H128V195H127ZM130 196H131V195H130ZM130 196H128V197H130ZM132 196H133V195H132ZM136 196H137V195H136ZM144 196H147V194H145ZM224 196H226V195H224ZM259 196H260V195H259ZM5 197H6V195H5ZM5 197H4V198H5ZM8 197H7V198H8ZM21 197H22V196H21ZM27 197H29V196H27ZM125 197H126V195H125ZM147 197H148V196H147ZM184 197H185V196H184ZM184 197H183V199L186 198V197H185V198H184ZM29 198H30V197H29ZM37 198H36V199H37ZM73 198H74V199H73ZM123 198H124V196H123ZM123 198H122V201H123ZM126 198H127V197H126ZM144 198H145V197H144ZM144 198H143V199H144ZM170 198H169V199H170ZM192 198H193V197L191 196V199H192ZM204 198H205V197H204ZM204 198H203V199H204ZM5 199H6V198H5ZM5 199L1 198V200H4L5 202H7ZM14 199H15V197H14ZM27 199H28V198H27ZM31 199H32V198H31ZM31 199H30V200H31ZM128 199H129V198H128ZM131 199H132V198L130 197V201H131ZM143 199H142V200H143ZM146 199L151 200V199H149V198H146ZM158 199H159V198H158ZM158 199H155V198H154V200H158ZM169 199H168V201L171 200V199H170V200H169ZM174 199H175V198H173V200H174ZM176 199L179 200L178 197H177ZM176 199H175V200H176ZM181 199H182V198H181ZM181 199L179 200V202L181 201ZM187 199L191 200L189 197H188ZM194 199H195V197H194ZM194 199H192V200H193L192 203H194ZM199 199H201V198H198V200H199ZM212 199L214 200V199H216V198H213V197H212ZM18 200H19V199H18ZM25 200H26V199H25ZM116 200H117V199H116ZM120 200H121V199H120ZM120 200H119V201H120ZM148 200H147V201H148ZM177 200H176V201H177ZM189 200H186V202L189 201ZM196 200H197V199H196ZM196 200H195V202H196ZM201 200H202V199H201ZM201 200H199V202H200ZM205 200H206V199H205ZM205 200H204V201H205ZM229 200H230V199H229ZM8 201H9V200H8ZM16 201H17V200H16ZM16 201L14 200V201H9V202H7V203H6V206H8V207H6V206H5V207H2V210H3V208H4V209H5V208H10V209L16 208V207L18 206V203H17ZM54 201H56V200L53 199L52 203H53ZM58 201L60 202V200H58ZM122 201H121V202H122ZM125 201H126V200H125ZM130 201L128 200L127 202H130ZM132 201H133V200H132ZM147 201H146V202H147ZM151 201H153V200H151ZM168 201H167V202H168ZM232 201H233V200H232ZM5 202H4V203H5ZM28 202H30V201H28ZM31 202H32V200H31ZM34 202H35V201H34ZM47 202H48V201H47ZM56 202H57V201H56ZM77 202H78V204H77ZM116 202H117V201H115L114 203H116ZM121 202H120V203H121ZM135 202H136V200H134L133 203H135ZM144 202H145V200H144ZM146 202H145V203H146ZM156 202H157V201H156ZM156 202L154 203V205L156 204ZM184 202H185V201H184ZM189 202H190V205H191V204H192L191 201H189ZM201 202H203V201H201ZM213 202H214V201H213ZM220 202H221V201H220ZM220 202H219V203H220ZM236 202H237V201H236ZM0 203H3V202L1 201ZM32 203H33V202H32ZM64 203H65V201H64ZM64 203H63V204H64ZM108 203H109V202H108ZM108 203H107V204H108ZM122 203H124V202H122ZM122 203H121V204H122ZM145 203H144V205H147V204H145ZM203 203H204V202H203ZM104 204H105V205H104ZM128 204H130V203H128ZM141 204H142V203H141ZM148 204H149V202H148ZM151 204L153 205V203H151ZM182 204H184V203H182ZM186 204H187V203H186ZM194 204H195V203H194ZM197 204H198V203H196V205H197ZM204 204H205V203H204ZM204 204H203V205H204ZM224 204L227 205V204H229V202H228V203L226 202V203H224ZM232 204H233V203H232ZM235 204H236V203H235ZM1 205H2V204H0V206H1ZM45 205H46V204H45ZM125 205H126V204H125ZM135 205H136V203H135ZM144 205H143V207H145ZM160 205H161V204H160ZM160 205L158 206V203H157L156 206L160 207ZM203 205H202V206H203ZM206 205H207V204H205V206H206ZM221 205H223V204H221ZM3 206H4V204H3ZM47 206H48V205H47ZM55 206H56V205H55ZM150 206H151V205H150ZM150 206L147 205V207H149V209L152 207V206H151V207H150ZM156 206H155V207H156ZM188 206H189V204H188ZM191 206H195V205L192 204ZM191 206H189V207H191ZM199 206H200V205H199ZM199 206L197 205V206H196V209H198ZM209 206H210V205H209ZM233 206H235V205H233ZM48 207H49V206H48ZM137 207L140 208V204L137 205ZM143 207H142V208H143ZM155 207H154V208L152 207L151 209L154 210ZM21 208H22V207H21ZM21 208H20V210H21ZM36 208H39V207H36ZM46 208H47V207H46ZM46 208H45V209H46ZM57 208H59L60 210H58ZM145 208H146V207H145ZM194 208H195V207H194ZM201 208H205V207H201ZM207 208H210V207L207 206ZM207 208H205V209H207ZM212 208H213V207L211 206V208H210L209 210H210V213H211V214H214L213 212H216V211H214ZM10 209H9V210H10ZM18 209H19V208H18ZM27 209H29V208H27ZM32 209H33V208H32ZM45 209H44V210H45ZM47 209H48V208H47ZM51 209L54 210V208H51ZM140 209H141V208H140ZM143 209H144V208H143ZM162 209H163V208H161V210H162ZM180 209H181V208H180ZM217 209H219V208H217ZM220 209H222V208H220ZM223 209H224V208H223ZM225 209H226V208H225ZM230 209H231V207L229 208V210H230ZM232 209H233V208H232ZM232 209L230 210L231 213H232ZM2 210H0V211H2ZM39 210H40V209H39ZM48 210H50V209H48ZM121 210H122V209H121ZM147 210H148V208H147ZM178 210H179V209H178ZM229 210H228V211H229ZM28 211H30V210H28ZM28 211H26V215L28 214V213H27ZM34 211H35V210H34ZM34 211H33V212H34ZM41 211H42V210H41ZM50 211H51V210H50ZM148 211H149V210H148ZM163 211H164V210H163ZM173 211H175V209H174ZM176 211H177V210H176ZM182 211H183V210H181V211H179V212L182 213ZM194 211H196V210H194ZM212 211H213V212H212ZM241 211H242V210H241ZM241 211H240V212H241ZM247 211H248V213H249V210H247ZM17 212H18V211H17ZM24 212H25V211H24ZM31 212H32V211H31ZM44 212H45V211H44ZM46 212H48V211L46 210ZM149 212H150V211H149ZM151 212H153V211L151 210ZM158 212H159V211H158ZM158 212L155 211V214L158 213ZM160 212H161V211H160ZM168 212H169V211L167 210V214H168ZM171 212H172V211H171ZM171 212H170V213H171ZM185 212H186V210H185ZM185 212H184V213H185ZM196 212H197V211H196ZM198 212H199V211H198ZM198 212H197V213H198ZM200 212H201V210H200ZM206 212H208V211L205 210V212H201V213H204V215L209 214V213L206 214ZM218 212H219V211L217 210V213H218ZM226 212H227V210H226ZM0 213H1V212H0ZM161 213H162V212H161ZM181 213H180V214H181ZM186 213H189V216H187L188 214H187V215L185 214V215H186L187 217H190V213H191V212H189V210H188V212H186ZM217 213H216V214H217ZM15 214H16V213H15ZM31 214H32V213H31ZM33 214H34V213H33ZM33 214H32V215H33ZM51 214H52V211H51ZM51 214H50V215H51ZM144 214H146V213H144ZM163 214H164V212H163ZM211 214H209V215H211ZM222 214H223V213H222ZM237 214H238V213H237ZM242 214H244V213H242ZM7 215H8V214H7ZM12 215H13V214H12ZM21 215H22V213H21ZM21 215H20V216H16V217L14 218V220H13L14 223H12V224L9 223L8 225H7V223L4 224V225H5V228H6V230H5L6 235H4V234H1V235H0V236H2V235L5 236V239H4V240H6L7 243H8V241H9L10 244H12V246H14V245L16 246L15 249H18V251L15 250V251H16V254H17V255H16V256H17L16 258H18V262H17V264H26V263H27V264H60L61 261H58V260H57V258L59 257V254H58V251H57V249H56L55 242L53 241V239H54V235H55V234L53 233L54 231L51 232V231L48 230V231H43L42 233H38L39 231H37L38 229H36L35 231H32V232H31L30 234H28L27 236H24V235H23V236H24V239H23V241H22V239H21V242H19L20 239H19L18 241H16L15 239H14L15 241L13 240V236H14L15 233L17 234V230L19 229V227L21 226V224H22V227H24L23 224L27 222V221H25L24 223H22L23 220H24V219H23L22 222L19 221V222L15 223L17 217H20V218H21ZM24 215H25V214H24ZM24 215H23V216H24ZM32 215H31V216H32ZM50 215H48V217H49ZM61 215H62V216H61ZM169 215L172 216V214H169ZM198 215H200V213H198ZM198 215H197V216H198ZM235 215H236V214H235ZM238 215H239V217H236L237 220L240 219V217H241L240 213H239ZM42 216H43V215H42ZM142 216H143V215H142ZM161 216H163L161 221L166 225L167 232H168V230H170V231H175V232H176V235H179V234H180L179 232H181V231H179V230H180V226H183V225H181V223L183 224V221L185 220L183 214H182V216H183L182 218H183L184 220L182 219V220H183L182 222H181V220H180L179 222H178L177 220L174 221L175 219H173V220L170 222V220H169L170 217H169V218L164 217L165 215H161ZM173 216H174V215H173ZM173 216H172V217H173ZM177 216H178V218L181 217V215H178V214H177ZM177 216H176V218H177ZM186 216H185V217H186ZM191 216H192V214H191ZM201 216L203 217V214H202ZM199 217H200V216H199ZM204 217H205V216H204ZM252 217H253V216H252ZM3 218H4V217H3ZM20 218H19V219H20ZM22 218H24V217H22ZM31 218H32V217H31ZM40 218H41V217H40ZM49 218H50V217H49ZM49 218H47V219L49 220ZM138 218H139V216H138ZM143 218H145V216H144ZM143 218H142V220H143ZM178 218H177V219H178ZM247 218L249 219L248 215H247V216H243V215H242V217H241L242 220H248ZM4 219H5V221H4L3 223H5L6 221L10 222V221L12 220L11 216H7V217L4 218ZM29 219H30V218H29ZM52 219H53V218H52ZM130 219H131V218H130ZM132 219H133V218H132ZM170 219H171V218H170ZM186 219H187V218H186ZM190 219H191V218H190ZM199 219H201V218H199ZM199 219L196 220V218H195V221L197 222ZM213 219H214V218H213ZM213 219H211V216L209 217V216L207 215L205 218H203V219L200 220L201 222L199 221L200 223L197 222V225H199V226H198L196 229H192V228H193L192 225H190V227H188V226L186 225V226H187V231H186V232H188V233L183 232V234H185L184 236L189 237L188 234H192V236H193L194 233H195V234H196V233L198 234V232L206 231V236L209 235V238H210V237H211L212 235H214V234H215V236H217L218 234H216V233H219V234H220L219 231H222L223 228H227V229L229 228V229H228L229 232L231 231V232H233V233H238V232H242V231L244 232V231L248 230V229H245V228H249V227H250V226L247 224L249 227H245V225H244V226L242 225V228H243V229L238 228L237 226H239V225L235 226L236 224L234 225V224L231 222L230 218L225 217V216H221L220 218H218V220H213ZM17 220H18V219H17ZM30 220H31V219H30ZM38 220H39V219H38ZM43 220H45V219L42 218V221H43ZM48 220H47V221H48ZM54 220H53V221H54ZM64 220H65V221H64ZM92 220H91V221H92ZM135 220H136V218H135ZM1 221H2V220H1ZM13 221H12V222H13ZM47 221H46V222H47ZM49 221H50V220H49ZM49 221H48V222H49ZM51 221H52V220H51ZM91 221H90L89 223H94V222H91ZM101 221H102V223H101ZM128 221H129V220H128ZM137 221H138V219H137ZM139 221H141V220H139ZM139 221H138L137 223L140 224ZM152 221H153V220H152ZM185 221H188V219L185 220ZM191 221H192V219H191ZM191 221H190V222H191ZM195 221H194V222H195ZM240 221H241V220H240ZM56 222H55L54 224H56ZM132 222H133V221H132ZM144 222H145V221H144ZM148 222H149V221H148ZM148 222H147V223H148ZM190 222H189V223H190ZM0 223H1V222H0ZM30 223H31L32 226H34L35 224L37 225L38 221H37V220H36V221L33 220V221H30ZM30 223H29V225H30ZM32 223H33L34 225H33ZM43 223H44V222H43ZM80 223H81V222H80ZM97 223H99V222H97ZM113 223H114V222H113ZM116 223H117V222H116ZM119 223H123V221H122V222H119ZM119 223H117V225H118ZM135 223H136V221H135ZM135 223H134L133 225H135ZM142 223H143V222H141L142 228H143L144 226H146V228H143V229L140 228V229H142V230L137 229V230H139V231H137V232L134 231V230H132L133 232H131L132 235L130 236V238H129V235L131 234V233H130L131 230L129 231L128 228H125V229H124V230H128L129 233H130V234L128 233L129 235L127 236V237H128L127 239H129V240H126V239H125V240L127 241V244H125L126 242L121 243V244H124L125 246L127 245V246H126L127 248H125V246L122 245V246L124 247V248L122 247V251H124V249H126V251H125V254H126V255L124 254L125 257L127 256V258H125V261H127V259H128V261H127L128 263H126V264H151L152 261L154 260V259L152 258V256H154V255H152V242H153L152 238H153V236L157 235V234H155V232H157V231H155L154 228L151 230V228H150L151 226H150V223H149V224H148V226H150V227H149V228H150L149 230H151V231L154 230V231H153L154 233H153V232H152V233L155 234V235H153L152 233L148 232L149 230H148V227H147V223H146L145 225H144V223H143V224H142ZM153 223H154V222H153ZM257 223H258V222H257ZM39 224H40V222H39ZM39 224H38V226H39ZM44 224H47V223H44ZM51 224H53V222L47 224L48 227H50L49 225H51ZM59 224H58V225H59ZM82 224H83V223H82ZM111 224H112V223L110 222V226H111ZM114 224H115V223H114ZM125 224H126V222H125ZM130 224H131V222L129 223V225L126 224V226H129V227H130ZM139 224H138V225H139ZM151 224H152V223H151ZM192 224H193V223H192ZM195 224H196V223H195ZM0 225L2 226V224H0ZM26 225H27V224H25V227H24V228H25V229H28V228L30 229L31 225H30V226H26ZM40 225H41V224H40ZM58 225H56L57 227H56L55 225H54V226H55L56 228H58V227L60 226V225H59V226H58ZM88 225H89V224H88ZM88 225H87V226H88ZM92 225H93V224H92ZM94 225H95V224H94ZM123 225H124V223H123ZM153 225H155V228H156V229H159V228L156 227V222H155L154 224H152V226H153ZM252 225H253V224H252ZM252 225H251V226H252ZM257 225H260V224H257ZM38 226H37V227H38ZM65 226H66V227H65ZM110 226H109V229L107 228L108 230H110ZM120 226H122V225H119L118 227H120ZM126 226H125V227H126ZM157 226H158V225H157ZM184 226H185V225H184ZM186 226H185L184 228H186ZM194 226H195V225H194ZM221 226H222V228H221ZM34 227H36V226H34ZM41 227H42V225H41ZM41 227H40V228H41ZM43 227H44V226H43ZM48 227H47V228H48ZM51 227H52V226H51ZM55 227H53V230H54ZM88 227H89V226H88ZM93 227H94V226H93ZM93 227H92V228H93ZM98 227H99V225H98ZM100 227H102V226H100ZM103 227H104V226H103ZM133 227H134V226H133ZM138 227H139V226H138ZM239 227H241V225H240ZM244 227H245V228H244ZM253 227H256V226L253 225ZM0 228H1V227H0ZM24 228H22V229L24 230ZM44 228H45V227H44ZM56 228H55V229H56ZM86 228H87V227H86ZM92 228H91V229H92ZM105 228H106V227H105ZM116 228H117V227H116ZM123 228H124V226H123ZM136 228H137V227H136ZM256 228H257V227H256ZM259 228H260V227H259ZM59 229L61 230V228H59ZM91 229H90V230H91ZM93 229H95V228H93ZM103 229H104V228H103ZM103 229H102V230H103ZM119 229H120V228H119ZM130 229H131V228H130ZM133 229H135V228H133ZM220 229H221V230H220ZM250 229H252V228H250ZM253 229H254V228H253ZM257 229H258V228H257ZM262 229H263V228L261 227V230H260V231H262ZM1 230H2V229H1ZM3 230H4V229H3ZM30 230H31V229H30ZM50 230H51V229H50ZM60 230H58V231H60ZM96 230H98V229H96ZM102 230H101V232H102ZM104 230H105V229H104ZM104 230H103V233H105ZM124 230H123V232H124ZM165 230H166V229H165ZM165 230H164V232H165ZM18 231H19V230H18ZM20 231H21V229H20ZM20 231H19V233L22 232V231H21V232H20ZM24 231H26V230H24ZM24 231H23V232H24ZM77 231H78V230H77ZM91 231H92V230H91ZM105 231H106V230H105ZM117 231H118V230H117ZM158 231H159V230H158ZM226 231H227V230H226ZM255 231H256V229H255ZM255 231H253V230L251 231V230H250V231H248V232H249V233H250V232H253L252 234H254ZM23 232H22V233H23ZM85 232H86V231H85ZM85 232H83L82 234H78V235H83ZM87 232H88V231H87ZM87 232H86V233H87ZM92 232H93V231H92ZM92 232H90V233H92ZM94 232H95V230H94ZM98 232H100V229L97 231V233H98ZM118 232H120V231H118ZM134 232H135V233H134ZM159 232H160V231H159ZM159 232H157V233H158V236H159V234H160ZM231 232H230V235H231ZM257 232H258V231H257ZM19 233L17 234V236L20 235ZM79 233H81V231H80ZM90 233H89V234H90ZM103 233H101V234H103ZM161 233H162V232H161ZM201 233H202V232H201ZM222 233H225V232H222ZM227 233H228V232H227ZM259 233H260V232H258V234H259ZM263 233H264V232H263ZM24 234H25V232H24ZM76 234H77V233H76ZM87 234H88V233H87ZM87 234H86V236H88ZM95 234H96V233H94V235H95ZM99 234H100V233H99ZM105 234H107V233H105ZM195 234H194V235H195ZM199 234H200V233H199ZM225 234H226V233H225ZM225 234H220V235H218V236H219V237H224ZM228 234H229V233H228ZM241 234H242V233H240V235H241ZM247 234H248V233H247ZM252 234H251V236H254V235H252ZM256 234H257V233H256ZM260 234H261V233H260ZM96 235H97V234H96ZM117 235H118V233H117ZM120 235H121V237H122V232H121ZM248 235H249V234H248ZM3 236H2V237H3ZM89 236H90V235H89ZM97 236H98V235H97ZM97 236H94V237L97 238ZM101 236H102V235H101ZM101 236H100V237H101ZM105 236H106V235H105ZM110 236L112 237V236H114V235L112 234V235H110ZM118 236H119V235H118ZM170 236H171V235H170ZM226 236H227V234H226ZM228 236H229V235H228ZM228 236H227V237H228ZM233 236L235 237V235H233ZM242 236H243V235H242ZM257 236H259V235H257ZM260 236H261V235H260ZM260 236H259V237H260ZM262 236H263V235H262ZM77 237H78V236H77ZM102 237H103V236H102ZM116 237H117V236H115L114 239H115ZM123 237H125V236H123ZM159 237H160V239H163L162 234H161ZM176 237H177V236H176ZM195 237H196V238H195ZM195 237H194V238L197 239L196 241H198V239L201 240L200 238H197V237H199V236H195ZM200 237H201V236H200ZM219 237H217V238L219 239ZM234 237H233V238H234ZM237 237H240V236L237 234ZM244 237H245V233H244ZM249 237H250V236H249ZM19 238H20V237H19ZM63 238H62V239H63ZM91 238H92V237L87 238V239H86V242L89 241L88 239H90L91 241H93V238H92V239H91ZM108 238H109V237H108ZM112 238H113V237H112ZM179 238H180V236H179ZM179 238H177V241H178ZM194 238H192V239H194ZM209 238H208V240L206 239L207 242H205V241L203 240V238H202L203 241L201 240L200 243H197V244H195V245L198 246V245H201V244L204 243V246H203V247L208 246V245L210 244V243L207 244L208 241H209ZM211 238H212V237H211ZM217 238L215 237V238H213V240H215V239L217 240ZM247 238H248V236H247L246 238H244V240H245V242H248L247 245L250 244V245H249L250 248H251V244H252V243H253V246H255V244H257V243H254V242H256V241L252 242L251 239H249L251 242H250V241H247V240H248ZM255 238H256V237H255ZM255 238H254V239H255ZM109 239L111 240V238H109ZM114 239H113V240H114ZM190 239H191V238H190ZM226 239H227V238H225L224 240L226 241ZM240 239H241V237H240ZM0 240H2V238H1ZM94 240H95V239H94ZM96 240H97V239H96ZM166 240H167V242L170 241V240L168 241V239H166ZM219 240H220V239H219ZM224 240L222 239V242H223ZM228 240H229V237H228ZM238 240H239V239H238ZM258 240H259V238H258ZM263 240H264V236H263ZM6 241H4L3 244H4ZM81 241H80V242H81ZM101 241H102V240H101ZM105 241L108 242L109 240H105ZM111 241H112V240H111ZM173 241L176 243L175 239H173ZM194 241H195V240H192L191 242L194 243ZM229 241H230V240H229ZM229 241H228V243H229ZM232 241H237V240H231V244L233 243ZM239 241H240V240H239ZM259 241H261V240H259ZM103 242H104V240H103ZM103 242H102V243H103ZM174 242H173V243H174ZM191 242H190V241H189V242L187 241V243H185V244H188V243H191ZM198 242H199V241H198ZM201 242H202V243H201ZM211 242H212V240H211ZM217 242H218V240H217ZM219 242H220V241H219ZM82 243H83V242H82ZM89 243H90V242H89ZM89 243H84V244L86 245V244H89ZM112 243H113V242H112ZM114 243H115V241H114ZM116 243H118V242H116ZM116 243H115L114 245H116ZM175 243H174V244H175ZM178 243H179V242H177V244H175V245L177 246ZM195 243H196V242H195ZM226 243H227V242H226ZM234 243H235V242H234ZM242 243H243V242H242ZM258 243H259V242H258ZM263 243H264V242H263ZM10 244L8 243V245H10ZM93 244H94V242H93ZM96 244H97V243H96ZM119 244H120V243H118V245H119ZM170 244H171V243H170ZM181 244H182V243H181ZM213 244H215V243L212 242L211 245L213 246ZM218 244H219V243H218ZM224 244H225V243H224ZM239 244H240L239 252L242 251V250H243V252H246L247 250H248V252H251V249H250V248H247V249L245 248V249H246V251H245V249H244V247H245L244 244H241V243H239ZM75 245L77 246V244H75ZM90 245H91V247H92V244H90ZM106 245H107V244H106ZM118 245H117V247H118ZM179 245H180V244H179ZM191 245H192V244H191ZM193 245H194V244H193ZM193 245H192V246H193ZM195 245H194V248H196ZM229 245H230V244H229ZM229 245H228V246H229ZM233 245L235 246V244H233ZM0 246H2V243H1ZM5 246H7V244H5ZM10 246H11V245H10ZM80 246H81V245H80ZM82 246H84V245H82ZM97 246H98V245H97ZM97 246H96V247H97ZM169 246H170V245H169ZM171 246H172V245H171ZM180 246H182V248H183V246H185V245L183 244V245H180ZM180 246H179V247H180ZM187 246H188V245H187ZM209 246H210V245H209ZM221 246L224 247L223 244H221ZM237 246H239V245L237 244ZM237 246H236V247H237ZM258 246H260V244H259ZM261 246H262V245H261ZM65 247H66V245H65ZM85 247H87V246H85ZM88 247H89V246H88ZM88 247H87V248H88ZM93 247H94V246H93ZM96 247H95V248H96ZM106 247H107V246H106ZM106 247H103V246H102V248H104V250H105ZM119 247H120V246H119ZM185 247H186V246H185ZM198 247L200 248L201 246H198ZM213 247H214V246H213ZM217 247H218V246H217ZM219 247H220V245H219ZM219 247H218V248H219ZM223 247H222V248H223ZM226 247H227V246H226ZM226 247H224V248H226ZM230 247H231V245H230ZM232 247H233V246H232ZM236 247H235V248L233 247V248L236 249ZM256 247H257V245H256ZM4 248H5V247H4ZM8 248H9V246H8ZM10 248H12V247H10ZM13 248H14V247H13ZM79 248H80V247H79ZM79 248H77V249H79ZM98 248H99V247H98ZM98 248H97V250H98ZM115 248H116V247H115ZM120 248H121V247H120ZM166 248H167V246H166ZM166 248H165V250H166ZM168 248H169V247H168ZM171 248H172V247H171ZM176 248H177V247H176ZM186 248H188V247H186ZM189 248H190V247H189ZM208 248H209V247H208ZM233 248H231V249H233ZM261 248H262V247H261ZM6 249H7V248H6ZM89 249H90V248H88V250H89ZM172 249H174V248H172ZM192 249H193V248H192ZM211 249H212V247H211ZM220 249H221V248H220ZM229 249H230V248H229ZM229 249H227L226 252H228ZM249 249H250V251H249ZM255 249H256V248L254 247V250H255ZM263 249H264V248H263ZM83 250L85 251L86 249L83 248ZM107 250H108V249H107ZM116 250H118V253H120V250H119L118 248H116ZM177 250H179V249H177ZM177 250H176V252H177ZM195 250H197V248H196ZM198 250H199V249H198ZM198 250L196 251L197 253H198ZM200 250H201V248H200ZM202 250H204V249H202ZM202 250H201V251H202ZM205 250H206V249H205ZM216 250H217V249H216ZM252 250H253V249H252ZM1 251H2V250H1ZM6 251H7V250L4 251V252H5L4 254H6ZM93 251H94V250H92V252H93ZM98 251H99V253H100L102 250H98ZM109 251H110V250H109ZM183 251H184V250H183ZM201 251H199V252H201ZM210 251H211V250H210ZM218 251H219V250H218ZM236 251H238V250H235V252H236ZM260 251H261V249H260ZM80 252H82V250H81ZM80 252H79V253H80ZM86 252H87V250H86ZM90 252H91V251H90ZM102 252H103V255H104V254H105V255L107 254L106 252L104 253V251H102ZM102 252H101V254H102ZM110 252H111V254L113 255L114 252H113V253H112V251H110ZM110 252H109V253H110ZM172 252H173V251H172ZM188 252L190 253V251L186 250V253H188ZM191 252H192V251H191ZM211 252H212V251H211ZM213 252H214V250H213ZM213 252H212V253H213ZM239 252H238V253H239ZM7 253H8V252H7ZM99 253L97 252V254H99ZM116 253H117V252H116ZM116 253H114V254H116ZM118 253H117V254H118ZM121 253H123V252H121ZM121 253H120V254H121ZM166 253H167V251H166ZM178 253H179V252H178ZM189 253H188V254H189ZM206 253H208V255H209V252L206 251ZM230 253H231V251H230ZM230 253H228V255H230ZM236 253H237V252H236ZM259 253H260V252H259ZM261 253H262V252H261ZM12 254H13V255H12ZM12 254H11V251H10V255H12V256L14 257V256H15L14 252H13ZM97 254H96V255H97ZM120 254H119V255H120ZM157 254H158V253H157ZM173 254H174V252H173ZM173 254H172V255H173ZM179 254H180V253H179ZM198 254H199V253H198ZM213 254H214V253H213ZM219 254H220V253H219ZM222 254H223V253H222ZM231 254H232V253H231ZM241 254H242V253H241ZM246 254H247V253H246ZM246 254H244V256H245ZM249 254H250V253H249ZM249 254H247V255H249ZM251 254H253V253H251ZM251 254H250V255H251ZM262 254H263V253H262ZM6 255H7V254H6ZM80 255H81V254H80ZM82 255H83V253H82ZM82 255H81V256H82ZM84 255H85V254H84ZM96 255H95V256H96ZM109 255H110V254H109ZM109 255H108V257H109ZM165 255H166V254H165ZM165 255H164V256H165ZM177 255H178V254H177ZM177 255H176V256H177ZM189 255H191V256L194 255V252H193L192 254H189ZM195 255H196V253H195ZM200 255H201V254H200ZM200 255H196L197 258H198V256H200ZM208 255H207V258L209 257ZM228 255H227V256H228ZM232 255H235V254H232ZM242 255H243V254H242ZM247 255H246V257H247ZM0 256H1V255H0ZM81 256H80V257H81ZM89 256H90V255H89ZM89 256H88V257H89ZM95 256H94V257H95ZM122 256H123V255H122ZM161 256H162V255H161ZM179 256H181V255H179ZM186 256H187V255H186ZM203 256H204V255H203ZM215 256H216V255H215ZM237 256H238V255H237ZM3 257H4V256H3ZM10 257H11V256H10ZM75 257H78V256H75ZM75 257H74V258H75ZM82 257H83V256H82ZM85 257H86V255H85ZM92 257H93V256H92ZM97 257H98V262H100L99 260H101V262L103 261L102 258H101L99 255H98ZM99 257H100L101 259H100ZM102 257H103V256H102ZM111 257H112V256H111ZM111 257H110V259H111ZM118 257H119V256H118ZM155 257H156V255H155ZM155 257H154V258H155ZM170 257H171V256H170ZM184 257H185V256H184ZM210 257H211V256H210ZM216 257H217V256H216ZM232 257H233V256H232ZM250 257H251V256H249V258H250ZM252 257L254 258L253 255H252ZM252 257H251V258H252ZM259 257H260V256H259ZM78 258H79V257H78ZM78 258H77V259H78ZM95 258H96V257H95ZM114 258H115V257H114ZM158 258H159V256L157 257V259H158ZM163 258H164V257H163ZM163 258H162V261H163V262H162V261H161V262L164 264V260H163ZM167 258H168V256H167ZM173 258H174V257H173ZM173 258H172V260H175V259H177V258H179V257L177 256L175 259H173ZM193 258H194V257H193ZM202 258H203V257H202ZM213 258H214V257H213ZM217 258H218V257H217ZM222 258H223V257H222ZM226 258H230V257H226ZM235 258H236V257H235ZM240 258H241V256H239V260H240V261H243L242 258H241V259H240ZM243 258H244V257H243ZM6 259H7V258H6ZM6 259H5V260H6ZM9 259H10V258H9ZM58 259H59V258H58ZM84 259H85V258H84ZM89 259H91V258H89ZM93 259H94V258H92L91 260L93 261ZM96 259H97V258H96ZM96 259H95V260H96ZM103 259H104V257H103ZM105 259H106V258H105ZM105 259H104V260H105ZM118 259H120V257H119ZM159 259H160V258H159ZM170 259H171V258H170ZM181 259H182V258H180V260H181ZM184 259H185V258H184ZM184 259H183V260H184ZM195 259H196V258H195ZM244 259L247 260V258H244ZM263 259H264V254H263ZM263 259L261 258L262 261H263ZM3 260H4V259H3ZM3 260H2V262H3ZM12 260H13V259H12ZM14 260H15V259H14ZM14 260H13L12 262H14ZM65 260L68 261V259H66V258H65ZM69 260H70V259H69ZM78 260H79V259H78ZM87 260H88V259H87ZM112 260H113V257H112ZM115 260H116V258H115ZM122 260H124V257L121 258V262H120V263H119L118 261H116V264H117V262H118V264H121V263H122ZM168 260H169V259H168ZM178 260H179V259H178ZM178 260H176L175 262H177ZM180 260L177 262V264H180L179 262L182 261V260H181V261H180ZM201 260H202V259H201ZM204 260H205V258H204ZM212 260H213V259H212ZM215 260H216V258H215ZM233 260H234V259H233ZM79 261H80V260H79ZM79 261H78V262H79ZM154 261H156V259H155ZM165 261H166V259H165ZM199 261H200V260H199ZM210 261H211V260H210ZM225 261H226V262H229L230 260H229V261H228V260H225ZM236 261H238V260L235 259V263L237 264ZM240 261H239V263H240ZM244 261H245V260H244ZM244 261H243V262H244ZM69 262H70V261H69ZM78 262H77V263H78ZM81 262H82V261H81ZM87 262H89V260H88ZM87 262H86V263H87ZM98 262H97V264H98ZM107 262H108V261H107ZM156 262H157V261H156ZM161 262H160V264H161ZM173 262H174V261H173ZM175 262H174V263H175ZM183 262H187V259H186V261L184 260V261H182L181 263H183ZM201 262H204V263H205V261H201ZM206 262L208 263V261H206ZM214 262H215V261H214ZM245 262H246V261H245ZM251 262H253V261H251ZM263 262H264V261H263ZM0 263H1V262H0ZM63 263H64V261H63ZM71 263H72V261H71ZM75 263H76V262H75ZM75 263H74V264H75ZM79 263H80V262H79ZM93 263H94V262H91V264H93ZM95 263H96V262H95ZM154 263H155V262H154ZM158 263H159V262H158ZM158 263H157V264H158ZM169 263L172 264V261L170 260ZM199 263H200V262H199ZM210 263H211V262H210ZM230 263H231V262H230ZM253 263H254V262H253ZM87 264H88V263H87ZM100 264H102V263H100ZM111 264H112V262H111ZM122 264H124V262H123ZM165 264H167V263H165ZM186 264H187V263H186ZM240 264H243V263L241 262ZM250 264H251V263H250ZM254 264H255V263H254Z\"/></svg>",
	"mask_w": 264,
	"mask_h": 264
}]
</instances>
